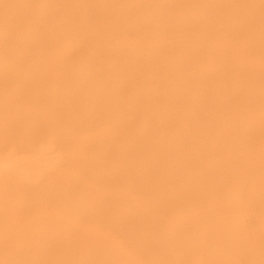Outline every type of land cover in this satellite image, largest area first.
Returning <instances> with one entry per match:
<instances>
[{"label":"rangeland","instance_id":"374dc122","mask_svg":"<svg viewBox=\"0 0 264 264\" xmlns=\"http://www.w3.org/2000/svg\"><path fill=\"white\" fill-rule=\"evenodd\" d=\"M6 3H5V2ZM7 1H9V0H0V3H1V7H0V18L2 19V18H4V17H2L3 15H5V13L3 12V11H5L6 13H7V9L9 8V6H10V9H8V13H10L11 14V12L12 11H15V12H12V14H14V15H12L10 18L12 19H10V18H7L8 20H10L9 22L10 23H6V22H8V20L5 18V20L4 21H6V22H4L3 21V19L1 20V22L2 23H0V38H2L3 37V35H6V34H8L9 33V31L10 30H12L13 28L15 29V26H16V29H18V31L15 29H13L14 31H11V35H13L14 33L13 32H16L15 33V35H17V37H18V39H17V41H20V42H17L16 41V39H15V41L14 40H12V39H14V38H17L16 36H12V37H7V36H10V34L9 35H7V36H4V38H2V40L0 39V41H1V44L3 45V46H1V44H0V58L1 57H4L5 59H4V61H1V60H3V58L2 59H0V76H1V73H2V77H5L6 75L5 74H7V76H6V78H10V79H5V78H0V90L1 91H4V92H2L1 93V91H0V97L1 98H3V99H1L0 98V105H2L0 108L2 109V111H0V121H1V118H2V122L4 123V126H2L3 125V123L2 122H0L1 124V126L2 127H0V145L1 144H3L4 143V145H2V147L0 146V207L2 208L3 207V209L1 210V208H0V210L1 211H4L6 214L5 215H0L2 218H4V219H1V217H0V220L2 221L3 220V224L5 223V221L7 220V218H8V221H7V223H5L3 226L5 227V228H3V226H1L0 227V231L2 230V228L4 229L3 231L4 232H6L7 230V228H8V234H9V239H8V237H7V239L8 240H10L9 242L11 243V242H14V243H11V244H7L8 243V240H6V236H4V232L2 231V232H0L1 234H0V254H2V255H0L1 257L2 256H4V255H6V256H4V257H2V258H4L3 260L2 259H0L1 261H0V264H12V262H14L15 260H14V257H18V259H19V261H18V259L14 262V264H30V263H32V261H33V263L34 264H38L39 262H42V264H65L68 260L71 262L70 264H74V263H76V264H104L105 262L103 261V259L105 258V255H106V253L109 251V250H111V249H109V248H112L114 251H112L111 250V254H109V253H107V254H109V255H111V257H108L107 255H106V258L105 259H107V261H106V263L105 264H115V263H121V264H123L124 262H126V263H124V264H173V262H174V264H176V262L175 261H177L178 260V258H180L181 257V260L182 261H180V260H178L177 262V264H179V262H180V264H204V263H206V264H239L240 262H242V264H254L255 262V264H263L264 262H262L261 260H263L264 261V259H263V256H264V252H262L263 250H262V248H264V247H262V246H264V189H263V187H264V181H262L263 179H264V166H263V164H262V162L264 163V156H263V154H264V149H261L262 147L261 146H264V128H263V124L262 123H264V122H259L260 121V119L262 120L264 117L262 116V115H264L263 114V112H264V102H263V100H264V95H262V94H264V85L262 86L260 83H262V84H264V82H261V80L262 81H264V60H260L262 57H264V54L262 53V52H264V45H262V44H259V45H257V47L252 43V38H253V35H257V36H259V35H263L262 34V32L264 33V29H262V28H264L263 26H264V0H248V2H246L247 0H245V1H242V3L239 5V7L240 6H242L243 5V8L242 7H238L237 9H234L233 7H232V1L231 0H191V4H190V0H173L175 3H176V5L179 3V1H181V4H182V2L183 1H185L184 3H183V5L186 3V4H189V6H187L186 4H185V6H187L186 8L189 10L191 7H195L194 9H198V8H200L199 7V5L200 6H202L203 7V4H205V3H208V4H210V3H213L214 5H216L218 8H220V10L219 11H221V8L222 7H230V8H227V9H222L223 10V12H221V14L223 15H219L220 13H218V11H217V13H216V16L214 15L213 16V18L214 19H217V18H221L222 20H223V22H224V24H223V22H222V20H219L216 24H215V27H213V30H209V31H204V28H202V26H203V24L201 25V24H198L196 27H195V29H190V28H187L188 26L187 25H185L186 24V22H187V20H188V22H190L191 23V21H194L192 18H194L193 16H194V14L196 13V12H194L195 10H193V12H194V14L192 13L191 15H189L190 16V19H188L189 17H187L185 14H184V16H183V14H178V15H176V17L178 18V26L180 25V27H176V28H174V30H180V32H178V31H175L174 33H172V34H170V35H161V37H160V39L158 40V43H156V42H153V41H151V40H147V39H149L148 37H150L149 35L146 37V38H143V39H141L142 41H140V38H138L137 36L135 37V35H134V37H135V39H134V37H131V36H128L127 34H122V35H117L116 37H114L112 40L114 41H112L113 43H111V41H109V40H104V41H101V42H99L100 40H98V38H96L95 39V37H93V36H83L82 37V35H79L78 36V32L77 33H75L76 31V29H78V27H72V25H73V22H71V25L69 26V27H62L61 25H63V24H67V21L65 22V23H63V19H62V17L64 16L63 14H66L65 16L66 17H68L69 16V8L68 7H66V8H68V9H64L63 7H65L64 5H66V1H67V5H69V3H70V0H20L21 2H19V0H10V4H9V2H8V4H7ZM32 1H34V2H32ZM36 1H40L38 4H40L41 5V3H43L41 6H43L44 5V3H46V9L45 10H47L46 12L48 13L47 15H46V12H45V10H44V6L42 7V9L44 10V11H42L40 8H41V6L40 5H36L37 3H35ZM45 1V2H44ZM118 1H121V2H117V4L119 5V6H121V7H119L118 5H117V7L120 9V10H123V11H128V10H130L131 11V9L132 10H134V11H136L137 9H139V6H140V4H138L139 2H138V0H134V2H135V4H134V2H133V0H118ZM150 3H152V1L153 0H148ZM177 1V2H176ZM204 1V2H203ZM215 1H217V2H219V3H216ZM230 3H229V2ZM249 1L251 2H254L255 3V5H254V3H252L251 5H253V7L252 6H250V5H248V3H249ZM257 1V2H256ZM260 2V4H259V2ZM2 2H4V3H2ZM11 2H14L13 4H11ZM16 2H19V3H16ZM47 2H48V4H47ZM50 2V3H49ZM57 2H59V4H57ZM69 2V3H68ZM123 2V3H122ZM129 2V3H128ZM194 2V3H193ZM200 2V3H199ZM226 2H228L231 6H229V4L228 3H226ZM262 2V3H261ZM22 3V5H20ZM26 3V4H25ZM32 3H35V5H36V7H34V5L32 4ZM192 3H193V5H195V3H196V5L195 6H193L192 5ZM25 4V5H24ZM27 4H29V5H27ZM49 4H50V6H49ZM51 4H54V7L51 5ZM63 6H62V5ZM133 4V5H132ZM180 4V3H179ZM178 4V5H179ZM181 4H180V7H179V9L181 10H183L184 9V6H183V8H182V6H181ZM250 4V3H249ZM260 5V6H257V8H256V5ZM4 5H6L5 7H4ZM9 5V6H8ZM17 5V6H16ZM26 6V7H24V6ZM32 5H33V7H32ZM57 5V6H56ZM59 5L61 6V9L63 10L61 13H60V7H59ZM66 5V6H67ZM123 5V6H122ZM139 5V6H138ZM190 5H192L191 7H190ZM27 6H29L28 8H27ZM125 6V7H124ZM127 6V7H126ZM131 6V7H130ZM17 8L16 10H13V9H11V8ZM24 8V9H26L25 11H24V9L22 10V9H20L19 10V8ZM37 7H39V10H37V12L39 13H42L43 15H41L40 14V16H42L41 17V19L39 18L40 16H39V14L35 11L36 9H37ZM49 7H51V10L50 9H48ZM53 7V8H52ZM178 7V6H177ZM245 7L246 8H249V9H245ZM14 8V9H15ZM33 8H36L35 10L33 9ZM59 8V9H58ZM185 8V9H186ZM1 9H4L3 11H1ZM27 9H29V11L27 10ZM192 9L193 8H191V10L190 11H192ZM232 9V10H231ZM234 9V10H233ZM254 10V11H256V12H259L260 10H261V12L257 15L258 16V18H256L257 20H259V21H262L263 20V22H259V21H257L256 20V22H258V23H261V24H258V23H256V24H254L253 22H252V20L251 19H253V18H250L251 17V13H250V10ZM257 9V10H256ZM17 10H19V11H21V12H23V13H25L26 15H28V16H26L25 14L22 16V14L23 13H20V12H17L18 13V16L16 15V11ZM42 12H41V11ZM57 10V11H56ZM67 12H66V11ZM232 12H235V11H237V12H235V13H237V15L236 14H231V11ZM241 10V11H240ZM11 11V12H10ZM26 11L28 12V14L26 13ZM36 13H35V12ZM53 13H52V12ZM59 12V14H56V12ZM65 11V12H64ZM197 11V10H196ZM226 11V12H225ZM227 11H229V13L227 12ZM240 11V12H239ZM3 13V15H2V13ZM34 12V13H33ZM55 12V13H54ZM198 12V11H197ZM247 12H248V14L250 13V15H248L247 14ZM34 14V16H36V14H37V16H38V20H37V18H34V16H32L31 14ZM63 13V14H62ZM179 13V12H178ZM227 13H228V18H227V20L225 19V17L224 16H226L227 15ZM239 13V14H238ZM242 13L244 14V16L242 15ZM254 13V12H253ZM20 14V15H19ZM62 14V15H61ZM226 14V15H225ZM241 14V15H240ZM247 14V15H246ZM2 15V16H1ZM16 15V16H15ZM44 15H46L47 17H48V19H47V17L46 16H44ZM51 15V16H50ZM185 18H182V16ZM193 15V16H192ZM197 15V14H196ZM196 15H195V17H196ZM219 15V16H218ZM229 15H230V17H229ZM234 15V18L235 17H237L238 15V17L236 18V19H233L232 18V16ZM20 16H22L21 18H23L22 20H21V18H20ZM25 16L27 17L26 19H25ZM32 16V17H31ZM36 16V17H37ZM44 16V17H43ZM53 16V17H52ZM60 16H61V18H60ZM64 16V17H65ZM200 17V14L199 15H197V18H195V19H199V17ZM243 16V17H242ZM249 16V17H248ZM50 17H52V18H55L57 21L58 20H60V22H62V24H59L58 22H55L56 20H54V19H51ZM57 17V18H56ZM58 17H59V19H58ZM65 17V18H66ZM181 17V18H180ZM186 17H187V20H186ZM210 13H209V16L207 17V19H208V21H209V19H210ZM216 17V18H215ZM240 17H242V18H240ZM14 18H18L17 20H15ZM44 18V19H43ZM46 18V19H45ZM180 18V19H179ZM247 18V19H246ZM250 18V19H249ZM14 19V20H13ZM32 19H34V20H32ZM42 19L44 20L43 22L45 23V21H48L49 23L51 22V20H53V22H55V24L57 23V25H54V24H49L48 22H47V25L49 26V28L51 29V27H50V25L52 26V28L53 29H51V30H48L49 32L47 33L46 32V30L47 29H49L48 27H47V25H46V23L44 24V25H42L43 23H41L42 22ZM182 19V20H181ZM183 19H184V22H183ZM229 19H232L231 21L229 20ZM239 19V20H238ZM245 19V20H244ZM40 21L41 20V22H38L39 24H41V25H39L38 23H37V21ZM181 20V21H180ZM190 20V21H189ZM236 20H238V21H236ZM243 20V22L244 23H242L241 21ZM246 20H248V22L246 21ZM11 21H14V23H15V25H14V23H11ZM20 21V22H19ZM24 21H26V23L24 22ZM34 21H36L35 23H34V25H33V22ZM195 21H197V20H195ZM195 21H194V23H195ZM201 21V20H200ZM250 21V22H249ZM3 22L4 23H6L5 25H3ZM17 22H19V24L20 23H22L20 26H19V24L17 23ZM30 22H32V23H30ZM52 22V23H53ZM188 22H187V24H188ZM27 23H28V25H27ZM180 23V24H179ZM189 23V24H190ZM228 23V24H227ZM234 23H235V25H234ZM2 24V25H1ZM10 24H13V25H10ZM17 24H18V26H17ZM58 24H59V26H58ZM181 24H184L183 26L184 27H186L187 29L186 30H184V27L183 26H181ZM226 24V25H225ZM244 24V25H243ZM249 25V27H251V29L253 30V32L251 33V32H249V33H247L248 32V29H249V31H250V28H248V26H246V25ZM258 24V25H257ZM10 25V27L12 26V28L10 29V27H9V29H8V26ZM27 25V26H26ZM32 25V26H31ZM38 26V27H36V26ZM75 25H77V24H75ZM228 25V27H226ZM2 26L3 27H7V28H5L6 29V32H5V29L3 30L2 29ZM26 26V27H25ZM33 26H35L37 29H38V31H34L36 28H33ZM77 26H79V24L77 25ZM222 26H223V28H222ZM236 26H238V27H236ZM240 26V27H239ZM242 26V27H241ZM262 26V27H261ZM21 27V28H20ZM29 27V28H28ZM31 27V28H30ZM40 27V28H39ZM44 27H45V30H44ZM63 28V30H62V28ZM70 27H71V29H70ZM198 27V28H197ZM200 27V28H199ZM226 27V28H225ZM232 27V28H231ZM255 27V28H254ZM24 29V32H23V29ZM59 28V29H58ZM65 28H66V30H65ZM235 28V29H234ZM20 29V30H19ZM34 29V30H33ZM36 29V30H37ZM39 29H40V32H39ZM58 29V30H57ZM61 29V30H60ZM196 29L197 30H200V32L199 31H196ZM203 29V30H202ZM226 30V32H225V30ZM229 29H230V31H229ZM261 31H260V30ZM8 30V31H7ZM22 30V31H21ZM31 30V31H30ZM44 31L43 33H47V34H42V32L41 31ZM53 30V32H51ZM70 30H71V32H70ZM189 30V31H188ZM195 30V31H194ZM235 30V31H234ZM239 30H241L240 31V33H238V34H236L237 32H239ZM255 30V31H254ZM33 31V32H32ZM194 31V32H193ZM228 31V32H227ZM244 31L247 33H244ZM3 32V33H2ZM19 32L21 33H24V35L21 33V34H19ZM36 32V33H35ZM64 32V33H63ZM71 34H70V33ZM183 32H184V34H185V36H184V34H183ZM187 32V33H186ZM198 32H199V34H198ZM223 32H225L224 33V35H223ZM242 32V33H241ZM255 32H257V33H255ZM1 33H2V35H1ZM4 33H6V34H4ZM18 33V34H17ZM27 33H30L29 35H30V37H29V35H27ZM52 33H53V35H55V33H56V35H57V38H56V35L55 36H52ZM65 33H67L68 35H66ZM226 33L228 34V35H226ZM230 33V34H229ZM251 33V34H250ZM255 33V34H254ZM34 34V35H33ZM135 34V33H134ZM241 34H244V36H245V38L243 39V42H242V40L241 39H239V38H243V37H240V35ZM246 34V35H245ZM248 34H249V36H248ZM253 34V35H252ZM20 35H22V36H24V37H21ZM43 35V36H42ZM47 35V36H46ZM65 37H64V36ZM71 35V36H70ZM73 35H75V36H73ZM178 35V36H177ZM229 35H230V38H229ZM237 36L236 38H235V36ZM2 36V37H1ZM35 38H34V37ZM36 36H38V38L39 39H41V38H43L44 39V37H46L47 38V42H45L46 44H45V47L43 46V45H41V44H44V43H42V42H40L39 41V45L41 46H39L38 44H37V42H38V38H36ZM68 36V37H67ZM177 36V37H176ZM180 36V37H179ZM183 36V37H182ZM242 36V35H241ZM5 37H7V38H5ZM48 37H52L51 38V42L49 43V40H50V38H48ZM63 37V38H62ZM85 37V38H84ZM164 37H166V38H164ZM182 37V38H181ZM185 37V38H184ZM187 37H189V38H187ZM204 37V38H203ZM225 38V40H224V38ZM239 37V38H238ZM252 37V38H251ZM22 39V40H20V39ZM26 38V39H25ZM32 38H34V39H32ZM60 38V39H59ZM70 38V39H69ZM76 38V39H75ZM88 38V39H87ZM121 38V39H120ZM136 38H138V40L136 39ZM164 38V39H163ZM209 40H208V39ZM214 38V39H213ZM223 38V39H222ZM229 38V39H228ZM233 38H235V39H233ZM250 38V39H249ZM5 39H7V41H9L8 42V46L10 47V48H14V49H10L9 47L7 48V51H6V48H4V47H6V45L5 44H7V42H6V40ZM30 39V40H29ZM38 39V40H37ZM42 39V40H43ZM49 39V40H48ZM61 39H62V41H61ZM90 39H92L91 41H89ZM144 39H146V42H144L145 40ZM176 39H177V41H176ZM179 39V40H178ZM184 39V40H183ZM191 40L192 42H191V44L192 45H196L197 44V46H195V48H197V49H200V52L198 53V51L194 48V47H192V45L190 46L189 44V42H186V40ZM193 39H194V41H193ZM202 41L203 42V44H206V40H207V42L209 41V43H211V45L212 46H214V47H212L211 46V49L209 48V43L208 44H206V45H208V46H206L205 47V45H203L204 46V48L206 49H208V50H203V47H202V44H199V43H201V42H199V43H197L198 41ZM200 39V40H199ZM204 39H206L205 41H204ZM254 39V38H253ZM5 40V44H3V42L2 41H4ZM34 42V43H31L32 41ZM36 40H37V42H36ZM54 40V41H53ZM74 41V43H73V41ZM75 40H76V42H75ZM162 40V41H161ZM173 40V41H172ZM216 42H215V41ZM231 40H233V44H232V41ZM237 40H240L241 41V43H243V46L242 47H240L239 48V44H241L240 43V41H237ZM12 41H14L15 42V45H16V47L17 46H19V47H17L18 48V50L16 49V47H15V45L13 44L14 42H12ZM21 41H22V43H21ZM30 41V42H29ZM56 41H58V45H57V42ZM66 41V42H65ZM71 41V42H70ZM94 41H98V43L97 42H95L96 43V45H93V43H94ZM172 41V42H171ZM179 41H185L186 42V44H185V42H182L183 43V45L185 44V47L184 48H190L191 49V52L193 53V55H194V59H193V57H191L190 55H189V53L188 52H186L185 54H182V56L180 55V56H178L176 59L177 60H180V61H178V63H184L183 65H185V66H195V67H202V69L203 70H209V69H226V70H223V72L225 71V72H229V73H227V75H225V78H226V81H225V78H223L218 84H216L215 85V87L217 88V89H214V90H212L213 88H209L210 90H208V91H210V94L209 93H207V94H205V93H203V92H194V94H192L191 93V97L192 98H194L195 97V99H196V103H200L201 105L200 106H202L204 109H205V106H206V108L208 109L209 108V110L211 109V104H213V102L215 103L216 101L218 102V104H216L217 105V107H218V105L220 106V104L221 103H223V102H221L222 100L221 99H219V97L220 98H222V99H224V97H226V99L228 98V96H227V94H229V96L232 98V96L234 97V99H232L231 101H229V103H230V106L232 105V102L235 104V102L237 101V99H241V98H244V99H242V100H238L237 102H236V105H237V108H239V109H236V106H232L231 108H229V109H231L232 110V108H233V110H236L235 112L232 110V112L233 113H230L231 112V110H228L227 108H226V106H224L225 105V102L223 103L224 105H223V107L225 108V110H223V109H221L222 108V106H220V108H217L216 110H214V109H211L210 111L212 112V113H210V111L209 112H207V109L206 110H204L203 108H201V110H203V111H206L207 113H209L210 114V116L209 115H205L206 113H203V111H202V114H201V112H199L200 114H198V116L201 118V120H202V117H203V119H204V117H205V119L204 120H202V121H204V123H202V121L200 120V118H199V120H198V116L196 115V113H195V115L196 116H193V113H192V110H189L190 111V115H189V112H187L188 111V109H186V108H183L182 110H185L186 109V111H184L183 113H185V114H183L182 115V117H180L179 119H177V121L175 122V123H177V124H179V125H181L182 127H183V124L185 125V123L184 122H186L187 124H188V126H187V128L189 127V126H191V127H189V128H191V130L192 129H194L195 127V129L193 130L194 132H192V134L191 133H188L189 131H191L189 128H188V132L186 131L187 129L185 128V130L181 127V126H179V125H173L172 126V128L173 129H175L176 128V126H178L177 128H178V130L176 131V132H179L180 131V133H178V134H180V135H174V134H172L173 132L172 131H174V130H172V131H170V133H166V131L167 130H170V129H166L165 130V133H166V135H165V133L164 132H162L163 133V135H162V133H160L159 135H158V138H159V140H161V141H158L157 139H156V137H155V139H156V141H158V142H156L155 140H154V142L155 143H157V144H159V146H161V148L157 145V144H155L154 142H152V141H150L151 140V138L150 137H148V139H147V137H146V139L144 140H142V141H138V140H136L137 142H135V144L134 143H132V153H131V151H128V152H130V153H127V148L126 147H129V145L130 144H128V141H129V137L131 136V137H133L134 135V133H135V136H136V132H140V131H138V130H140L139 128L140 127H142V125L144 124V123H142V122H145V121H147V120H145V118H143V117H147V115H148V119L149 120H151L153 117H155V116H157V117H155V118H157V119H152V120H154V121H151V123H152V125L153 126H156L157 125V123H154V122H156V120H158V118H159V116H162L164 113L167 115H169V111L170 110H166V108L168 109V105H167V103L166 102H164V100H162L161 102L162 103H160V105H162L163 107H161V108H159V110L157 109V107H152L153 105H150L153 101V99L151 98V97H153L151 94H152V92H154V90H155V88H157L158 86H159V81H157L155 78H152L153 76H154V73L152 74V72H153V70L151 69V68H149L148 67V65H150L151 66V63H152V61H151V59L150 58H148V57H150V55L152 56V54H150V52L154 49V48H158L159 50L160 49H162V50H164L163 48L165 47V48H167V47H171V45L172 46H174L175 44H173L174 42L176 43V45H178L180 42ZM197 41V42H196ZM210 41H212V42H214V44L212 43V42H210ZM230 41V42H229ZM254 41V40H253ZM25 42V43H24ZM53 42H54V44H53ZM62 42V43H61ZM88 42V43H87ZM92 44H90V43ZM102 42H104V44L102 43ZM141 43L140 45H139V43ZM142 42H144V43H142ZM163 42H166V43H163ZM194 42V43H193ZM195 42H196V44H195ZM218 42H220V43H218ZM237 42H239V43H237ZM250 42V43H249ZM9 43H10V45H9ZM33 44V45H31V44ZM63 43H65V44H63ZM76 43V44H75ZM94 43V44H95ZM104 46V47H101L102 45ZM109 43V44H108ZM115 43V44H114ZM145 43H146V45H145ZM150 43V44H149ZM181 43V44H182ZM215 43H217V44H215ZM227 43V45H225ZM231 43V44H230ZM236 43V44H235ZM11 44L12 45H14V46H11ZM18 44H22L21 46L20 45H18ZM28 44H30V45H28ZM37 45V47H39L40 48V50L42 51V47H44L46 50H44V51H40L37 47H36V45ZM69 44V45H68ZM72 44V45H71ZM106 44V45H105ZM142 44H144V45H142ZM171 44V45H170ZM198 44H199V46H200V48H199V46H198ZM221 46V49H223V48H225L226 50H221L219 47V45ZM230 44V45H229ZM249 44H250V47H249ZM263 44H264V42H263ZM52 47H51V46ZM55 45H57L59 48H57V47H55ZM60 45V46H59ZM61 45H63V47L62 48H60L61 47ZM76 45V46H75ZM100 45V46H99ZM139 45V46H138ZM147 45H150V46H147ZM152 45H154V46H152ZM170 45V46H169ZM188 47H187V46ZM223 45V46H222ZM231 45H233L232 47H231ZM235 45H238V46H236L235 47ZM242 45V44H241ZM240 45V46H241ZM23 46V47H22ZM30 46H31V48L33 47V49H34V51H33V49H31L30 48ZM86 46H87V48H86ZM89 46H91V47H89ZM126 46V47H125ZM231 47V48H229V47ZM247 46V47H246ZM3 47V48H2ZM37 49H36V48ZM51 47V48H50ZM75 47V48H74ZM95 47H97V48H95ZM132 47V48H131ZM202 47V48H201ZM235 47V48H234ZM257 49H256V48ZM261 47H263V48H261ZM22 48V49H21ZM54 48V49H53ZM71 49V51H70V49ZM81 48H82V50H81ZM98 48H102V50H100V49H98ZM146 48H150V49H146L147 51H150V52H148L149 54H147V52L145 51V49ZM153 48V49H152ZM212 48H214V49H212ZM248 48L250 49H252V51H251V49L248 51V53L246 54V52H247V50H248ZM253 48H255V49H253ZM260 48V50H262V51H259L258 49ZM3 49V50H2ZM10 49V52H8V50ZM21 49V51H23L24 52V54L25 53H32V54H30V55H32V56H30L28 53H27V57L26 56H24V54H22V56H21V54L19 53L18 54V52H19V50ZM26 49V50H25ZM29 49L31 50V51H29ZM36 49V50H35ZM92 51H91V50ZM94 49L96 50V49H98V50H100V52L102 53V54H104L105 52L107 53H105L106 54V56L104 57V61L102 60V61H100L101 62V67H100V62L99 63H97L98 64V66H99V68L104 72L103 74L101 73V71H99L100 69L99 68H97L98 69V71H96V72H94L95 74L93 75V72H91V71H89L88 69H89V66L87 67V63L89 64V62H88V60H86V59H89V57H91V56H93V55H96V52H97V54L99 53L98 52V50H96V52L94 51ZM106 49H108L107 51H106ZM137 49V50H136ZM143 49V50H142ZM195 49V50H194ZM217 49V50H216ZM227 49H229V52H228V50ZM231 49H233V51H231ZM236 49V50H235ZM239 49V50H238ZM7 52V53H5V51ZM14 50V51H13ZM25 50V51H24ZM39 52H38V51ZM55 50H57V51H55ZM89 50V51H88ZM104 50V51H103ZM121 50H125V51H122L121 52ZM127 50V51H126ZM193 50V51H192ZM210 50V51H209ZM4 51V52H3ZM11 51L12 52H14L15 53V51H18L16 54H18V55H20L19 57H20V59L22 60V61H20V60H18L19 58L17 57V55L15 56V54L14 53H11ZM37 51V52H36ZM91 51V52H90ZM109 51H111V52H109ZM135 51H137V52H135ZM194 51L196 52V56H195V53H194ZM201 51H203L202 53H201ZM205 51H208L207 53H205ZM211 51H213L215 54H214V56L216 55V54H218V53H220V55L218 54V55H216L215 57H212L213 56V54H212V52ZM227 51V52H226ZM237 52L238 53V55H241V56H239L238 57V55H237V53H234L233 54V52ZM254 51H257V53L259 54V56H258V54L256 53V52H254ZM23 52H21V53H23ZM46 52H48V53H46ZM49 52H50V54H49ZM56 52V53H55ZM88 52V53H87ZM89 52L91 53V54H89ZM115 52V53H114ZM130 54H129V53ZM140 52V53H139ZM224 54H223V53ZM231 52V53H230ZM241 52V53H240ZM250 52V53H249ZM251 52H252V54H251ZM261 52V53H260ZM2 53H3V55L4 56H2ZM9 53H11V55L9 54ZM33 53H34V55H33ZM38 53V54H37ZM43 53V54H42ZM46 53V54H45ZM54 53H55V55H56V57H55V55H54ZM95 53V54H94ZM101 53H99L98 55H100ZM122 53V55H120L121 57H119V54H121ZM135 53V54H134ZM139 53V54H138ZM142 53H144V54H146V55H148V56H145L144 54V56H143V58H142ZM152 53V52H151ZM187 53H188V55L189 56H187ZM200 53L202 54V55H200ZM204 53V54H203ZM243 53V54H242ZM14 54V55H13ZM35 54H37V55H35ZM110 54H111V57L109 58V57H107L108 55L110 56ZM113 54V55H112ZM118 54V56L116 57V55ZM130 56L129 58L128 57H126V59H125V57H123V56H128V55ZM199 54V55H198ZM206 54V55H205ZM208 54H209V56H208ZM223 54V58L221 59V55ZM236 54V55H235ZM263 54V55H262ZM5 55H8L7 57H5ZM40 55V56H39ZM45 55V56H44ZM47 55V56H46ZM53 55V56H52ZM57 55H58V57H57ZM90 55V56H89ZM132 55V56H131ZM136 57H135V56ZM137 55H138V57H140L141 59H142V61H141V59H139L138 57H137ZM186 55V56H185ZM212 55V56H211ZM234 55H235V57H234ZM251 57H250V56ZM14 56V57H13ZM34 56H38V57H34ZM42 56H44V57H42ZM49 56H52V57H49ZM77 56V57H76ZM83 56H84V58H83ZM212 57V59H211V57ZM225 56V57H224ZM257 57V60H256V57ZM15 58L14 60L13 59H8V58ZM31 57V58H30ZM39 57H41L40 59H38ZM48 57H49V59H48ZM54 57V58H53ZM82 58V60L83 59H85V57H86V59L85 60H83V62H80V64L78 63L79 61H81V58ZM88 57V58H87ZM102 57V56H101ZM123 57V59H125V60H123L122 59V61H121V59H119V58H122ZM136 59H135V58ZM145 57V58H144ZM190 57V58H189ZM258 57H260V58H258ZM9 60V63H8V60ZM23 58V59H22ZM35 58V59H34ZM53 58V59H52ZM56 58H58V59H56ZM79 58H80V60H79ZM119 59V61L117 60V62H116V59ZM137 58H138V60H137ZM152 58V57H151ZM198 58V59H197ZM214 58H215V60H214ZM218 58V59H217ZM226 58V59H225ZM242 58V59H241ZM37 59V60H36ZM43 59H45V60H43ZM144 59H145V61H147L146 63H145V61H144ZM176 59H174V61L176 60ZM209 59H211L212 60V62H210V61H208ZM244 59V60H243ZM247 59H248V61H247ZM263 59V58H262ZM10 60L11 61H13V62H10ZM33 60V61H32ZM44 61L43 63H41L42 61ZM53 60V61H52ZM78 60V61H77ZM105 60H107V61H105ZM114 60H115V62H114ZM127 60V61H126ZM134 60H136V62L137 61H139L140 62V65H139V62L138 63H136ZM151 61V63L149 62V61ZM177 60L174 62V63H177ZM190 60V61H189ZM222 60H225V61H221ZM227 60H229L228 61V63L226 62ZM255 61V63L254 62H252V61ZM259 60V62L257 63V61ZM20 61V62H19ZM24 61H26L25 63H24ZM28 61H31L32 62V64H31V62H28ZM34 61L36 62H38L39 64H35L34 63ZM69 61V62H68ZM144 61V62H143ZM162 61H164V59L163 58H161L160 59V63L162 64ZM186 61H188V63L186 62ZM244 61V63H242V62ZM246 61V62H245ZM249 61L251 62V63H253V65L251 64V63H249ZM17 62H18V64L19 63H21V65L19 66L18 64H17ZM36 62V63H37ZM48 62V63H47ZM73 62V63H76L77 64V66H76V64H73L74 65V67H72L70 64ZM87 62V63H86ZM102 62H103V64L105 63V65H102ZM119 62V63H118ZM145 63V65L143 64V63ZM210 62V63H209ZM233 63L234 65L236 64V65H238V68H237V70L239 69H241L243 66L245 67H243L242 68V70H243V74L245 73V71H246V73L244 74V75H248V73L250 72V73H254V75L256 74L255 72H257V74L255 75V78L256 79H254L253 80V78L250 80V81H254V83H251L249 80H248V78H246L247 79V81L245 80V76H244V80H241V79H243V78H241V77H239V75H241L242 77H243V74H242V70H240V72H239V70H238V72L237 73H235V69H236V65L234 66L233 64H230V63ZM260 62H262L261 64H260ZM13 63H14V66H12L13 65ZM109 63V64H108ZM114 63V64H113ZM117 63H118V65H117ZM124 63H125V65H124ZM136 63V64H135ZM144 65V66H142V64ZM166 63V62H165ZM212 63H213V65H212ZM215 63V64H214ZM226 65H225V64ZM239 63H241V64H239ZM250 65H249V64ZM1 64H3V65H1ZM12 64V65H11ZM17 64V65H16ZM26 64H28L27 66H25ZM44 64V65H43ZM46 64V65H45ZM69 64V65H68ZM160 64V65H161ZM164 64V63H163ZM258 64V65H257ZM260 64V65H259ZM23 65H24V67H23ZM32 65V66H31ZM82 65H84V66H82ZM108 65H111V66H108ZM114 65H115V67H114ZM119 65H121V66H119ZM122 65H124L126 68H125V70H123V69H121V67L122 68H124V66H122ZM127 65V66H126ZM134 66V68L136 69H131V71H130V67L129 66ZM138 65V67L139 66H142V67H139V68H141V69H138V67H136ZM214 66V67H210V66ZM216 65H218L219 66V68H218V66H216ZM229 65H230V67H231V69L230 68H228L229 67ZM231 65H233V66H231ZM3 66H5V68L7 69V70H5L4 68H3ZM10 66V67H9ZM70 66V67H69ZM83 68V72H82V69H80L81 67ZM104 66V68H102ZM106 66V67H105ZM247 66H248V69H249V71H247ZM250 66H252L251 67V69L249 68ZM258 66V67H257ZM13 68V70H12V68ZM17 69V70H15V68ZM66 67H67V69H66ZM78 67H80L79 69H78ZM86 67H87V69H86ZM114 67V68H113ZM129 67V68H128ZM144 67V69L147 71H145V70H143L142 68ZM257 67V68H256ZM25 68V69H24ZM37 68V69H36ZM39 68V69H38ZM47 68V69H46ZM148 70H147V69ZM256 68V69H255ZM2 69H4L3 71H1ZM53 69V70H52ZM64 69H66L65 71L66 72H64ZM105 69H107V71L105 70ZM108 69L109 70H111V71H108ZM253 69V70H252ZM12 71V73H11V71ZM25 70H27V72L25 71ZM30 70H32V71H30ZM39 70V71H38ZM45 70V71H44ZM70 72H69V71ZM74 70H80V71H75L74 73H76V74H74V73H71L72 71H74ZM93 70H96V68L95 69H93ZM114 70V71H113ZM119 70H120V73L122 74L123 72L122 71H124V73H125V75L127 76L128 74L130 75L131 73V77L133 78V80L135 81V83L133 82V84H132V82L131 81H133L132 80V78H124V73L122 74V76H121V74L119 75L118 74V72H119ZM127 70V71H126ZM139 70H143L144 71V73H142V72H140ZM150 70H152V72L150 71ZM228 70V71H227ZM234 70V71H233ZM236 70V71H237ZM255 70V71H254ZM259 70H261L260 72L263 74V78L261 79L260 78V76L262 77V75H259ZM263 70V71H262ZM6 71V72H5ZM42 71H44V72H42ZM48 71V72H47ZM87 71V72H86ZM105 71H106V74H105ZM115 71H116V75H115V77H113L114 76V74H115ZM131 72V73H129V72ZM136 72V71H139L137 74H141V75H137L136 73H134V72ZM148 71H150L149 73H148ZM232 73H231V72ZM16 72V73H15ZM28 72H32V73H28ZM35 72H37V73H35ZM42 72V73H41ZM99 72V73H98ZM233 72H234V74H233ZM17 74L16 76H15V74ZM26 74V77H25V74L24 75H22V78H21V74ZM27 73L28 74H30V75H28V77L29 78H27ZM46 73H51L50 75L49 74H46ZM53 73H55V75L53 74ZM87 73V75H85ZM88 73H91V74H88ZM97 73L99 74L98 76H97ZM239 73H241V74H239ZM260 73V74H261ZM40 74V75H39ZM44 74V75H43ZM46 74V75H45ZM100 74H101V76L103 77V80L101 79L102 77H100ZM232 76H231V75ZM237 74V76L240 78V80H239V78L238 77H236L235 75ZM9 75H10V77H9ZM32 75V76H31ZM37 75H38V77H37ZM49 75V76H48ZM52 75V76H51ZM64 75V76H63ZM66 75V76H65ZM69 75H70V77H69ZM74 75V76H73ZM77 75V76H76ZM79 75H81L82 76V78H83V76L86 78H90V77H94V78H97V79H94V78H92L91 80L90 79H87L86 78V82L85 83H87L86 84V86H85V83H84V81H85V78H83L84 80L83 81H81L80 80V78H81V76H79ZM91 75H93V76H91ZM119 75V76H118ZM128 75V76H129ZM143 75H145V78L143 77ZM151 75H153V76H151ZM224 75H223V77H224ZM235 76V78H238V79H235L236 80V83L234 84V82H235V80H234V76ZM20 77L21 79L18 81V77ZM23 76L25 77V78H23ZM46 76H48V77H46V79H49V81L48 80H46L45 79V77ZM90 76V77H89ZM112 76V77H111ZM121 76V77H120ZM125 76V77H126ZM134 76V77H133ZM136 76V77H135ZM140 76H142V77H140ZM258 76V77H257ZM12 77V78H11ZM76 77V78H75ZM99 77H100V79H99ZM109 77V79H107ZM118 77V78H117ZM138 77V78H137ZM231 77H233V78H231ZM247 77H249V79H250V77H251V74L249 75V76H247ZM252 77H254L253 76V74H252ZM26 78H27V80H26ZM51 78V79H50ZM59 78V79H58ZM65 80H63V79ZM73 78H75V79H73ZM114 78V79H113ZM124 79L123 81H122V79ZM135 78V79H134ZM137 78V79H136ZM140 78V79H139ZM163 78V77H162ZM257 78H259L260 79V81H259V79H257ZM28 79H29V81L31 82H29L28 81ZM34 79V80H33ZM60 79L62 80V82H64V86L63 85H61L60 83H58V85H57V83H56V81L57 82H61L60 81ZM111 79H113V80H111ZM117 79V80H116ZM119 79V80H118ZM125 79H126V81L127 82H129V80H130V82H129V84H131L130 86L129 85H127V84H125L124 85V83H127V82H125ZM129 79V80H128ZM152 79H154V81L152 80ZM228 79V80H227ZM23 80V81H22ZM70 80V81H69ZM99 80L102 82L101 84H100V82H99ZM105 80V81H104ZM108 80H111V81H108ZM114 80H116L117 81V84L119 85L120 84V81H122V83L123 84H121V85H119V86H122L123 85V87L124 88H122V87H119L117 84V86H118V88H120L119 90H117L118 88H117V86L115 85V87H113L114 85H113V83H116V81L114 82ZM145 80H146V82H145ZM229 80H232L231 82H229ZM237 80L238 81H241L242 83H243V81H245V82H247L248 83V81H249V83L252 85H255L257 82H259V85L261 86H259L258 85V83L256 84V86H257V89L258 90H256V87H254V86H250V85H248L247 83H237ZM28 81V82H27ZM33 81H35V82H33ZM41 81V82H40ZM46 81H47V84H46V86H45V83H46ZM66 81H67V83H66ZM74 81V82H73ZM92 81V82H91ZM96 81V82H95ZM113 81V82H112ZM151 81V82H150ZM19 82H21L23 85H20L21 83H19ZM54 82V83H53ZM98 82V83H97ZM111 83V84H109V83ZM119 82V83H118ZM147 82H149V83H147ZM153 82V84L152 85H150V83H152ZM154 82H156V83H154ZM221 82H224V83H221ZM226 82L228 83V84H226ZM233 82V83H232ZM256 82V83H255ZM25 83V84H24ZM35 83V84H34ZM68 83H73V84H68ZM77 83V84H76ZM88 83L90 84V85H92L91 87H89L90 85H88ZM108 83V88H109V86H111V88L112 89H108L107 87H106V84ZM137 83H139V84H141V85H143V84H147V85H143L142 87L139 85V84H137ZM231 83V85H229ZM29 84V85H28ZM60 84V85H59ZM75 84V88H78L79 87V89H76V91H75V88H72L73 87V85ZM79 84H81L80 86H83V87H85V88H90V89H92V90H90V89H85V88H83V87H81L80 88V86H78ZM95 86H94V85ZM149 84V85H148ZM179 86L178 87H180V88H184L185 87V84H184V82H182V81H180L179 83H177ZM233 84V85H232ZM248 85V87H247V89H246V87H242V86H238V85ZM43 87H42V86ZM68 85H70V87L68 86ZM104 85H105V87L107 88L106 90H105V87H104ZM154 85V86H153ZM220 85H223L224 87L225 86H227V87H222V86H220ZM4 87L3 89H2V87ZM17 86H18V88L20 87H22V91L23 90H25V89H28V90H26L25 92H30V93H32L33 95H30V93H25L24 91H23V94H21L22 93V91L21 90H19L18 88H17ZM26 88H25V87ZM30 86H32V88L30 87ZM38 88H37V87ZM41 86V87H40ZM54 86H57L60 90H57L58 88L57 87H54ZM63 86V87H62ZM72 86V87H71ZM76 86H78V87H76ZM88 86V87H87ZM104 87V88H101V89H104V90H101L100 89V87ZM126 86H129V87H126ZM140 86V87H139ZM147 86L149 87V88H147ZM151 86V87H150ZM154 88H153V87ZM157 86V87H156ZM231 86V87H230ZM237 86V87H236ZM251 88H250V87ZM36 87V88H35ZM61 87H62V92H60L61 91ZM68 87V88H67ZM99 87V88H98ZM138 87V88H137ZM213 87H214V85H213ZM222 87V88H221ZM229 87V88H228ZM232 87L235 89H232ZM239 87V88H238ZM242 87V88H241ZM252 87H254V89L252 88ZM15 88V89H14ZM17 88V89H16ZM23 88H25V89H23ZM42 88V89H41ZM57 88V89H56ZM67 89V92H66V90H64V89ZM71 88V89H70ZM82 88L84 89V91H85V93H87L86 95H85V93H84V91L82 90ZM93 88H95V89H93ZM114 88V89H113ZM122 88V89H121ZM132 88V89H131ZM141 88H144V89H142V90H140ZM146 88V89H145ZM228 88V90H226ZM242 89V90H238V89ZM37 89V90H36ZM41 89V90H40ZM70 89V90H69ZM72 89H74V90H72ZM98 89V90H97ZM126 89V90H125ZM245 89V90H244ZM249 89L251 90V91H249ZM14 90H16V92H17V94H13V93H15V91ZM47 90V91H46ZM56 90V91H55ZM98 92L99 94H103L105 91V93L107 94H103V96H104V98H107V101H106V103L104 102L106 99H104L102 96V99H99V95H98V93H96L97 95L95 96V92ZM97 90V91H96ZM100 90V91H99ZM123 92H122V91ZM133 92H132V91ZM140 90V91H139ZM216 90H217V92H216ZM224 90H226V91H224ZM236 90H238V92H236ZM262 90V91H261ZM12 91H14V92H12ZM18 91L20 92V93H18ZM36 91V92H35ZM37 91H39V92H37ZM45 91V92H44ZM48 91H50V92H48ZM55 91V92H54ZM70 91V92H69ZM74 92L75 94H70L71 92ZM81 91H82V93H84L83 95H82V93H81ZM90 91H91V93H90ZM94 92V97L93 96H91L92 95V93ZM103 91V93H101ZM108 91H111V93L113 92V93H115V98L113 97V95H109V92ZM116 91H119V92H116ZM126 91V93H124ZM207 91V92H208ZM213 91H215L216 93H215V95L218 93V95H216V96H218L217 98H218V100H217V98H216V96L215 97H213ZM221 91V93H219ZM229 91V92H228ZM240 91H241V95H245V96H247L246 98L244 97V96H240ZM243 91V92H242ZM247 91H248V93H247ZM11 92V93H10ZM46 92H47V94H46ZM59 92V95L57 94V95H55L56 93H58ZM66 94V95H64V93ZM72 92V93H73ZM120 92H122V94L120 93ZM140 92V93H139ZM142 92V93H141ZM150 92H151V94H150ZM226 92H227V94H226ZM257 92V93H256ZM262 94H261V93ZM5 93L7 94V96L5 95ZM36 93H38V94H36ZM88 93H89V95H88ZM118 93H119V95H118ZM130 93V94H129ZM146 93V94H145ZM225 95H223V94ZM235 93L238 95V96H240L241 98H237L236 99V97H237V95H235ZM243 93V94H242ZM261 95H260V94ZM9 94V95H8ZM11 94V95H10ZM77 94H79V95H77ZM81 94V95H80ZM117 94V95H116ZM211 94H213L212 95V97H210L211 96ZM232 94H234V95H232ZM248 94V95H247ZM259 94V95H258ZM5 97H3V96ZM24 97H23V96ZM40 95V96H39ZM50 95V98L48 97ZM61 95V96H60ZM68 95H70V96H68ZM75 95H77V96H75ZM85 95V96H84ZM120 95H122V96H120ZM131 95V96H130ZM144 95V96H143ZM206 95V96H205ZM221 95H223V96H221ZM232 95V96H231ZM10 96H13V98L15 97V96H18V97H15L14 99H12V97H10ZM20 96H21V98H20ZM34 96V97H33ZM36 96V97H35ZM47 96V97H46ZM63 96H65V97H63ZM67 96L68 97H71L72 96V98H68L67 99ZM85 97L86 99L89 97V101L88 102H86V100L84 101L83 100V98H81V97ZM86 96H88V97H86ZM113 97V99H112V97ZM116 96H120V97H116ZM124 96H125V98H124ZM143 96V97H142ZM145 96H147L146 98H145ZM208 96V97H207ZM236 96V97H235ZM252 98V96H255V97H253L252 99L255 101V103H254V101L252 100V101H250V97ZM257 96H260V99H262V100H259V97H258V99H257ZM261 96H263V97H261ZM29 97H32V99H34L35 100V102H36V104H35V102H34V100H29L30 98ZM53 97V98H52ZM62 97V99H60V100H58L59 98H61ZM78 97V98H77ZM109 97H111V98H109ZM130 97V98H129ZM142 97V98H141ZM148 97H149V99L151 100H149L148 99ZM190 97V100H192V98ZM207 97V98H206ZM248 97L250 98V99H248ZM8 98L10 99L11 98V100L14 102H12L11 100V102L10 101H8ZM19 100H18V99ZM25 98H27V99H25ZM39 100V98H40V100H42V101H37V99ZM66 98V99H65ZM76 98V99H75ZM82 99V101L81 100H79V99ZM91 98H97V99H99V100H97V99H92V101H91ZM116 98L118 99V98H120V99H118V100H116ZM123 98V99H122ZM198 98V99H197ZM210 100H212L211 101V104H209V99ZM5 99H6V101H5ZM22 99V100H21ZM56 99V101H54V100ZM67 100L66 102H70V100H71V102L70 103H66L65 102V100ZM114 99H115V101H118V102H116L115 103V101H114ZM131 99V100H130ZM138 99V100H137ZM140 99V100H139ZM147 99H148V103H150V104H147ZM195 99H193L192 101H194ZM216 99V100H215ZM245 99H248V103L247 102H245ZM258 100V102H257V100ZM28 100V101H27ZM51 100H53L52 102H51ZM60 102L61 100V102H60V104L64 101V104L62 103L61 105L60 104H56L58 101ZM79 102H78V101ZM93 100H95V101H93ZM101 100H102V102H101ZM104 100V101H103ZM109 100H111V101H109ZM144 101V103H146L147 105H145L144 103H143V101ZM203 100V101H202ZM208 101V103H207V101ZM215 100V101H214ZM228 100H230L229 98H228ZM3 101V102H2ZM5 101V102H4ZM7 101H8V103H7ZM18 103H17V102ZM30 101H32V102H30ZM49 101H50V105L48 104L49 103ZM109 101V102H108ZM126 103H124V102ZM138 101V102H137ZM206 101V102H205ZM224 101V100H223ZM240 101H242V102H240ZM244 101V102H243ZM262 101V102H261ZM34 102V103H33ZM58 102V103H59ZM73 102L75 103V104H73ZM80 102H83L82 103V105L83 106H80L81 105V103ZM84 102L86 103V104H84ZM99 104H98V103ZM105 103V104H101V103ZM133 102V103H132ZM195 102V101H194ZM202 102V103H201ZM220 102V103H219ZM239 102V103H238ZM259 102H261L262 103V105L261 104H259ZM3 103H5V104H3ZM6 103L9 105H6ZM15 103H17L18 105L16 106V108L14 107L16 104ZM41 103V104H40ZM54 104V105H57L58 107H53V105L52 104ZM87 103L89 104V105H91V104H93L92 106H93V109H92V106H89V105H87ZM100 106V108H98L99 106H97V107H95L94 108V106H96L97 104ZM111 104V106H108L109 104ZM113 103H114V105H113ZM207 103V105H208V107H207V105H205ZM241 103H242V105L244 106V108H242L243 106L241 105ZM249 103H250V105L252 106L253 104H254V108L252 109L251 108V106L249 105ZM257 103L259 104V105H261V107L260 106H258L257 105ZM12 104H15L14 106L12 105ZM24 104H28V105H30V110H29V106H25ZM69 104H70V108H69ZM80 104V105H79ZM119 105L118 107H114L115 105ZM143 104V105H142ZM153 104V103H152ZM164 104V105H163ZM238 104L240 105V106H238ZM245 104H246V107H245ZM256 104V105H255ZM6 107H8V109H10V107L11 106H13L14 107V109L11 107V109L10 110H12L11 111V114H10V110L9 111H7V112H5L6 111V109L7 108H5V106ZM11 105V106H10ZM36 107H35V106ZM48 105V106H47ZM76 106V105H79V106H76V107H72V106ZM106 105V107L108 106L109 108H115L114 110H115V112L112 110V109H109V108H107V109H109L108 111L105 109V107H104V109L102 110V106H105ZM124 105V106H123ZM129 105H130V108H129ZM150 107H149V106ZM159 105V106H160ZM167 105V106H166ZM215 105V106H216ZM222 105V104H221ZM21 106H23L22 108L24 109H27V110H23V109H20L21 108ZM62 106H64V108L61 107ZM67 108H69L68 109V111L69 112H67V109H66V111H65V108L66 107ZM85 106V107H84ZM87 106H89L90 108H88ZM212 106H214V104L212 105ZM242 106V107H241ZM247 106H248V108L250 109V110H248L249 112L251 111V110H256V108L255 107H259V109H257V113L256 114H258V115H255V112L253 113V111H251L250 112V114H251V116H247L248 114H247ZM27 107V108H26ZM37 107H38V109H37ZM44 107V108H43ZM77 107H78V110H79V108H80V110L79 111H76L77 110ZM84 107V108H83ZM143 107H146V109L145 108H143ZM148 107H149V109H148ZM4 108V109H3ZM33 108H35V110H36V112L35 113H38V115L36 114H34V112H32V110H33ZM42 108V109H41ZM46 108H48V109H46ZM57 108V111L55 110ZM61 108V109H60ZM82 108V109H81ZM117 108H119V110L117 109ZM123 108H124V110H123ZM150 108H152V111H151V109ZM165 108V109H164ZM240 108H241V110H240ZM261 108H262V110H261ZM0 109V110H1ZM7 109V110H8ZM17 109H18V111H17ZM19 109H20V111L21 112H24V113H22V116H19L20 115V111H19ZM50 109H52V110H50ZM60 109V110H59ZM75 109V110H74ZM89 110L88 112H85L86 110ZM96 109V110H95ZM97 109H100V111L98 110L97 111ZM127 109V110H126ZM137 109V110H136ZM143 109V110H142ZM154 109H156V110H154ZM219 109V110H218ZM221 109V110H220ZM246 111H245V110ZM3 110H5L4 112H3ZM16 112H18L19 113V115H18V113L17 114H15V115H13L14 113H16ZM35 110H33V111H35ZM40 110V111H39ZM53 110L54 111H56L57 113H59V115L61 114V116L59 117L58 116V114H56V112H55V114H54V112H53ZM73 110V111H72ZM85 110V111H84ZM95 110V111H94ZM105 110L107 111V112H105ZM112 110V111H111ZM118 110V111H117ZM122 110H123V112H122ZM144 110H148V111H145L146 113H150V114H146L145 112H144ZM150 110V111H149ZM167 112H166V111ZM212 110H214V111H219V112H217V113H215L214 111H212ZM222 110L223 111H225V116H222L221 117V115L224 113H222ZM239 110V112L240 113H238L237 111ZM258 110H261V111H263V112H261L260 111V117H263V118H260L259 117V111ZM29 111V112H28ZM42 111V112H41ZM52 111V112H51ZM62 111H64L63 113H62ZM76 111V112H75ZM83 113H82V112ZM90 111L91 112H96V113H98L99 112V116L98 115H96L94 112V114H92V113H90ZM120 111H121V113H120ZM125 111V112H124ZM143 111V112H142ZM242 111V112H241ZM243 111H245L246 113H244ZM2 112H3V114H2ZM27 112V113H26ZM70 112H72V114H70ZM75 112V113H74ZM79 112H80V114H79ZM84 112H85V114H84ZM106 113V115L104 114V113ZM119 112V113H118ZM137 114H136V113ZM164 112V113H163ZM4 113H5V115H4ZM8 114V116H6L7 114ZM13 113V114H12ZM26 113V114H25ZM64 113H68L67 115H65ZM100 113H102V115L103 116H101V114ZM113 113V114H112ZM116 113H118V114H116ZM125 113V114H124ZM127 113V114H126ZM134 113V114H133ZM144 115H142V114ZM145 113V114H144ZM152 113V114H151ZM161 113H162V115H161ZM213 113H215V114H219V117H217V115H215V114H213ZM221 113V114H220ZM235 113V114H234ZM27 114H29V115H27ZM62 114H64V115H62ZM69 114H70V116H69ZM74 114V115H73ZM78 114V115H77ZM86 114L88 115V116H86ZM109 114H111V115H109ZM114 114H116V115H118L117 117H116V115L114 116ZM136 114V115H135ZM160 114V115H159ZM204 114V115H203ZM211 114H212V116H215L214 118H212V116H211ZM234 114V115H233ZM240 115V114H246V115H244V116H238L237 117V115ZM254 114V115H253ZM11 115V116H10ZM17 115H18V118H20V117H22V118H20V120L18 119V118H16L17 117ZM25 115H27V116H25ZM34 116L35 118H32V116ZM39 115H40V117H39ZM50 115V116H49ZM90 115H94V116H96L95 118L93 117H90ZM108 115V116H107ZM121 115H125V116H121ZM127 115H128V117H127ZM140 115H141V117H140ZM165 115V116H166ZM184 115L185 116H187L186 118H188L189 120H185L184 119ZM190 117H189V116ZM232 115H233V117H232ZM252 115H253V117H252ZM15 116V117H14ZM31 116V117H30ZM66 116V117H65ZM72 116V117H71ZM79 116H81L80 118H79ZM104 116H106V118L104 119ZM120 116V117H119ZM132 116V117H131ZM134 116H139V117H134ZM143 116V117H142ZM210 117V118H208V120H211V118L212 119H214L213 120V126L211 125L210 126V124L209 123H211L210 121H208L207 120V118L206 117ZM230 116V117H229ZM254 116H258L259 117V120H258V118H256L255 119V117ZM28 117H30V118H28ZM36 117H38V119L36 118ZM65 117V118H64ZM69 117V118H68ZM99 117L101 118V119H99ZM123 117L125 118V119H123ZM195 117V118H194ZM223 118L222 120H221V118ZM235 117V118H234ZM237 117V118H236ZM248 117V118H247ZM5 118V119H4ZM24 118H25V120H24ZM40 118V119H39ZM66 119V118H68V122L66 121V120H64L65 122V124L62 122V120L60 121V119ZM85 118V119H84ZM92 118V119H91ZM97 118H98V122L96 121L97 120ZM115 120H114V119ZM116 118H117V120H116ZM119 118V119H118ZM144 119V120H142V119ZM191 118H194V119H191ZM231 118L233 119V120H231ZM7 119V120H6ZM15 119V120H14ZM28 119L30 120H32L31 121V123H32V125H31V123H29V125H28ZM76 119V120H75ZM80 119V120H79ZM89 119V120H88ZM96 119V120H95ZM120 119H121V121H120ZM140 119V120H139ZM182 119H184V120H182ZM198 120L197 122H195V120ZM218 120V122L220 123V124H218L217 123V120ZM224 119H226L225 120V122L227 121V123L229 124L230 122H229V120L230 121H232V125L234 126V122L233 121H235V125H236V123H237V125H238V129H239V131H241V129H242V131L241 132H239L238 130H237V128H235L234 129V127H236V126H232L231 125V123L228 125L227 124V126H226V124L224 125ZM243 119H244V121H243ZM248 119H250V120H247ZM254 119L256 120V121H254ZM7 121V123H6V121ZM23 122H22V121ZM38 122H37V121ZM71 121V123H70V125H68L69 124V122ZM87 122H86V121ZM100 120V121H99ZM105 120H107V122H105ZM109 120H111V121H109ZM118 120H119V122H118ZM122 120L124 121V122H122ZM191 120V121H190ZM192 120H194V121H192ZM207 121V123H205L206 121ZM216 120V121H215ZM236 120H238L237 122H236ZM239 120H241V122H243L242 123V128L240 127V125H241V123H240V121ZM247 122H246V121ZM264 120V119H263ZM262 120V121H263ZM16 121H17V123H16ZM24 121H25V123H27V125H28V127L25 125V123H24ZM36 121V126H37V128H35L33 125H35V123L33 124V122H35ZM77 121V122H76ZM81 121V122H80ZM82 121H84L83 123H82ZM92 121H94L95 123H96V125H97V123H98V125H97V127L95 128L94 126H93V128L92 127H90V126H92V123H94V122H92ZM109 121V122H108ZM112 121H114V123H117L116 125H114V123L112 122ZM132 121H133V123H132ZM184 121V122H183ZM189 121H190V123H189ZM251 121V122H250ZM11 122H12V128H14V130L10 127V126H7L8 124L9 125H11ZM15 122V123H14ZM22 122V123H21ZM30 122V121H29ZM41 123V125H42V129H38V123ZM78 122H80V123H78ZM99 122H100V124H99ZM105 122V123H104ZM139 122H141L140 123V125H139ZM183 122V123H182ZM192 122H195V126L192 128ZM202 123V126L203 127H205V128H208L209 126L212 128V130H211V128L209 127L208 129H210V130H208V129H206V130H208V131H206V130H204V129H202V131L204 132V131H206L207 133H208V135H207V133H204L203 135H201L202 134V132L200 131V130H198L199 129V125L198 124H201ZM248 122L250 123V125H248ZM252 122H255V123H253V124H255V125H258V123L260 124V125H258V126H254L253 125V129H254V132H253V129H252V131L250 132V130H251V123ZM50 123V124H49ZM74 124V128L76 129L78 126V129H79V131H78V129H76L78 132H76V134H75V129L73 128V124ZM94 123V124H95ZM120 123H122L120 126L121 127H119V124ZM125 123V124H124ZM134 123H135V125H134ZM192 123V124H191ZM223 123V124H222ZM14 124V125H13ZM17 124V125H16ZM21 124V125H20ZM23 124V125H22ZM55 124V125H54ZM57 124V125H56ZM101 124L103 125V127L101 126ZM132 126H131V125ZM137 124L139 125V126H137ZM190 124V125H189ZM204 124V125H203ZM208 126H207V125ZM240 124V125H239ZM68 126V128H67V126ZM81 125V126H80ZM107 125V126H106ZM109 125H111V126H113L114 125V128L112 127L111 128V126H109ZM207 127H206V126ZM216 125H221L220 127H221V129L222 130H220V127H218L219 128V130H218V128L216 129ZM232 126V127H230V130H232L233 129V133H228L229 131H228V129H229V126ZM246 125V126H245ZM15 126H17L18 128H21V129H18L17 127V129H15ZM28 128H26V127ZM33 127L34 129H32V131H31V127ZM83 126V127H82ZM104 126H106V128H104ZM108 126H109V128H108ZM129 126V127H128ZM151 126V125H150ZM153 126H151L150 128H151V130L153 129V128H155V127H153ZM261 126V127H260ZM4 127V128H3ZM6 127V128H5ZM30 127V128H29ZM53 127V128H52ZM82 127V128H81ZM88 127V128H87ZM90 127V128H89ZM100 127H102V128H100ZM116 127H118V128H116ZM125 127V128H124ZM131 127L134 129V130H132L131 129ZM137 127V128H136ZM139 127V128H138ZM153 127V128H152ZM171 127V126H170ZM224 127H226V130L227 131H225V129H224ZM247 128V127H249L248 129H245V128ZM4 130V131H2V129ZM59 128V129H58ZM66 128V129H65ZM71 128V129H70ZM95 128V129H94ZM97 128H99V129H97ZM104 128V129H103ZM128 128V129H127ZM176 128V129H177ZM198 128V129H197ZM256 128H258V129H256ZM259 128H262V129H259ZM9 129V131H10V129H11V131L10 132H8L7 130ZM27 130V132H29V129H30V131L32 132H30V133H25V131ZM50 129V130H49ZM81 129V130H80ZM82 129H84V130H82ZM89 129V130H88ZM103 129V131H105V129H112V130H107V131H105V132H103L102 131V133H101V131H99V130H102ZM126 129V130H125ZM138 129V130H137ZM175 129V130H176ZM223 129H224V131H223ZM245 129V130H244ZM250 129V130H249ZM16 130H17V133H16ZM19 130V131H18ZM20 130H23V132L24 133H22V131H20ZM49 130V131H48ZM58 130H61V131H64V132H68V131H71V130H74V131H72L73 133H74V137H73V140H66V139H64V138H62L61 139V141H59L58 140V138L55 136V133H54V131L55 132H57ZM87 130V131H86ZM97 130V131H96ZM117 130V131H116ZM120 130H122V131H120ZM131 130V131H130ZM150 130V129H149ZM154 130V129H153ZM152 130V131H153ZM243 130L245 131V133H247L246 135V137L244 136V134H243ZM249 130V131H248ZM256 130V131H255ZM262 130V131H261ZM13 131H15V133L13 132ZM38 131L40 132L39 134H38ZM50 131H51V133H50ZM81 131H82V133H84V134H82L81 133ZM99 132V133H96V132ZM115 131V132H114ZM120 131V132H119ZM134 131V132H133ZM155 131V130H154ZM185 133H184V132ZM218 131L219 132H221L220 134H223V137H222V140L220 139L221 138V136L222 135H217L218 134ZM223 131V132H222ZM259 133H261V134H259ZM8 132V133H7ZM20 132V133H19ZM88 132H89V134H88ZM94 132V135L92 136V135H90V134H92ZM113 132V133H112ZM127 132H129V134H131V135H129L128 134V136H126L127 135ZM149 132H151V131H149ZM167 132H169V131H167ZM181 132H183V133H181ZM197 134H196V133ZM199 132V133H198ZM211 132V133H210ZM217 132V133H216ZM226 132V133H225ZM234 132H238L237 134H240L241 136H242V139L243 140H240L241 138V136L239 137L236 133H235V135H236V137H235V135H234ZM254 134H253V133ZM263 132V133H262ZM2 133H4L3 135L4 136H6V133L8 134V135H11V137L9 136V137H4L3 135H1ZM9 133H11V134H9ZM78 133V134H77ZM81 133V134H80ZM86 133V134H85ZM123 133V134H122ZM124 133L126 134L125 136H124ZM152 133H154V132H152ZM175 133V132H174ZM212 133H214V134H212ZM242 133V134H241ZM251 133V134H250ZM18 137V135H19V137H18V139H16L15 138V135ZM23 134V135H22ZM33 134V135H32ZM36 134V135H35ZM38 134V135H37ZM47 134H48V136H47ZM109 134H111V135H109ZM114 134V135H113ZM151 134V133H150ZM170 134L173 136V138H171V137H169L170 136ZM185 135V136H182V135ZM195 136H194V135ZM212 134V135H211ZM228 136H227V135ZM232 134H233V136H232ZM258 134H259V136H258ZM263 134V135H262ZM26 135H28V136H30V137H28L29 139H31L32 138V136H33V140L31 141V140H28L25 136ZM39 135H40V137H42V139L39 137ZM54 135V137H52V136ZM92 136L91 137V139H89L90 138V136ZM123 135V136H122ZM148 135H149V133H148ZM189 135V136H188ZM199 135V137H201L200 138V141L202 140V141H207V143L205 142V143H203V142H200V141H198L199 140V137L197 138L198 140L196 141L195 139H196V136H198ZM201 135V136H200ZM207 136V138L208 139H210V137H211V139L210 140H212L213 138L215 139H213V141H210L209 140V142L211 143V142H213V145H211V146H213L212 148H211V146H210V143L208 142V140H204L205 139V137ZM210 135V136H209ZM217 135V136H216ZM224 135H226L227 136V138H229V136H230V140L232 141V142H234L235 143V141H236V143L233 145L230 141H229V139H228V142H227V138H225L224 137ZM252 136L251 137V139L248 137V136ZM1 136H3V137H1ZM21 136V137H20ZM37 138H39V141H41L40 143H39V141L36 139V137ZM46 136V138L44 139L45 140V143H44V140H43V138ZM49 136H51L52 137V140H51V138H49ZM86 136H88V137H86ZM113 136H115L114 138H113ZM138 136V135H137ZM150 136V135H149ZM153 136H155V135H153ZM159 136H165L164 138L166 139V144H164L165 143V139H163V137H162V139H161V137H159ZM175 136L177 137V136H179L180 138L182 137V141H183V137H184V140H185V137L187 136V141L185 140V141H183V142H185L184 144H186V142L189 144V142L191 141V144L194 142V140H195V142H194V145H188V146H190V147H187L186 146V148H185V145H183L182 143V141H181V139L180 138H175ZM190 136H194V137H190ZM205 136V137H204ZM244 136V137H243ZM256 136V137H255ZM257 136L259 137V138H257ZM260 136H262V137H260ZM35 137V138H34ZM75 137H76V139H77V141H75L76 139H75ZM100 137H101V140H99L100 139ZM122 137L124 138V139H122ZM190 137V138H189ZM216 137V138H215ZM217 137H220V138H218L217 139ZM239 137V138H238ZM255 137V138H254ZM3 138V139H2ZM4 138L5 139H7L6 141L4 140ZM9 138V139H8ZM23 138H24V140H25V138H26V140H28L27 142L29 143H25V141L23 140ZM56 138H57V140H56ZM106 138V139H105ZM116 138V139H115ZM128 138V140H125V139H127ZM133 138H136V137H133ZM133 138H131V139H133ZM194 140H193V139ZM204 138V139H203ZM206 138V139H207ZM262 140H261V139ZM36 141H38V142H35V140ZM41 139V140H40ZM104 139V140H103ZM113 139V140H112ZM115 139V140H114ZM150 139V140H149ZM171 139H172V142L174 143V144H172L173 146H171ZM174 139V140H173ZM224 139H226L225 141H223ZM250 141V140H253V142H248V140ZM259 139H260V141H263V143L262 142H260L259 141ZM3 140V141H2ZM9 140V141H8ZM48 140V141H47ZM49 140H51V141H49ZM55 140V141H54ZM88 142H87V141ZM118 140V141H117ZM147 140H149V141H147ZM169 140V141H168ZM176 140H178V141H176ZM180 140V141H179ZM192 140H193V142H192ZM222 142V143H219L220 141ZM246 140V141H245ZM254 140H257L256 142H258V143H260V144H262L261 146H260V144L258 145V147H257V145H256V143L254 142ZM7 143V144H9L8 146H5V142ZM8 141V142H7ZM56 141H58V142H56ZM80 141H81V143L82 144H80ZM83 141H85V142H83ZM119 141L121 142V144L120 145H125V144H127V146H116V147H114L115 149H118V152H119V149L121 148H124L125 147V149H122V151L120 150V153L121 152H123L124 150H126L125 152H123L122 153V155L121 154H118V152L113 148V146H115L116 144H119ZM133 141H134V139H133ZM144 141H145V143L146 142H148V144L146 143L145 145H143L144 144ZM162 141H163V146H165L166 145V147H163L162 146ZM189 141V142H188ZM214 141H216L215 143H214ZM217 141H219L218 142V144H220V145H218L217 144ZM242 141H244V143L242 142ZM3 142V143H2ZM17 142V143H16ZM47 142H49V144L47 143ZM54 142H55V144H54ZM94 142H95V144H94ZM99 142H100V144H99ZM116 142H118V143H116ZM127 142V143H126ZM138 142H140V143H138ZM160 142H161V144H160ZM169 142V145H167V143ZM178 142V143H177ZM179 142H182L181 143V146H183V147H181L180 146V144H179ZM199 142V143H198ZM225 142V143H224ZM242 142V143H241ZM14 145H13V144ZM42 143H44V144H42ZM83 143H84V145H83ZM112 143H116L115 145L114 144H112ZM123 143H125V144H123ZM130 143V142H129ZM143 143V144H142ZM175 143L177 144L176 146H175ZM202 145H201V144ZM226 143L228 144V143H231V145L230 144H228V145H226ZM245 143H250V147H251V145H253V150H254V153H255V156H254V158H256L257 159V156L259 157V160L258 161H260V164H259V162L256 160V159H254L253 158V155H254V153L252 152V150H246V149H243V148H241V147H244V146H242L243 144L246 146V147H248V149H251L247 144H245ZM11 144V145H10ZM23 144H25V145H29L28 147L27 146H24ZM32 144V145H31ZM35 144V145H34ZM39 144V145H38ZM53 144H54V146H53ZM58 144H59V148H57V146H58ZM61 144V145H60ZM94 144V145H93ZM98 144V145H97ZM139 145L140 147L142 146H145L144 148H146L147 150H148V146H151L152 147V145L153 146H155V145H157V149H159L160 148V151L159 150H155V147H153V148H151L150 149V147H149V150L147 151L146 149H144V148H137V145ZM142 144V145H141ZM205 144H206V146H205ZM212 144V143H211ZM215 144H217V147H216V145ZM221 144H222V146H221ZM224 144V145H223ZM239 145L238 147L241 149H239L238 147H237V145ZM34 145V146H33ZM44 145V146H43ZM51 145V146H50ZM56 145V146H55ZM62 145H64V147L62 146ZM81 145V146H80ZM93 145V146H92ZM148 145V146H147ZM200 146V147H198V146ZM203 145H204V147H203ZM208 145V146H207ZM227 147H229V145L230 146H232V147H229V148H227ZM236 145V146H235ZM13 146V148H11ZM17 146H19L18 148H17ZM40 146V147H39ZM48 146V147H47ZM53 146V147H52ZM62 146V147H61ZM98 146V147H97ZM135 148H137V149H135ZM138 146V147H139ZM175 146V147H174ZM225 146V147H224ZM5 147H7L9 150H7ZM10 147V148H9ZM26 147V148H25ZM38 147V148H37ZM46 147V148H45ZM51 147V148H50ZM89 147H91V149H89ZM92 147H93V149H94V151H93V149H92ZM95 147H96V149H95ZM159 147V148H158ZM177 147H179V148H177ZM214 147H216L217 148V150H216V153H214L215 152V149H214ZM223 148L224 147V149L225 148H227V149H219V148ZM246 147H244V148H246ZM258 148V150H260V151H258L257 150V148ZM17 148V149H16ZM22 148H25V149H23L22 150ZM29 148V149H28ZM35 148V149H34ZM46 150H45V149ZM82 148V149H81ZM129 148H131V147H129ZM163 148H166L167 149V152L165 151V153H164V150H162ZM171 150H170V149ZM174 148H175V150H174ZM185 148V149H184ZM189 148H190V150H189ZM200 148H202V149H200ZM206 148H210V149H206ZM233 148H236V151H235V149H233ZM239 149V151H238V149ZM260 148V149H259ZM2 149L3 150H5V151H2ZM12 149V150H11ZM16 149V151H14V150ZM53 149V150H52ZM56 149H59L60 151H58V150H56ZM62 149V150H61ZM64 149H65V151H64ZM76 149H78V150H76ZM101 149V150H100ZM144 149V150H143ZM180 149L183 151V152H181L180 151ZM186 149H187V151H188V153H185L186 152ZM192 149H194V150H192ZM198 149H200V150H198ZM211 149H213V150H211ZM229 149V150H228ZM231 149H233L234 150V152H236L235 154H233V155H235V158L237 159V161L238 160H240L241 158H242V156H243V160L242 161H244V162H246V163H243L244 165H245V167L247 168V170L245 169V167H244V165L243 164H241V166H243V168H240L241 166L239 165L240 164V162H241V160L240 161H238V165L240 166H238L237 165V161H236V159H234V157L233 158H230V157H232L231 156V153L230 152H233V150L231 151ZM242 149H243V151H242ZM27 150V151H26ZM31 150V151H30ZM34 150H36V151H34ZM67 150V151H66ZM72 150H74V151H76L77 153H75V152H72ZM81 150V154H79V151ZM86 150V151H85ZM97 150V151H96ZM113 150V151H112ZM114 150H115V152H117V153H115L114 152ZM131 150V149H130ZM139 151V152H141V151H144V153H145V151L146 152H148V154L146 153L145 154V156L147 157L148 156V159H147V161L149 160L150 162V164H151V167H152V169H150V170H152V174L150 173L151 171L149 170V171H147V170H145V167H146V169H147V167L149 168V166L150 165H148L149 163L147 162V161H145L146 159H144V157H143V159H144V162H146L145 164H144V162L143 161H141L140 162V160L138 159V158H142V154H144V153H138V152H136V151ZM150 150H151V152L153 153H151L152 155H150ZM155 151V152H153V151ZM162 150V151H161ZM168 150H169V152H170V154H172V155H174L173 157H172V155H170V154H168L169 152H168ZM174 150V151H173ZM204 150V151H203ZM219 150V152L220 153H218L217 151ZM222 150H224V151H222ZM244 150H246L247 151V153H245V151ZM9 151V152H8ZM44 151H45V153H44ZM48 151V152H47ZM51 151H53V152H51ZM57 151V152H56ZM62 151V152H61ZM63 151H64V153H63ZM69 151V152H68ZM71 151V152H70ZM82 151H83V153H82ZM97 152V153H94V152ZM98 151H100L102 154H99L100 152H98ZM157 151V152H156ZM176 151H177V153H176ZM180 153H179V152ZM192 151H193V153H192ZM211 151H213V152H211ZM226 151L228 152V153H230V157L228 156V153H226ZM230 151V152H229ZM241 151V152H240ZM249 151V152H248ZM250 151H251V153L253 154L252 156L250 155L251 153H250ZM256 151V152H255ZM258 151V152H257ZM5 152H7V153H5ZM13 152V153H12ZM58 152H61V153H58ZM68 152V153H67ZM133 152L136 154H133ZM159 152H161V153H164V155L163 154H161L160 155V153ZM225 152V154H227L226 156H228V158L226 157V156H224V157H222ZM233 152V153H234ZM240 152V153H239ZM259 152H260V156H261V159H260V156H259ZM9 153V154H8ZM11 153H12V155H11ZM26 153V154H25ZM31 155H30V154ZM35 153V154H34ZM40 153V154H39ZM44 153V154H43ZM53 153H55V154H53ZM72 153H74L75 155H80L78 158H76V157H73V155H72ZM103 153H105L104 155L105 156H103ZM156 153V155H154ZM180 155H179V154ZM195 153H197V154H199L200 153V155H198V156H196L197 154H195ZM210 153H213L212 155H215V156H213L214 158H210V157H212V155L211 156H206V158L207 159H209L208 161H210V163L207 161V159L205 160V157H204V155H210ZM221 153L223 154V155H221ZM249 153V154H248ZM262 153V154H261ZM39 154V155H38ZM59 154H61V155H59ZM71 154V155H70ZM128 155V156H125L126 158H125V160H127V159H133V161H134V163H133V161L132 160H127V162H124V155ZM139 154V156H138V158H137V160H134V158H133V156L136 158L137 157V155ZM162 157V155H163V157L161 158V157H159V158H161V159H159V160H161V161H157L158 160V156L159 155ZM165 154H166V156H165ZM178 154V155H177ZM182 154L184 155L183 157H182ZM217 154V155H216ZM220 154V155H219ZM237 154H239L240 155V157H239V155H237ZM256 154H258V155H256ZM15 155V157H13ZM29 155V156H28ZM49 155V156H48ZM62 155H63V157H65V159L62 157ZM99 155H100V157H99ZM121 155V157L119 158V156ZM132 155V157H130ZM154 155V156H153ZM158 155V156H157ZM169 157H168V156ZM6 156V157H5ZM9 156V157H8ZM12 156V157H11ZM68 156V157H67ZM94 156V157H93ZM153 156V157H152ZM155 156H157V157H155ZM176 156H178L177 157V160L178 159H186L185 158V156L188 158V159H186L187 161V164H186V162H185V164L187 165V167H186V165L185 166H183V164L182 163H184L181 159V166H183V167H186V169H185V171L183 170V168L181 167V166H179L180 164H178V163H180L179 161H177L176 162ZM179 156H181V157H179ZM202 156H203V158H202ZM219 156H221V157H219ZM247 156V157H246ZM32 157V159H30ZM37 157H38V159H37ZM42 158V160H41V158ZM62 157V158H61ZM69 157H73L72 158V160H71V158H69ZM128 157V158H127ZM151 157V158H150ZM166 157V158H165ZM197 158L195 161H193V158ZM209 157V158H208ZM226 157V158H225ZM238 157V158H237ZM244 157H245V159H244ZM250 157V159L249 160H247L248 158ZM252 157V158H251ZM34 158H36L37 160H35ZM44 158V159H43ZM58 158H60V159H58ZM75 158H76V160L78 161L77 163H76V160H75ZM83 158V159H82ZM93 160V158H95L93 161L96 163V166H95V164L93 163H91L92 162V160ZM105 164L104 166L108 169V167L109 166H112L113 164H115V163H117V165L118 166H116V164L115 165H113L111 168H109V169H111V170H106V168L105 167H103V165H100L99 164V162L100 163H102L99 159ZM140 158V159H141ZM152 158H154V159H156L155 161H157L156 162V165L154 164L155 163V161L152 159ZM168 158V159H167ZM190 158V159H189ZM191 158H192V160H191ZM194 158V159H195ZM200 158L202 159V161L200 160ZM217 158V159H216ZM230 158V159H229ZM240 158V159H239ZM6 159V160H5ZM27 159V160H26ZM30 159V160H29ZM61 159L64 161V160H66L67 161V163H66V161H65V164H64V162H62L61 161ZM73 159H74V161H73ZM89 160V162H88V160ZM124 162V166H123V162H121V160ZM143 159H141V160H143ZM152 159V160H151ZM164 159H167V160H164ZM170 159H172V160H170ZM174 159V160H173ZM226 159V160H225ZM232 159V160H231ZM29 160V162H27ZM59 160V161H58ZM82 160H84V161H82ZM98 162H97V161ZM114 160H115V162H114ZM117 160V161H116ZM170 160V161H169ZM204 160H205V162H204ZM229 160V161H228ZM262 160V161H261ZM58 161V162H57ZM61 161V162H60ZM129 161V162H128ZM132 161V162H131ZM135 161H136V163H135ZM139 161V162H138ZM151 161H152V163H151ZM153 161H154V163H153ZM173 161H175L176 163H175V165L176 164H178V166L180 167V168H182V170L180 169V168H178V166L176 165H174V163H172ZM188 161H190V162H188ZM201 161V162H200ZM215 163V164H213V162ZM216 161H221V162H216ZM249 161V162H248ZM256 162V163H253V162ZM10 162V163H9ZM35 162V163H34ZM38 162V163H37ZM112 162H113V164H112ZM170 162V163H169ZM207 162V163H206ZM223 162V163H222ZM247 162H248V164H247ZM252 162V163H251ZM28 163L30 164V165H28ZM32 163V164H31ZM48 163V164H47ZM63 163V164H62ZM75 163H76V165L77 166H75ZM79 163V164H78ZM102 163V164H103ZM106 163H108V165L106 164ZM130 164L129 166H127L126 167V165L127 164ZM140 163V164H139ZM161 163H163V164H161ZM189 163V164H188ZM218 163H219V165L221 166H219L218 165ZM224 164V165H226V167L224 166V165H222V164ZM232 163L237 167V169H239V170H241L240 172H241V174H242V176H240L241 177V179L239 178V175H241V174H239L240 172H239V170H238V173H236V171H235V169H236V167H234V165H232ZM242 163V162H241ZM37 166H35V165ZM47 166H46V165ZM51 164V165H50ZM53 164V165H52ZM55 164H58V165H56V167H55ZM85 164H86V167L87 168H84L85 167ZM98 164V165H97ZM131 164H133V165H131ZM136 164V165H135ZM190 164H191V167L193 168V169H195V168H197V167H199L198 169H195L194 171H193V169L190 167ZM213 164V165H212ZM246 164L247 165H249V168H248V166H246ZM251 164H255V165H252L251 166ZM2 165V166H1ZM50 167H49V166ZM63 165H65L64 167H63ZM93 165V166H92ZM197 165V166H196ZM200 165H201V167H200ZM215 165V166H214ZM216 165L218 166V167H216ZM5 166V167H4ZM70 166V167H69ZM80 166V167H79ZM102 166V167H101ZM132 166H134V168H138V169H134ZM139 166V167H138ZM144 167V169L143 168H141V170H139L140 169V167ZM153 166H154V168L155 169H153ZM163 167V169H162V171H160V167ZM174 166H175V168H174ZM188 166H189V168H188ZM194 166H195V168H194ZM212 166H214V167H212ZM228 166V167H227ZM251 166V167H250ZM258 167V169H256L257 167ZM3 167V168H2ZM61 169H60V168ZM62 167H63V169H62ZM73 167H75V169L73 168ZM82 167V168H81ZM88 167H91V168H93V169H91L90 168V170L91 171H93V173L95 172L97 175H95V173L93 174L91 171V173L90 172H88L87 173V171L89 170V168ZM96 167V168H95ZM116 167L117 168H120V170H114L115 172H113V169L115 168L116 169ZM128 167L130 168V167H132V168H130V169H128ZM169 167H171L172 169H174L176 172H179L180 170L181 171H184V172H181L182 174L183 173H185V175H187V173L190 175L189 177H188V175L186 176V177H184L181 173H178V176H176V179L175 178H173V177H175V173H174V171H172L171 172V170H170V168ZM223 167V168H222ZM256 167V168H255ZM259 167H261L260 169H259ZM52 170H51V169ZM53 168H55L54 170H56L55 172L56 173H54V171H53ZM57 168H59L60 170H58ZM102 168H103V170H102ZM104 168H105V170H104ZM122 168H124V170L122 169ZM177 168V169H176ZM189 169V171H188V169ZM227 168V169H226ZM228 168H230L231 170V172H233L234 173V175H232L231 174V172L230 173H228ZM252 168H254V171H250V170H253ZM263 168V169H262ZM72 169H74L73 171H72ZM80 169V170H79ZM121 169H122V173L124 172L125 173V180H126V184L123 182V180H124V174H122V175H120L121 173ZM145 170L147 173H144V175L145 174H147V176H149V177H147V178H149V179H147L148 181L151 179V181H153V179H154V175H156L155 176V178L156 179H158V180H156V179H154L155 181H158V183L160 182V185H158V183L157 182H155V181H153L154 182V184H156L157 183V185H155L156 187H155V189H154V185L153 184H151L152 182L150 181V182H148V184L149 185H144L142 182H146V177L145 176H143V177H145V178H141L140 179V181L142 180V179H144L145 181H141V183L139 182V179H137L136 178V176L135 175H133V173L134 172H132V170L134 171V170H139L138 171V173L139 172H141L142 173V171L143 170ZM157 169V170H156ZM159 169V170H158ZM169 169V170H168ZM178 169H179V171H178ZM248 169H249V171H248ZM256 169V170H255ZM42 170H44V171H42ZM50 170H51V172H50ZM57 170H58V172H57ZM66 170V171H65ZM86 170V171H85ZM98 170L99 171H101V172H98ZM129 170V171H128ZM186 170H187V172H186ZM191 170V171H190ZM200 172H199V171ZM225 170H227V171H225ZM244 170H246V171H244ZM105 171V172H104ZM107 171H109V172H111V173H109L108 172V174H111V176H113L112 178H113V180H115L114 182H116L115 184L112 182V179L111 178H109V175H107L106 174V172ZM145 171H143V172H145ZM159 171V175L161 176V177H163V176H165L166 175V177H167V174H164V172H166V173H168V175H170L171 174V176H168L167 177V180L169 181V182H167L166 181V179H161V177L159 176L158 177V174H157V172ZM195 172V173H193V172ZM245 173H244V172ZM247 171H248V173H247ZM260 171V172H259ZM45 172V173H44ZM47 172H49V173H47ZM130 172H132L131 174H130ZM135 172H137V171H135ZM154 172V173H153ZM163 172V173H162ZM196 172H198V174H196ZM204 172V173H203ZM207 172V173H206ZM226 172V173H225ZM252 172H254L255 174H253ZM257 172V173H256ZM9 173V174H8ZM24 173V174H23ZM51 173L53 174L52 176H51ZM79 173V174H78ZM85 173V174H84ZM87 173V174H86ZM98 173H101V174H99L98 175ZM115 175H114V174ZM118 173H120L119 175H120V177H118L119 175H118ZM126 173H127V176H126ZM148 173H150L152 176H153V178H150L151 176H150V174H148ZM161 173V174H160ZM172 173H173V175H172ZM207 175H206V174ZM209 173V174H208ZM210 173H211V175L212 174H214V175H212V176H210ZM247 173V174H246ZM252 173V174H251ZM20 176H19V175ZM46 174H48V176L46 175ZM50 174V175H49ZM57 174V175H56ZM60 176H63L64 175V178L63 177H61L62 178V180L64 179V181H65V184H64V182H63V184L61 185V183H60V177H59V175ZM67 176H66V175ZM117 174V175H116ZM154 174V175H153ZM179 174L180 175H182L183 177H182V179L180 178L181 176H179ZM202 174V175H201ZM203 174H204V176H203ZM226 174V175H225ZM259 174H261V176H263V178H261V177H259L260 175ZM12 175V176H11ZM58 176V179H57V177L56 176ZM100 175H101V177H100ZM106 175V176H105ZM130 175V176H129ZM163 175V176H162ZM209 175V176H208ZM226 177H225V176ZM231 175V176H230ZM246 175L249 177H247L246 178ZM8 176H9V178H8ZM15 176V177H14ZM18 176H19V178H18ZM54 176V177H53ZM102 176H103V178L104 177H106L107 178V180H109V181H111V182H109V181H107V180H103L102 179ZM115 176V177H114ZM121 176H123V177H121ZM237 176V177H236ZM244 176V177H243ZM253 178H255V179H253ZM17 177V178H16ZM23 177V179L21 180V178ZM56 177V178H55ZM67 177V178H66ZM97 179H96V178ZM117 177V178H116ZM133 179L132 181H131V178ZM134 177L137 179V182H139L138 184H137V182L135 181L136 179H134ZM171 177V179L172 180H170L169 178ZM199 177H202L203 179H205V180H207L208 178H210V177H212V178H210L208 181H203L202 180V178H199ZM206 177V178H205ZM213 177H214V179H213ZM215 177H217L216 178V180H215ZM231 177H233V178H231ZM14 178V179H13ZM50 178V179H49ZM53 178H55V179H53ZM84 178L86 179V180H84ZM93 178V179H92ZM98 178H100L99 179V181L100 182H96L95 180H97L98 181ZM109 178V179H108ZM115 178V179H114ZM165 178V177H164ZM179 178L181 179V180H179ZM184 178H186V180H189V178L191 179V180H189V181H186V180H184ZM236 178H239V180H236ZM245 179L246 180V182H252L253 180H255V181H253L252 182V184L250 183H248V185L244 182L245 180H243V179ZM10 179H13V180H11V181H9L8 182V180H10ZM21 180L22 181V183L24 182H26L25 184H26V186H25V184L23 183V185L21 184V185H19V180L18 181H16V183H13V182H15L14 180ZM38 179V180H37ZM71 180V182L73 181V183H71L70 182V180ZM95 179V180H94ZM102 179V180H101ZM122 179V180H121ZM202 181H201V180ZM212 179L213 180H215V181H212ZM247 179H249V180H247ZM55 182H54V181ZM57 180V181H56ZM58 180H59V183H60V185L61 186H59V183H58ZM61 180V181H62ZM69 180V181H68ZM88 180V181H87ZM93 182H95L96 183V185H98V186H94L95 184L93 183V185H92V183H91V181ZM118 180V181H117ZM124 180V181H125ZM160 180V181H159ZM163 182H162V181ZM174 180V182L177 184H175L174 182L172 183V181ZM175 180H177V181H175ZM201 182H200V181ZM219 180H221L219 183L220 184H222V185H220L219 183H218V181ZM236 180V181H235ZM242 182H241V181ZM258 180V181H257ZM2 181V182H1ZM31 181H33L31 184H30V182ZM45 181H47V182H45ZM127 181H128V184H127ZM191 181V182H190ZM209 181H211V183L209 182ZM237 181H240V182H237ZM106 182H108L109 184H113V185H109L108 183H106ZM131 182V183H130ZM132 182H136V184L135 183H132ZM184 182V183H183ZM198 182V183H197ZM200 182V183H199ZM202 182H205V183H202ZM223 182V183H222ZM2 183H3V185H2ZM21 183V182H20ZM29 183V184H28ZM54 183H58V184H54ZM123 183V184H122ZM167 186H165L164 184ZM166 183H168V184H166ZM180 183H182V184H180ZM215 183H218V185L217 186H219V187H217L216 185L214 186V184ZM253 183L255 184L254 186H256V188L253 186ZM258 183H262V184H260V185H258ZM4 184H5V186H4ZM7 184L8 185H11L10 187H9V189H8V191H7ZM73 184H74V187H73ZM86 184V185H85ZM107 184H108V187H107ZM121 184V185H120ZM135 185V187L137 186V190L135 191V189H133V187H131V186H134ZM141 184V185H140ZM162 184V185H161ZM171 186H170V185ZM198 184V185H197ZM204 184H207V185H204ZM211 184V185H210ZM244 184H246V186L244 185ZM257 184V185H256ZM35 187H34V186ZM70 185H72V187L70 186ZM85 185V186H84ZM92 185V186H91ZM123 185H125L124 187H123ZM143 186V188L144 189H140V186ZM168 185H169V187H172L173 185H175L176 186V189H175V186H173V188H168ZM263 185V186H262ZM5 188H4V187ZM16 186V187H15ZM18 186V187H17ZM29 186V187H28ZM43 186V187H42ZM70 186V193H69V191H68V187ZM82 186H84V187H82ZM112 186V187H111ZM119 186V187H118ZM148 186H151L149 189H148ZM184 186H185V189L187 190L188 189V191L186 192V190L184 189ZM198 186V187H197ZM199 186H200V188H199ZM214 186V187H213ZM221 186H223V187H221ZM250 188H249V187ZM259 186H261L260 188H258ZM3 187V188H2ZM28 188H30V189H32V192L30 193L29 191H30V189H28L29 191H27V189ZM33 187H34V189H33ZM39 187V188H38ZM51 189H50V188ZM64 188V191H63V193H64V195L62 194V193H60V194H62V196H59V192H62V190L61 189H63ZM66 187H67V190H65L66 189ZM77 187V188H76ZM93 187V188H92ZM95 187V188H94ZM104 187V188H103ZM134 187V188H135ZM138 187H139V190H138ZM158 187V188H157ZM165 187V188H164ZM221 187V188H220ZM15 189V190H13V189ZM24 188V189H23ZM38 188V189H37ZM41 188V190H39ZM44 188V189H43ZM57 188H60V191H59V189H57ZM72 188V189H71ZM80 188V189H79ZM82 188H84L85 190L83 191V189ZM88 188H89V192H92L91 194L89 193V192H86L85 193V191H86V189H87V191H88ZM108 189V190H105V189ZM109 188H111V189H109ZM124 188V189H123ZM142 188V187H141ZM147 188V189H146ZM157 188V189H156ZM166 190H164V189ZM182 188V189H181ZM192 188V189H191ZM201 188H203V190L204 189H206L207 191H209L208 193H210V194H208V193H204V191L205 192H207L206 190H204L203 191V193H202V189ZM208 188H210V189H208ZM3 189V190H2ZM6 189V190H5ZM18 189V190H17ZM35 189H37V190H35ZM99 189V190H98ZM120 191H119V190ZM123 189V191L121 192V190ZM164 191H163V190ZM168 189V190H167ZM172 189V190H171ZM182 191H181V190ZM201 189V190H200ZM258 189V190H257ZM261 191H260V190ZM25 190V191H24ZM39 190V191H38ZM42 190H43V192H42ZM46 190V191H45ZM58 190V191H57ZM133 190L136 192H133ZM156 190H159V192L158 191H156ZM191 190H193V191H191ZM214 192H213V191ZM218 190V191H217ZM262 190H263V192H262ZM3 191V192H2ZM7 191V192H6ZM14 191V192H13ZM17 191V192H16ZM21 191H24V192H22L24 195H21ZM49 191H51L50 192V194H49ZM67 193H66V192ZM73 191V192H72ZM105 191V192H104ZM112 191V192H111ZM114 191H116V192H114ZM137 191H139V192H137ZM178 191L180 192V194L178 193ZM190 191V192H189ZM197 191H199V192H197ZM214 194H212L211 192ZM217 191V192H216ZM11 192H12V194H11ZM36 194H35V193ZM42 192V193H41ZM45 192V193H44ZM46 192H47V194H46ZM57 192V193H56ZM80 192H83V193H80ZM117 192H118V194H117ZM119 192H121V193H119ZM142 192H144V193H146V196L145 195H143V194H141ZM165 192V193H164ZM167 192H169V193H167ZM172 192H175V193H172ZM178 194H177V193ZM189 196V200L187 199V195H185V193ZM192 192V194H190L189 195V193H191ZM216 192V193H215ZM243 192V193H242ZM14 193V194H13ZM17 193H19L20 194V199H21V196H24V197H22V199L20 200V199H16V198H13V196L12 195H14V197H18V195H17ZM29 195H28V194ZM39 193H41V195L39 194ZM74 193H75V195H74ZM88 193V194H87ZM97 193V195H98V197H97V195H95ZM103 193V194H102ZM106 193V196H104V194ZM162 193H164V194H162ZM172 193V194H171ZM184 194V195H181V194ZM199 193H201V194H199ZM246 193V194H245ZM249 193V194H248ZM252 193V194H251ZM254 193V194H253ZM7 195V196H4V195ZM26 194V195H25ZM40 196H38V195ZM45 194V196L43 197V195ZM52 194V195H51ZM67 194H68V196H67ZM79 194H80V196H79ZM101 194V195H100ZM153 196H152V195ZM157 194V195H156ZM175 194V195H174ZM177 194V195H176ZM243 194V195H242ZM17 195V196H16ZM37 195V196H36ZM46 195H50L49 197H51V196H53V198H51V201H50V199H49V197L48 196H46ZM73 197V198H71V196ZM77 195V196H76ZM83 195V196H82ZM85 195V196H84ZM86 195H87V197H86ZM91 195H94V196H91V197H93V198H90V196ZM144 196V197H141V196ZM148 195L150 196L151 195V199H150V197H148ZM161 195V197H158V196H160ZM163 195V196H162ZM178 195H180V196H182L183 198H185V200L187 199V201H189L188 202V204L185 202V200H184V202H183V204L184 205H186V206H184L183 204H181L180 205V203H181V200H183V198H181L180 196H178ZM203 195H204V197H205V195H206V197L208 196V198H204L203 197ZM211 195V196H210ZM241 195H242V197H241ZM251 195H254L255 197H253V196H251ZM30 196V197H29ZM79 196V197H78ZM100 196V197H99ZM104 196V197H103ZM139 196V197H138ZM167 196V197H166ZM190 196L193 198H190ZM195 196H196V198H195ZM197 196H198V198L200 197V199H198L197 198ZM231 196V197H230ZM239 196H240V198H239ZM256 196H257V198H256ZM260 196V197H259ZM5 197H6V199H5ZM27 197H29L28 199H27ZM41 197H43V198H41ZM47 198V200H46V198ZM57 197H59V198H61L60 199V201L62 202H57L58 201V199L59 198H57ZM85 197V198H84ZM102 197H103V199H104V201H103V199H102ZM105 197L108 199V198H111V199H109V200H107V199H105ZM114 197H115V199L118 201H115V199H114ZM154 197V198H153ZM175 198L174 200L172 199V198ZM177 197V198H176ZM218 197H219V199H218ZM227 197V198H226ZM237 199H236V198ZM246 197V198H245ZM248 197V198H247ZM252 198V200H251V198ZM12 198V199H11ZM43 199L45 202V204L43 203V205H42V201H41V203H37V202H39L38 200L39 199ZM45 198V199H44ZM64 198H69V199H65L64 200ZM71 198V199H70ZM76 198V199H75ZM79 198H81L82 199V201H85V203H86V205L84 204V202H81L80 200H79ZM100 198V199H99ZM139 198V201L138 200H136V199H138ZM142 198V199H141ZM147 199V202H146V200H144V199ZM153 198V199H152ZM159 198H160V200H161V202H159L160 200H159ZM162 198H164V199H162ZM166 198V199H165ZM171 198V199H170ZM195 198V199H194ZM203 198H204V200H203ZM216 198H217V200H216ZM228 198H229V202H226V200L228 201ZM232 200H231V199ZM5 199V200H4ZM23 199H26V200H23ZM34 201H33V200ZM49 199V200H48ZM54 199V200H53ZM56 199V200H55ZM63 199V200H62ZM86 199L89 201V199L91 200V199H94V200H91V204H90V206L89 205H87V203H88V201H86ZM97 199L99 200L98 201V203H100V204H98L99 205V207H101V208H98V205H97ZM132 199H135V201L134 200H132ZM140 199H141V201L142 202H140ZM157 199H158V201H157ZM207 199H209L208 201H205V200H207ZM211 199H213V200H211ZM226 199V200H225ZM235 201H234V200ZM241 199V200H240ZM11 200V201H10ZM15 200H17L18 202H17V206L19 207H17L15 204H16V202H15ZM66 200L68 201V203H70V204H68L67 202H66ZM73 200V201H72ZM78 202H77V201ZM111 200H113V201H111ZM155 200H156V202H157V205H155L156 204V202H155ZM162 200H163V202H164V200L165 201H167V203L166 202H164V206H165V204H166V206L164 207V206H161V204L163 203L162 202ZM169 200V201H168ZM180 200V202H177V201H179ZM195 200V203L196 204H194V202L193 201ZM203 200V201H202ZM215 200V201H214ZM219 200H221V201H219ZM222 200H223V202H222ZM240 200V201H239ZM242 200H243V203H245V205L242 203ZM244 200H246V201H244ZM252 202V204L249 202ZM257 200H259V201H257ZM10 201V202H9ZM15 203H13V202ZM28 201V202H27ZM31 201V202H30ZM49 201H50V203H49ZM95 201V202H94ZM107 201H111V204H109L108 202L106 203ZM133 201V202H132ZM152 201H154V203L151 202ZM176 201V202H175ZM209 201H214V203H213V205H212V202H211V204H210V202ZM220 203H218V202ZM233 201V202H232ZM257 201V202H256ZM12 202V203H11ZM30 202V203H29ZM34 202V203H33ZM52 202H54L53 204H51ZM58 204H57V203ZM77 202V203H76ZM79 202H81V203H83L84 204V206H87V207H90V209L92 208V206L94 205V203H95V206H93V208L94 207H97V208H95V209H93L94 211H97L96 213L95 212H93V210L91 209V211H88L90 214L91 213H95V216L92 214V216L91 217H94V218H96V219H92V220H94V221H92L91 219H89L88 217H90V215H89V213L87 212V210L85 209L86 207H84L83 206V204H79L80 206H81V208H80V206H78V203ZM137 202H139V203H137ZM144 202H146V203H144ZM151 204H150V203ZM173 202V203H172ZM190 202H193L192 203V205H191V203ZM206 202V204H208L207 205V207H208V209H207V207H206V205H203L204 203ZM208 202V203H207ZM216 202H217V204H216ZM222 202V203H221ZM230 202H232V203H230ZM234 202H236L238 205H235L236 207L234 208V207H231L232 205H230V204H236V203H234ZM259 202V203H258ZM3 205H2V204ZM6 203V204H5ZM18 203H19V205H18ZM25 205H23V204ZM37 203V204H36ZM48 203V204H47ZM65 203H67L70 207H67V204H65ZM71 203H75L76 205H77V207H76V205L74 204V205H72ZM89 203H90V201H89ZM104 204V206H102L103 204ZM112 203H114V205L112 204ZM122 203V204H121ZM128 203V204H127ZM136 203V204H135ZM161 203V204H160ZM175 203V204H174ZM186 203V204H185ZM201 203H203V204H201ZM228 203V205L226 206V205H224V204H227ZM241 203V204H240ZM7 204H9L8 206H7ZM12 204V205H11ZM28 204H31V205H28ZM39 204V207L37 206ZM40 204L43 206H40ZM62 204V205H61ZM102 204V205H101ZM130 204H135V205H132L133 206V208H132V206H128V205H130ZM149 204V206H147ZM171 204H173V205H171ZM194 204V205H193ZM215 204V205H214ZM222 204V205H221ZM240 204V205H239ZM246 204H247V206H246ZM6 205V206H5ZM16 206V208H15V206ZM22 205V206H21ZM33 205V206H32ZM34 205L36 206L35 208H34ZM44 205H46V206H44ZM49 205H51V206H49ZM53 205H58L57 206V208L55 209V208H53V209H47V208H51V207H54ZM116 205V206H115ZM138 205L140 206V207H138ZM143 207H142V206ZM146 205V206H145ZM150 205H152V207L153 208H151V206ZM159 205H160V208H159ZM169 205H171L170 207H168ZM177 205H180V206H178V209H176V207H177ZM200 205H203V206H201L200 208H199V206ZM209 205H210V208H209ZM221 205V206H220ZM230 205V206H229ZM250 205V206H249ZM11 206H13L14 208H12ZM27 206H29L28 208H27ZM72 206H74L73 208H72ZM118 206V207H117ZM120 206V207H119ZM183 206V207H182ZM205 206V207H204ZM222 206H226V208H221ZM229 206V207H228ZM242 206V207H241ZM245 208H247V209H244V207ZM12 208L11 210L9 209V208ZM21 207H23V209L21 208ZM33 207V208H32ZM42 207V208H41ZM68 208V210L67 209H65V208ZM79 207V208H78ZM135 207V208H134ZM180 207V208H179ZM186 207H189V210H188V208H187V210H186ZM191 207H193L192 209H190ZM203 207V208H202ZM240 207V208H239ZM30 208H32L33 210H35L34 212H33V210H29ZM60 208V209H59ZM75 208H78L79 209V211H78V209H76L75 210ZM84 208V209H83ZM102 208H104V213H103V209ZM117 210H116V209ZM124 208L125 209H129V208H132L131 209V212L129 211V210H124ZM137 208H139V210H137ZM149 208V209H148ZM151 208V209H150ZM183 210H182V209ZM195 208V209H194ZM205 208V209H204ZM221 208V209H220ZM230 210H229V209ZM231 208H234V209H236L235 210V212H237L236 214H235V212L234 213H232V211H231ZM257 208L259 209V210H257ZM6 209V210H5ZM9 209V210H8ZM20 211H19V210ZM64 209V210H63ZM71 209V210H70ZM75 210V216L74 215H72L74 212H72V210ZM89 208H88V210H90ZM98 209V210H97ZM100 209H102V211L100 210ZM124 210V213H126V211L128 212V215H127V213L126 214H122L123 213V210ZM141 209V210H140ZM152 210L151 212L152 213H150L149 211H145V210ZM154 209H156V210H158V211H156V210H154ZM180 209V210H179ZM215 209H217V210H215ZM223 209V210H222ZM228 209V210H227ZM240 209H241V211H240ZM16 210V211H15ZM18 210V211H17ZM24 210H25V212H24ZM67 212H66V211ZM86 211V214L87 215H89V216H87V215H84L85 214V212H84V214H81V213H83V211ZM107 210V211H106ZM109 210V211H108ZM120 210V211H119ZM132 210H133V212H132ZM169 210V211H168ZM174 210V211H173ZM181 210H182V212H181ZM186 210V211H185ZM203 210V211H202ZM205 210H207V212L209 211V210H211V214H210V211L207 213V212H204ZM215 210V211H214ZM218 210H220V212L218 211ZM1 211H0V214H3V213H1ZM8 211V212H7ZM9 211H11V212H13L12 214L9 212ZM55 211V212H54ZM63 211H65L64 212V214L63 213H61V212H63ZM82 211V212H81ZM100 211V212H99ZM112 211V212H111ZM136 211V212H135ZM145 213H147V214H145ZM177 211H178V213H177ZM183 211H184V213H183ZM192 211V212H191ZM196 211H197V214H196ZM199 211V212H198ZM225 211V212H224ZM230 212V214L228 215V212ZM244 211H246V212H244ZM38 212V213H37ZM68 212H69V214H68ZM77 212H80V213H78V214H76ZM102 212V213H101ZM114 212V213H113ZM118 212H121L120 214L118 213ZM163 212H166V214L165 213H163ZM218 212V213H217ZM9 213V214H8ZM16 213H17V215H16ZM20 213V214H19ZM40 213V214H39ZM66 213V214H65ZM106 213V214H105ZM116 213H118V215H120V216H122L123 215V218L122 217H120V216H118ZM140 213V215L139 216H137V214H139ZM154 213V214H153ZM161 213V214H160ZM182 213V214H181ZM204 213V214H203ZM220 213V214H219ZM223 213H225V214H223ZM242 215H241V214ZM246 213V214H245ZM45 214V215H44ZM61 214V215H60ZM80 214V215H79ZM97 214V215H96ZM98 214H100V215H98ZM103 216H102V215ZM106 215V217H105V215ZM109 214H114L113 215V217H115V218H111V216L112 215H109ZM134 215L135 214V216H133V217H135V219L136 220H140L141 221V224H140V222H138V221H136V222H138V223H136L134 220V218L131 216L130 217V215ZM149 214V215H148ZM189 214H190V217H189ZM192 214L193 215H195L196 217H198V219L194 216H192ZM209 214V215H208ZM232 214V215H231ZM238 214V215H237ZM6 215H8L7 216V218H5L6 217ZM33 215V216H32ZM36 215V216H35ZM44 215V216H43ZM66 215V216H65ZM68 215L70 216V217H68ZM76 215H77V217H79L80 216V218H76ZM79 215V216H78ZM81 215H83V218L81 217ZM124 215L128 218V219H130V220H128L127 219V223L125 222V228H124V226H122V229L124 230V232L126 233V230L128 229V231H130L131 233H133V230L135 231L136 229V232L138 233V230L139 229H141V227H142V225H143V231H141V230H139V233L138 234H140V236H138L137 234H136V232L135 233H133V234H122V236H121V233H120V235L118 234V235H116L117 234V232L116 231H118V233L119 232H123L122 230H121V227H120V224L121 225H123L122 223H121V221L122 222H124L126 219H124V218H126V217H124ZM151 215H153V216H151ZM158 215V216H157ZM164 216V217H162V216ZM198 215H200L201 217H199ZM208 215V216H207ZM220 215H222V217L224 218V220H223V222L221 221V219H217V218H220V217H218V216H220ZM229 217H228V216ZM234 215V216H233ZM236 215V216H235ZM9 216H10V218H9ZM51 216V219L50 220H48L49 219V217ZM71 216H73V217H71ZM87 218H86V217ZM101 216V217H100ZM161 216V217H160ZM205 216V217H204ZM212 218H211V217ZM244 216V217H243ZM247 216V217H246ZM30 217L32 218V219H30ZM33 217H35L36 218V220H35V218H33ZM48 218V219H46L45 220V222L48 224V225H46V224H44V226H46V228H49V231L50 230H52L53 228L52 227H58L59 226V228L57 229V230H55V229H53L52 230V232H49L48 230H46L45 228H44V231L46 232H43V230L42 229H40L41 231H39V227H38V223H36V222H40L41 223V221L43 222L44 221V219L45 218ZM58 217V218H57ZM107 217H109V218H107ZM116 217H117V219H116ZM150 217V218H149ZM155 217V218H154ZM159 218L160 220H158V221H161V223L160 222H158V221H156V223H154L153 225H151L153 222H155V220L154 219H156V218ZM213 217H215V218H213ZM221 217V218H222ZM227 217V218H226ZM233 217V218H235V217H237L238 219H231V218ZM55 218H56V222H55ZM85 218V219H84ZM101 218V219H100ZM105 218H107V220L105 219ZM118 218H120V219H118ZM132 218L134 219V220H132ZM152 218H154V219H152ZM171 218V219H170ZM183 218V219H182ZM186 218V219H185ZM201 218H204V219H201ZM230 218V219H229ZM243 218V219H242ZM28 219L30 220V221H32V223H30V221H28ZM60 219V220H59ZM80 219H82V220H80ZM84 219V220H83ZM88 219V220H87ZM124 219V220H123ZM145 219V221H143ZM179 219H181V220H179ZM193 219V220H192ZM200 219H201V223H200ZM208 219H211V220H208ZM227 219H229V220H236V221H234V222H232V224L233 225H235L236 223V225L234 226L235 228H236V226L238 227V228H233L232 226V224H231V222H229ZM10 220H12V222L11 223H9V221ZM36 222H35V221ZM52 220H54L53 222H52ZM62 220V221H61ZM66 220V221H65ZM90 220V221H89ZM97 220V221H96ZM112 220V221H111ZM116 220V221H115ZM149 220V221H148ZM170 220V221H169ZM175 220H178V221H175ZM220 220V221H219ZM244 220V221H243ZM14 221H15V223H14ZM84 221V222H83ZM100 221V222H99ZM117 221L119 222V223H117ZM128 221H130L131 223L129 224V222ZM151 222L150 223V225H148V222ZM153 221V222H152ZM163 221V222H162ZM174 221L178 224H175L174 223ZM185 221V222H184ZM190 221H195L194 222V224L195 225H193V222H190ZM198 221V222H197ZM225 221H227V222H225ZM34 222H35V224H34ZM58 225V223H59V225L58 226H56L55 225V223ZM61 222H65V224H66V226H65V224L64 223H61ZM115 224V223H117V224H113V223ZM134 222V223H133ZM147 222V223H146ZM158 222V223H157ZM184 222V223H183ZM192 223V225L190 224L189 226H188V223ZM196 222L198 223L197 225H196ZM219 222H222V223H220V225L218 224ZM225 222V223H224ZM236 222V223H235ZM243 222H245V224L243 223ZM1 223V222H0ZM8 223H9V226H8ZM28 223V224H27ZM39 223V224H40ZM53 223V224H52ZM74 225H73V224ZM81 223V224H80ZM83 223H84V225H83ZM102 223V224H101ZM103 223H105V224H103ZM112 223V225L113 226H115V227H113V226H111V225H108V224H111ZM136 223V224H135ZM167 223V224H166ZM173 223V224H172ZM180 223H183L182 225H183V227H181L182 225L180 224ZM226 223L228 224L227 226H229V227H227L226 226V228H225V226H223V225H226ZM32 224H34L36 227H34ZM43 224H42V226H43ZM50 224V225H49ZM63 224V225H62ZM107 224V225H106ZM129 224V225H128ZM133 224H134V226H135V229H134V227H132L133 226ZM139 224H140V226H139ZM144 224H147V225H145L144 226ZM161 224V225H160ZM177 226V227H175V225ZM180 224V225H179ZM215 224H217V225H219V226H216V228H215ZM231 225V227H232V230H231V227H230V225ZM238 224H240V225H238ZM1 225V224H0ZM7 225V226H6ZM13 227H12V226ZM32 225V226H31ZM54 225V226H53ZM86 225V226H85ZM97 225V226H96ZM99 225V226H98ZM119 225V226H118ZM127 225V226H126ZM185 225L187 226V227H185ZM198 225H200V226H198ZM212 225V226H211ZM244 225L246 226V228L244 227ZM40 227H42L41 226V224L39 225ZM43 226V227H44ZM48 226V227H47ZM52 226V227H51ZM64 226V227H63ZM90 226V227H89ZM108 226H111V228H109ZM138 228H137V227ZM165 226V227H164ZM180 226V227H179ZM208 226V227H207ZM68 228V229H66V228ZM71 227H73L72 228V230L70 229ZM120 228V230H119V228ZM127 227V228H126ZM129 227V228H128ZM151 227V228H153V229H155V230H153V231H155V233L153 232L152 233V230H149V228ZM189 227V228H188ZM198 227V228H197ZM201 228V230H202V232H204L203 231V229L202 228H204V227H206L205 228V233H200L199 234V229ZM210 227V228H209ZM211 227L212 228H215V229H211ZM221 227H223V229H225V230H221L222 228ZM241 228V230L239 231V229ZM12 228H14V229H12ZM35 229V231L37 232V233H39V234H37L36 232H34V230L33 229ZM94 228V229H93ZM114 228H117L118 230H116L115 229V231L114 230H112V229H114ZM133 228V230L131 231V229ZM148 229V230H145V229ZM159 228H161V229H159ZM173 228V229H172ZM183 228H187L186 229V231H184L185 229H183ZM191 228V229H190ZM196 228V229H195ZM217 228H219V229H217ZM221 228V229H220ZM229 228V230H231V231H229V230H227ZM244 228V229H243ZM11 229H12V231H11ZM27 229H29V230H27ZM37 229H38V231H37ZM64 231H63V230ZM73 229L75 230V231H73ZM159 229V230H158ZM177 229H179V231H177ZM181 229H183V231H184V233L182 232L181 233ZM207 229V230H206ZM209 229V230H208ZM217 229V230H216ZM233 229H235L236 230V232H235V230H233ZM10 230V231H9ZM32 230H33V232H32ZM60 230V231H59ZM71 232H70V231ZM169 230V231H168ZM170 230H171V232H170ZM175 230V231H174ZM188 230H190V232L188 231ZM194 230V231H193ZM198 232H196V231ZM213 230H215V231H213ZM248 230V231H247ZM24 231V232H23ZM55 231H56V233H55ZM63 231V232H62ZM66 231H68L67 233H66ZM127 231V233H129ZM145 231V232H144ZM148 231H151V232H148ZM163 231L165 232L164 234H163ZM194 232V233H192V232ZM209 231L212 233H209ZM217 231V232H216ZM225 232V233H227L228 231V233L227 234H229V236H228V238H227V236L225 237V233H223V232ZM232 231H234L235 232V234H236V236H238L239 235V237L237 238V237H235V235L233 236L232 235V233H234V232H232ZM29 232V233H28ZM49 232V233H48ZM62 232V233H61ZM123 232V233H124ZM141 232V233H140ZM142 232L143 233H149V235H145L144 234V236H143V234H142ZM195 232H196V234H195ZM215 232V233H214ZM224 234H222V233ZM230 232H231V234H230ZM237 232H239V233H237ZM244 232V233H243ZM4 233V234H3ZM32 233V234H31ZM35 235H34V234ZM61 233V234H60ZM70 233V234H69ZM71 233H73V235L71 234ZM157 233V235H155ZM159 233H161L160 235H159ZM185 233H187L189 236L191 235V237H187V234H186V238H185ZM207 233V235H209V236H207L206 235V237H205V234ZM209 233V234H208ZM240 233H242L241 234V236H240ZM7 234V233H6ZM7 234V235H8ZM42 234H46V236H45V239H43V240H41L42 238H44L43 236H42ZM50 234V235H49ZM55 234H56V237H54L55 236ZM61 236H60V235ZM90 234V235H89ZM151 234H153V235H155L157 238H158V236L159 237H161V238H164L165 239V237L164 236H167V238H166V241L164 242V240H162L161 238H158V239H160L159 241H163V246H161L160 244H159V242H155L156 240L158 241V239L157 238H155L154 236V238H151L152 237V235ZM162 234L164 235V236H162ZM166 234V235H165ZM172 234V235H171ZM175 234V236H173ZM176 234H178L177 235V237H176ZM194 235V237H195V240L194 241H198V240H201V242L200 241H198V243L196 242H193V235ZM199 234V235H198ZM245 234H247L249 237H252V238H248V236L247 235H245ZM3 235V236H2ZM29 237V239L27 238V236ZM31 235H33V236H35V238L33 239V237L31 236ZM51 235H53V238H52V236ZM104 235V236H103ZM127 235V237L128 238H132V239H136L137 238V236L139 237V238H141V236H143V238L142 239H136V240H139V242L137 241L136 242V240H134V242H133V240L131 239H125V238H127V237H125ZM131 235H134V237L133 236H131ZM137 235V236H136ZM151 235V236H150ZM182 235V236H181ZM197 235H198V237H203V239L202 238H198L197 237ZM260 235V236H259ZM262 235V236H261ZM49 236V237H48ZM51 236V237H50ZM100 236H102V238H101V240H99L100 239ZM106 236V237H105ZM117 236V237H116ZM121 236V237H120ZM136 236V237H135ZM146 236H148V237H146ZM211 236H213L214 238H213V240H212V237ZM222 236V237H221ZM224 236V237H223ZM230 236H232V238L230 237ZM2 237H3V239H2ZM10 237H14V239H12V238H10ZM39 237V238H38ZM57 237H59L58 238V240H60L59 242H58V240H57ZM77 237V238H76ZM122 237H124V239H122ZM146 237V238H145ZM204 237L206 238V240H204ZM208 237V238H207ZM233 237H235V238H233ZM262 237V238H261ZM5 238V239H4ZM16 238V239H15ZM18 238H20V239H18ZM48 238V239H47ZM56 238V240H54L53 241V239H55ZM92 238L95 240V241H97L96 243H95V241L94 240H92ZM99 238V239H98ZM104 238V239H103ZM108 238H109V240H108ZM147 238H149V240H151V241H149V242H147ZM211 238V239H210ZM221 238H223L222 239V241L223 240H230V241H228V242H226V241H223L225 244H227L228 245V247H227V245H226V247H225V245H224V243H221ZM229 238H231V239H229ZM254 238V239H253ZM38 239V240H37ZM49 239H50V243H49ZM52 239V240H51ZM108 240L107 241V243L109 244V245H113V247H111V246H109L108 244V249H107V245H106V247H104L105 246V244L102 242V241H104V240ZM123 240V242H119V240ZM144 239L146 240L145 242H144ZM152 239H153V241H154V243H153V241H152ZM155 239V240H154ZM170 239V240H169ZM190 239V240H189ZM197 239V240H196ZM209 239V240H208ZM218 239H219V241H218ZM233 239H235V240H233ZM237 239H238V241H237ZM245 240V241H242V240ZM252 239V240H251ZM22 240V241H21ZM23 240H24V244H22L21 242H23ZM30 240L32 241V243L30 242ZM44 240H45V244H44ZM90 240L92 241L91 243H90ZM106 240H105V243H106ZM125 240H127L128 241V243L130 244V242L131 243H134L133 245L132 244H130L131 245V247H133L134 246V248L135 249H137L138 250V253H136L137 251L135 250V249H132L131 247H125L124 246V241ZM130 240V241H129ZM142 240V241H141ZM176 241L177 243L176 244H174L173 245V243H175V242H172V241ZM178 240H179V242H180V244L178 243ZM218 241V245H216L214 242L215 241ZM248 242H247V241ZM3 241H5V242H3ZM25 241H27L26 243H27V245H26V243H25ZM34 241V242H33ZM41 241H43V242H41ZM46 241H48V242H46ZM99 241V242H98ZM103 243H101V242ZM109 241H112L111 243H109ZM118 241V242H117ZM127 241H125L126 242V244H127ZM161 241V242H162ZM169 241V242H168ZM170 241H171V244H170V246H171V248H168V247H166V246H169V244L168 243H170ZM189 241H191V242H189ZM205 241V242H204ZM209 243H208V242ZM233 241V242H232ZM235 241L237 242V243H239L238 245H239V247H238V245L236 244V245H233L232 243H235ZM250 241V242H249ZM254 243H253V242ZM259 241V242H258ZM7 242V243H6ZM21 244H20V243ZM37 242H39V243H37ZM52 242V243H51ZM53 242L55 243V246L53 245ZM113 242H115V243H113ZM117 242V243H116ZM136 242V243H135ZM141 242L143 243L142 245H143V247H142V245H141ZM160 242V243H161ZM185 242V243H184ZM230 242V243H229ZM246 242V243H245ZM257 242V243H256ZM262 242V243H261ZM7 245H6V244ZM29 243V244H28ZM36 243L37 244H39V245H37L36 246ZM58 243V244H57ZM101 243V244H100ZM121 244V245H119V244ZM122 243H123V245H122ZM144 243H150L152 246H153V249H151V245L150 244H144ZM182 243V244H181ZM200 243V244H199ZM206 243L209 245H206ZM223 245V249H224V247H225V249L227 248V250H221L222 248H221V244ZM240 243H241V245H240ZM251 243V245H248V244H250ZM16 244H18L17 245V247H16ZM41 244L43 245H45V247L44 248H46V250H44L43 249V246H41ZM48 244L50 245V244H52L54 247H52V245L50 246L51 248H52V250L50 249V251H47V250H49L48 249ZM64 246H63V245ZM68 244V245H67ZM98 244V245H97ZM125 244V245H126ZM136 244L138 245V247H139V249H138V247H136ZM157 245L158 246V244L160 245V246H158V247H160L159 248V250H160V252L158 253V251L159 250H157V246H155V245ZM184 244V245H183ZM213 244H215L214 246H216V247H218L219 246V248H217L216 249V247H214L213 246ZM229 244H230V246H229ZM262 246H261V245ZM19 245L20 246H22L21 248L19 247ZM24 245H25V247L27 246V247H29L28 248V254H27V252H26V249L24 248ZM29 245V246H28ZM32 247H31V246ZM47 245V246H46ZM93 245V246H92ZM95 245H97V247L94 249V246ZM102 246V247H100V246ZM118 245V246H117ZM129 245V246H130ZM140 245H141V247H140ZM232 245L234 246V247H238V249H235V248H233L232 247ZM257 245V246H256ZM259 245V246H258ZM15 246V248H16V250L13 248ZM33 246H34V248L36 249H34L33 248ZM90 246H92V247H90ZM115 246V247H114ZM119 246H122L123 248H125V249H123L122 247H119ZM150 248H149V247ZM169 246V247H170ZM193 248H192V247ZM207 246V247H206ZM211 246V247H210ZM214 248H213V247ZM249 246V247H248ZM250 246H252L253 248H252V250H251V247ZM255 246V247H254ZM3 247H5V248H3ZM7 247V248H6ZM11 247V248H10ZM42 249H41V248ZM90 247V248H89ZM99 247V249L102 251V250H104L103 252H101V251H99V249H97ZM118 247V248H117ZM155 247H156V249H155ZM164 248V250H163V248ZM167 249H166V248ZM205 248V250H204V248ZM208 247H210L209 249H208ZM236 247V248H237ZM242 248V250H240L241 248ZM261 247V248H260ZM10 248V249H9ZM22 248H24L23 250H25V254H24V251L23 250H21L20 251V253H19V250L20 249H22ZM30 248H32L31 250H30ZM39 248V249H38ZM54 248V249H53ZM102 248V249H101ZM115 248H116V250H115ZM143 248V249H142ZM144 248H146V250L144 249ZM149 248V249H148ZM174 248V249H173ZM200 248V249H199ZM202 248H203V250H202ZM212 248V249H211ZM248 248H250L249 250H248V252H247V249ZM260 250H259V249ZM3 249V250H2ZM4 249H6V250H10L9 252L8 251H6V250H4ZM91 249H94V252L95 251H98L97 253L100 255V256H96L97 255V253H96V255H95V253H93V257H92V259H91V255H89V254H92V252H93V250H91ZM97 249V250H96ZM120 250L119 252H118V250ZM142 249V250H141ZM176 249V250H175ZM177 249L178 250H182V251H178L177 252ZM185 249V250H184ZM231 250L232 249V252L230 251H228V250ZM258 249V250H257ZM57 250H59V251H57ZM61 250V251H60ZM106 250V251H105ZM123 250H124V252H123ZM131 250H133L132 252H131ZM145 252H144V251ZM150 250V251H149ZM155 250V251H154ZM208 250L210 251V253L208 252ZM212 250H213V252H212ZM237 250V251H236ZM243 250H245V254H248V255H250L252 258H253V260H254V262H253V260H252V258L250 257H247L248 255H246V258L245 259H243L245 256V254L243 255ZM256 250V251H255ZM262 250V251H261ZM4 251V252H3ZM13 251V252H12ZM33 253V254H31V252ZM39 254V256H38V254H36V252ZM43 251H44V253H48V254H46L47 256L45 257V259H44V257H43V255L41 254V253H43ZM46 251V252H45ZM55 251V252H54ZM116 251V254L114 253ZM125 251H127V252H125ZM169 251H172V253L171 252H169ZM176 253H175V252ZM185 251V252H184ZM198 251V252H197ZM204 251V252H203ZM223 253L224 251H226V253L224 252L223 254H226V256L227 257H225V255H223L221 252ZM228 251V252H227ZM233 251H235V252H233ZM241 253H240V252ZM243 251V252H242ZM251 251H254V253H256V254H259L260 253V256L262 255V258L259 256V255H257L258 257H259V260H256V255H255V258L253 257L254 256V254H253V252H252V254H251ZM7 252V253H6ZM15 252V253H14ZM18 254H17V253ZM40 252V253H39ZM54 252V253H53ZM59 252V253H58ZM91 252V253H90ZM100 252V253H99ZM129 252H131V253H129ZM143 252V253H142ZM149 252V253H148ZM153 253L152 255H151V253ZM163 252V253H162ZM174 252V253H173ZM183 252V253H182ZM186 252H188V253H186ZM202 252V253H201ZM208 254H207V253ZM214 252H215V254L217 253V255L216 256H214ZM220 252V253H219ZM236 252H237V254H236ZM259 252V253H258ZM262 252V253H261ZM5 253V254H4ZM12 253V254H11ZM13 253H14V255H13ZM58 253V254H57ZM103 253V254H102ZM140 253V254H139ZM146 254V256H145V254ZM169 253H171L172 255H170ZM178 253H180V254H182V255H180V257H179V255H178ZM193 253H195L194 255H192ZM206 253V254H205ZM212 253V254H211ZM236 254V255H234V254ZM4 254V255H3ZM8 254H11V257H13V259L8 255ZM16 254V255H15ZM23 254V255H22ZM27 254V255H26ZM30 254V257H31V255H33L32 257L34 258L35 256H37V259H33L32 257L30 258V257H28L27 258V256ZM35 254V255H34ZM74 254V255H73ZM115 254V255H114ZM118 254V255H117ZM124 254H125V256H124ZM130 254V255H129ZM134 254H136V255H138V257L140 258H142V259H140L139 260V258L136 256V255H134ZM141 254H143L142 256H140ZM184 254V255H183ZM185 254H186V256H185ZM190 254V255H189ZM207 255V256H205V255ZM228 254V255H227ZM231 254L232 255H234V257L233 256H231ZM241 254V255H240ZM19 255H21V259L19 258ZM26 255V256H25ZM42 255V256H41ZM79 255V256H78ZM86 255V256H85ZM113 255L114 256H117L118 258H117V261L115 262V258L116 257H113ZM121 255V256H120ZM154 255V256H153ZM155 255H157V256H155ZM187 255H188V257H187ZM192 255V256H191ZM224 257H223V256ZM253 255V256H252ZM57 258H56V257ZM74 257V258H72V257ZM85 256V257H84ZM89 256H90V258H89ZM96 256V257H95ZM102 256H104V257H102ZM131 256V257H130ZM144 256V257H143ZM162 257V259H160L161 257ZM175 256V257H174ZM183 256H185V257H183ZM189 256H190V258H189ZM194 256V257H193ZM202 256V257H201ZM203 256H204V258H203ZM210 256V257H209ZM236 256H238V258H240L241 256L243 257L242 259H235V257ZM240 256V257H239ZM0 257V258H1ZM41 258V261H39L40 259L39 258ZM100 257V258H99ZM113 257V258H112ZM167 257L170 259H168L167 260ZM172 257H174V258H172ZM183 257V258H182ZM187 257V258H186ZM192 257V258H191ZM205 257H207L208 258V260H207V258H205ZM213 257L214 258H216L218 261H217V263H216V259H213ZM258 257H257V259H258ZM36 258V257H35ZM42 258L44 259L43 261H42ZM67 258H69V259H67ZM84 258V259H83ZM86 258H87V260H86ZM94 258H95V261L93 262V260H94ZM103 258V259H102ZM109 258H111V259H113V260H109V261H112V262H108V259ZM119 258H122V261H124V262H119L118 260H119ZM128 258H130V261H134V263L133 262H130L129 261V259ZM132 258V259H131ZM150 259V260H148V259ZM159 258V259H158ZM166 258V259H165ZM209 258H211V259H209ZM225 258V259H224ZM232 258V259H231ZM261 258V259H260ZM16 259V258H15ZM39 259V260H38ZM55 259V261L57 260H59L57 263L56 262H54L53 260ZM67 259V260H66ZM70 259H72V261L73 260H75L74 262H72ZM79 259V260H78ZM88 259H90V260H92V261H89ZM99 260L98 262H96V260ZM104 259V260H105ZM115 259V260H114ZM125 259H127L128 261H126ZM138 259V260H137ZM144 259H146V260H144ZM153 260V263H152V260ZM174 259H175V261H174ZM189 259H191V260H189ZM201 259L203 260V262H201ZM220 259V260H219ZM14 260V261H13ZM28 260H30V262H27ZM66 260V261H65ZM84 260V261H83ZM88 262V263H86V261ZM156 260V261H155ZM173 260V261H172ZM189 260V261H188ZM210 260V261H209ZM212 260H215L214 262H212ZM225 260V261H224ZM232 260V261H231ZM238 260V261H237ZM250 260H252V262H250ZM256 260V261H255ZM17 261L19 262V263H17ZM21 261H22V263H21ZM26 261V262H25ZM68 261V262H69ZM76 261H80V262H76ZM121 261V260H120ZM150 261V262H149ZM161 263H160V262ZM171 261V262H170ZM258 261V262H257ZM259 261H260V263H259ZM37 262V263H36ZM115 262V263H114ZM129 262V263H128ZM137 262V263H136ZM140 262H142V263H140ZM165 262V263H164ZM182 262V263H181ZM190 262V263H189ZM193 262V263H192ZM199 262V263H198ZM212 262V263H211ZM248 262V263H247ZM32 263V264H33ZM39 264H41V263H39ZM67 264H69V263H67ZM241 264V263H240Z\"/></svg>","mask_w":264,"mask_h":264},{"label":"bare ground","instance_id":"6f19581e","mask_svg":"<svg viewBox=\"0 0 264 264\" xmlns=\"http://www.w3.org/2000/svg\"><path fill=\"white\" fill-rule=\"evenodd\" d=\"M2 1H3V0H2ZM13 1H14V0H13ZM26 1H27V0H26ZM45 1H46V0H45ZM45 1H44V2H45ZM64 1H65V0H64ZM135 1H136V0H135ZM198 1H199V0H198ZM208 1H209V0H208ZM211 1H212V0H211ZM217 1H218V0H217ZM217 1H215V2H216V3H219V2H217ZM231 1H232V7H233L234 9H237V8L239 7V5L242 3V1H245V0H231ZM4 2H5V1H4ZM4 2H2V3H4ZM8 2H9V4H10V0L7 1V4H8ZM19 2H21V1L19 0ZM19 2H16V3H19ZM32 2H34V1H32ZM37 2H38V1H36L35 3H37ZM39 2H40V1H39ZM39 2H38V3H39ZM117 2H121V1H118V0H70V3L68 2L69 5H67V1H66L65 3H66L67 6L64 5L65 7H63V8L65 9L66 7L69 6L70 8H69V7H68V8H69V12H70V13H69V16H68V17L65 16L66 14H63V13H62V14L66 17V18H65L64 16L62 17V19H63V23H65L67 20H68V21H67V24H66V25L63 24V25H61V26H62V27H69V26L71 25V22H73L72 27H73V28H74L75 26L78 27V29L75 30V31H76L75 33L78 32V33H77L78 36H79V35H82V37H83V36H86V35H87V36H93V37H95V39L98 38V40H100L99 42L104 41V40L107 39V40L111 41V43H113L114 41H113L112 39H113L114 37H116L117 35L127 34L128 36H131V37H134V35H135V37L137 36L138 38H140V41H142L141 39L146 38V37L149 35L150 37H148V38H149V39H147L148 41L151 40V41H153V42L158 43V40L160 39L161 35H165V36H166V35H170V34L174 33L175 31H178V30H179V29H178V30H174V28H176V27H180V25L178 26V18H177L178 16L176 17V15H178V14H183V16H184V14H185V15L187 14L188 16H187V15H186V16L189 17L188 19H190V16H189V15H191L192 13L194 14V12H196V13L194 14V16L192 15V16L194 17V18H192V19H193L194 21L197 20V21H195V23H194V21H191V23L188 22L187 17H186V20H187L188 24H187V22H186L185 25L188 26L187 28H190V29L193 30V29H195V27H196L198 24H201V25L203 24L202 28H204V31H205V30H206V31H209V30H213V27H215V24H216L219 20H222V19H221L222 17H221V18L219 17V18H217V19H214V18H213L214 15L216 16L217 11H218V13H220L219 15H222V14L224 13L222 9L230 8V7H228V6L225 7V8L222 7V8H221V11H219L220 8H218V7H217L216 5H214L213 3L208 4V3L210 2V1H209L208 3L203 4V7L199 5L200 8H198V9H194V8L196 7V6H195L196 3H195V5H193V3H194V2H193L192 5L195 6V7H191L192 5H190V7L193 8L192 11H190L191 8H190L189 10L186 8L187 6H189V4H186L187 2L185 3L187 6H185V4L183 5V3H184L185 1H183L182 4H181V1H179V3L181 4V6H182V5L184 6V9H183V10H182V9L180 10V9H179L180 4L178 3L179 5H178V4L176 5V3H175L173 0H153L152 3H150L148 0H138V2H139L138 4H140V6L138 5V6H139V9H137L136 11H134V10H132V9H133V8H132L131 11H130V10H128V11H123V10H120V9L117 7V5H118ZM133 2H134V0H133ZM136 2H137V1H136ZM176 2H177V1H176ZM189 2H190V4H191V0H190ZM203 2H204V1H203ZM212 2H213V1H212ZM228 2H229V1H228ZM228 2H226V3H228ZM246 2H248V0H247ZM251 2H252V1H251ZM251 2L249 1L250 4L248 3V5H250V6L253 7V5H251V4L254 3V2H252V3H251ZM256 2H257V1H256ZM258 2H259V1H258ZM5 3H6V2H5ZM13 3H14V2H11V4H13ZM35 3H32V4L34 5V7H36V5H40V4H38V3L35 5ZM49 3H50V2H49ZM122 3H123V2H122ZM128 3H129V2H128ZM199 3H200V2H199ZM229 3H230V2H229ZM229 3H228V4H229ZM243 3H244V2H243ZM243 3H242V4H243ZM261 3H262V2H261ZM14 4H15V3H14ZM25 4H26V3H25ZM25 4H24V5H25ZM42 4H43V3H41V5H42ZM47 4H48V2H47ZM57 4H59V2H57ZM134 4H135V2H134ZM259 4H260V2H259ZM2 5H3V4H2ZM2 5H1V3H0V7H1ZM20 5H22V3H21ZM24 5H23V6H24ZM27 5H29V4H27ZM33 5H32V7H33ZM41 5H40V6H41ZM45 5H46V3H44V5H43V6H44V10L46 9V6H45ZM51 5L54 7V4H51ZM61 5H62V4H61ZM132 5H133V4H132ZM254 5H255V3H254ZM263 5H264V4H263ZM5 6H6V5H4V7H5ZM8 6H9V5H8ZM16 6H17V5H16ZM43 6H41V8H40L42 11H44V10L42 9ZM49 6H50V4H49ZM56 6H57V5H56ZM62 6H63V5H62ZM118 6H119V5H118ZM122 6H123V5H122ZM177 6H178V7H177ZM183 6H182V8H183ZM229 6H231V5L229 4ZM257 6H260V5L257 4V5H256V8H257ZM24 7H26V6H24ZM28 7H29V6H27V8H28ZM53 7H52V8H53ZM59 7H60V9H59V8H58V9L60 10V13H61L63 10L61 9V6H60V5H59ZM119 7H121V6H119ZM124 7H125V6H124ZM126 7H127V6H126ZM130 7H131V6H130ZM240 7L243 8V5L240 6ZM240 7H239V8H240ZM1 8H2V7H1ZM14 8H15V7H14ZM14 8H11V9H13V10H16V9H17V8H15V9H14ZM18 8H19V7H18ZM47 8H48V7H47ZM68 8H66V9H68ZM185 8H186V9H185ZM253 8H254V7H253ZM263 8H264V7H263ZM8 9H10V6H9ZM8 9H7V13L5 12L6 10L3 11L4 9H1V11H3V12L5 13V15H3V13L1 12L2 15H3V16H2V15H1V16L4 17V18H2L3 21L5 20V18L7 19V18H10L12 15H14V14H12V12H15V11H12V12L10 11L11 14H12V15H11L10 13H8ZM20 9H22V8H19V10H20ZM23 9H24V8H23ZM23 9H22V10H23ZM33 9L35 10L36 8H33ZM48 9L51 10V7H49ZM234 9H233V10H234ZM245 9L247 10V9H249V8H246V7H245ZM19 10L16 11V15H17V16H18V13H17V12L23 13V12H21V11H19ZM25 10H26V9H24V11H25ZM27 10L29 11V9H27ZM37 10H39V7H37V9H36L35 11L37 12ZM41 10H40V11H41ZM193 10H195V11L193 12ZM196 10H197L198 12H197ZM231 10H232V9H231ZM231 10H230V11H231ZM256 10H257V9H256ZM35 11H34V12H35ZM42 11H41V12H42ZM46 11H47V10H45V12H46ZM56 11H57V10H56ZM56 11H55V12H56ZM65 11H66V10H65ZM65 11H64V12H65ZM240 11H241V10H240ZM240 11H239V12H240ZM34 12H33V13H34ZM36 12H35V13H36ZM47 12H48V11H47ZM47 12H46V15L48 14ZM51 12H52V11H51ZM55 12H54V13H55ZM66 12H67V11H66ZM178 12H179V13H178ZM221 12H223V13L221 14ZM225 12H226V11H225ZM227 12L229 13V11H227ZM235 12H237V11H235ZM235 12H232V11H231V14L233 13V14H236V15H237V13H235ZM253 12H254V13H253ZM260 12H261V10H260L259 12H256V11H254V10H252V9L250 10V13H251V17H250V18H253V19H251V20H252V22H253L254 24L258 23V22H256V20H257L256 18H258L257 15H258ZM26 13L28 14L27 11H26ZM33 13L31 14L32 16H34ZM37 13H38V12H37ZM52 13H53V12H52ZM209 13H210V16H211V17H210V19H209V21H208L207 17L209 16ZM228 13H227V15L225 14L226 16H224L226 20H227V18H228V17H227V16H228ZM250 13L248 14V12H247L248 15H250ZM24 14H25V13H23L22 16H23ZM38 14H39V16H40V14L43 15V14L40 13V12H39ZM56 14H59V12H56ZM62 14H61V15H62ZM196 14H197V15L200 14V17L198 16L199 19H195V18H197V15H196ZM229 14H230V13H229ZM238 14H239V13H238ZM247 14H246V15H247ZM16 15H15V16H16ZM19 15H20V14H19ZM25 15H26V14H25ZM46 15H44V16H46ZM195 15H196V17H195ZM219 15H218V16H219ZM223 15H224V14H223ZM223 15H222V16H223ZM240 15H241V14H240ZM242 15L244 16L243 13H242ZM22 16H20V18H21ZM26 16H28V15H26ZM26 16H25V19L27 18ZM32 16H31V17H32ZM36 16H37V14H36ZM36 16H34V18H37V20H38L39 18L41 19V17H42V16H40V17L38 18V16H37V17H36ZM44 16H43V17H44ZM50 16H51V15H50ZM181 16H182V15H181ZM183 16H182V18H184ZM231 16H232V15H231ZM238 16H239V15H238ZM238 16H237V17H238ZM243 16H242V17H243ZM46 17H47V16H46ZM52 17H53V16H52ZM52 17H50V18L56 20L55 18H52ZM229 17H230V15H229ZM237 17L234 18V15L232 16L233 19H236ZM242 17H240V18H242ZM248 17H249V16H248ZM23 18H24V17H23ZM23 18H21V20H22ZM56 18H57V17H56ZM60 18H61V16H60ZM180 18H181V17H180ZM180 18H179V19H180ZM215 18H216V17H215ZM250 18H249V19H250ZM0 19H1V18H0ZM2 19H1V20H2ZM10 19H11V18H10ZM14 19L17 20L18 18H17V19L14 18ZM14 19H13V20H14ZM43 19H44V18H43ZM43 19H42V22H41V20H40V21H37V20H36V21H37V23H38V22L43 23L42 25H44L45 23H46V25H47V22H48V21H45V23H44V22H43V21H44ZM45 19H46V18H45ZM47 19H48V17H47ZM58 19H59V17H58ZM184 19H185V18H184ZM184 19H183V22H184ZM242 19H243V18H242ZM246 19H247V18H246ZM258 19H259V18H258ZM1 20H0V23H2ZM7 20H8V19H7ZM11 20H12V19H11ZM18 20H19V19H18ZM32 20H34V19H32ZM181 20H182V19H181ZM181 20H180V21H181ZM200 20H201V21H200ZM229 20L231 21L232 19H229ZM238 20H239V19H238ZM238 20H236V21H238ZM244 20H245V19H244ZM9 21H10V20H8V22H6V21H4V22H6V23L8 24V23H10ZM36 21L33 22V25H34V23H35ZM58 21H59V22H58ZM58 21L56 20L55 22H58L59 24H62V22H60V20H58ZM189 21H190V20H189ZM246 21L248 22V20H246ZM257 21H259V20H257ZM4 22H3V25L6 24V23H4ZM19 22H20V21H19ZM19 22H17V23L19 24ZM24 22L26 23V21H24ZM52 22H53V20H51L50 23H51V24H54V25H57V23L55 24V22H53V23H52ZM222 22H223V20H222ZM224 22H225V21H224ZM224 22H223V24H224ZM241 22L244 23L245 21L243 22V20H242ZM249 22H250V21H249ZM259 22H263V20H262V21H259ZM11 23H14V21H11ZM30 23H32V22H30ZM48 23H49V22H48ZM50 23H49V24H50ZM189 23H190V24H189ZM7 24H6V25H7ZM18 24H17V26H18ZM21 24H22V23H20L19 26H20ZM38 24H39V23H38ZM49 24H48V25H49ZM59 24H58V26H59ZM75 24H77V25L79 24V26H77V25H75ZM179 24H180V23H179ZM227 24H228V23H227ZM258 24H261V23H258ZM258 24H257V25H258ZM1 25H2V24H1ZM10 25H13V24H10ZM10 25L8 26V29H9ZM14 25H15V23H14ZM14 25H13V26H14ZM27 25H28V23H27ZM27 25H26V26H27ZM39 25H41V24H39ZM48 25H47V27L49 28ZM183 25H184V24H181V26H183ZM225 25H226V24H225ZM234 25H235V23H234ZM243 25H244V24H243ZM245 25H246V24H245ZM26 26H25V27H26ZM31 26H32V25H31ZM35 26H36V25H35ZM35 26H33V28L38 27V26H36V27H35ZM246 26H248V28H250V31H249V29H248V32H247V33H249V32L252 33L253 30L251 29V27H249V25H246ZM0 27H1V26H0ZM50 27H51V29H53L51 25H50ZM62 27H61V28H62ZM183 27H184V26H183ZM226 27H228V25H227ZM226 27H225V28H226ZM236 27H238V26H236ZM239 27H240V26H239ZM241 27H242V26H241ZM261 27H262V26H261ZM263 27H264V26H263ZM3 28L5 29V28H7V27H6V26H5V27L2 26V29H3ZM11 28H12V26L10 27V29H11ZM20 28H21V27H20ZM28 28H29V27H28ZM30 28H31V27H30ZM39 28H40V27H39ZM187 28L184 27V30H186ZM197 28H198V27H197ZM199 28H200V27H199ZM222 28H223V26H222ZM231 28H232V27H231ZM254 28H255V27H254ZM4 29H3V30H4ZM10 29H9V30H10ZM13 29H14V28H13ZM13 29L10 30L8 34L4 33V34H6V35H3V37H2V36H1V37L4 38V36L9 35V34L11 33V31H14V30L16 29V26H15V29H14V30H13ZM22 29H23V28H22ZM36 29H37V28H36ZM36 29H35V30L33 29V30H34V31H38V29H37V30H36ZM51 29H50V28L47 29L46 32L48 33V32H49L48 30H51ZM58 29H59V28H58ZM58 29H57V30H58ZM70 29H71V27H70ZM234 29H235V28H234ZM262 29H264V28H262ZM16 30L18 31V29H16ZM19 30H20V29H19ZM44 30H45V27H44ZM60 30H61V29H60ZM62 30H63V28H62ZM65 30H66V28H65ZM67 30H68V29H67ZM67 30H66V31H67ZM200 30H201V29H200ZM200 30H197V29H196V31H199V32H200ZM202 30H203V29H202ZM224 30H225V29H224ZM226 30H227V29H226ZM226 30H225V32H226ZM259 30H260V29H259ZM7 31H8V30H7ZM17 31H16V32H17ZM21 31H22V30H21ZM30 31H31V30H30ZM63 31H64V30H63ZM188 31H189V30H188ZM194 31H195V30H194ZM194 31H193V32H194ZM229 31H230V29H229ZM234 31H235V30H234ZM240 31H241V30H239V32H237L236 34L240 33ZM254 31H255V30H254ZM260 31H261V30H260ZM5 32H6V29H5ZM16 32H13V33H14L13 35L10 34V36H7V37H8V38H9V37H12V36H16V37H17V35H15ZM23 32H24V29H23ZM32 32H33V31H32ZM39 32H40V29H39ZM41 32H42V34H47V33H43V32H44L43 30H42ZM51 32H53V30H52ZM70 32H71V30H70ZM70 32H69V33H70ZM178 32H180V30H179ZM199 32H198V34H199ZM225 32H223V35H224ZM227 32H228V31H227ZM2 33H3V32H2ZM2 33H1V35H2ZM21 33H22V32H21ZM21 33L19 32V34H21ZM35 33H36V32H35ZM63 33H64V32H63ZM134 33H135V34H134ZM186 33H187V32H186ZM241 33H242V32H241ZM244 33H246V32L244 31ZM247 33H246V34H247ZM251 33H250V34H251ZM255 33H257V32H255ZM255 33H254V34H255ZM17 34H18V33H17ZM22 34L24 35V33H22ZM29 34H30V33H27V35H29ZM65 34L68 35L67 33H65ZM70 34H71V33H70ZM183 34H184V32H183ZM229 34H230V33H229ZM246 34H245V35H246ZM262 34H263V35H259V36H257L258 34H257V35H253V34H252V35H253V38H254V39H253V38L251 37V38H252V43H253L256 47H257V45H259V44L264 45V44H263V42H264V33L262 32ZM33 35H34V34H33ZM47 35H48V34H47ZM47 35H46V36H47ZM55 35H56V33H55ZM55 35H53V33H52V36H55ZM172 35H173V34H172ZM226 35H228V34L226 33ZM241 35H242V36H241ZM241 35H240V37H243V36H244V34H241ZM20 36H21V37H24V36H22V35H20ZM42 36H43V35H42ZM63 36H64V35H63ZM70 36H71V35H70ZM73 36H75V35H73ZM177 36H178V35H177ZM177 36H176V37H177ZM184 36H185V34H184ZM234 36H235V35H234ZM248 36H249V34H248ZM7 37H5V38H7ZM18 37H19V36H18ZM18 37H17V38H14V39H12V40L15 41V39H16V41H17ZM29 37H30V35H29ZM31 37H32V36H31ZM31 37H30V38H31ZM33 37H34V36H33ZM64 37H65V36H64ZM67 37H68V36H67ZM135 37H134V39H135ZM142 37H143V38H142ZM179 37H180V36H179ZM182 37H183V36H182ZM182 37H181V38H182ZM236 37H237V36H235V38H236ZM2 38H0V39L2 40ZM34 38H35V37H34ZM34 38H32V39H34ZM36 38H38V36H36ZM39 38H40V37H39ZM39 38H38V39H39ZM48 38H50V40L48 39V40H49V43H50L52 37H48ZM56 38H57V35H56ZM62 38H63V37H62ZM84 38H85V37H84ZM138 38H136V39L138 40ZM164 38H166V37H164ZM164 38H163V39H164ZM184 38H185V37H184ZM187 38H189V37H187ZM203 38H204V37H203ZM223 38H224V37H223ZM223 38H222V39H223ZM229 38H230V35H229ZM229 38H228V39H229ZM235 38H233V39H235ZM238 38H239V37H238ZM244 38H245V36H244L243 38H239V39H241L242 42H243V39H244ZM19 39H20V38H19ZM25 39H26V38H25ZM38 39H37V40H38ZM42 39H43V38L39 39L38 42H37V40H36V42H37V44H38L39 41H40V42L43 41L42 43H44V44H41V45H43V46L45 47V44H46L45 42H47V38L44 37V39H43V40H42ZM57 39H58V38H57ZM59 39H60V38H59ZM69 39H70V38H69ZM75 39H76V38H75ZM87 39H88V38H87ZM120 39H121V38H120ZM207 39H208V38H207ZM213 39H214V38H213ZM249 39H250V38H249ZM5 40H6L7 44H5ZM5 40L2 41V42H3V44L6 45V47H4V48H6V51H7V48L9 47V46H8V42H9V41H7V39H5ZM20 40H22V39H20ZM29 40H30V39H29ZM91 40H92V39H90L89 41H91ZM96 40H97V39H96ZM144 40H145L144 42H146V39H144ZM178 40H179V39H178ZM183 40H184V39H183ZM185 40H186V39H185ZM196 40H197V39H196ZM199 40H200V39H199ZM205 40H206V39H204V41H205ZM208 40H209V39H208ZM224 40H225V38H224ZM253 40H254V41H253ZM14 41H12V42H14ZM31 41H32V40H31ZM33 41H34V40H33ZM33 41H32L31 43H34ZM53 41H54V40H53ZM61 41H62V39H61ZM72 41H73V40H72ZM112 41H113V42H112ZM138 41H139V40H138ZM161 41H162V40H161ZM172 41H173V40H172ZM172 41H171V42H172ZM176 41H177V39H176ZM189 41H190V42H189ZM193 41H194V39H193ZM197 41H198V40H197ZM197 41H196V42H197ZM214 41H215V40H214ZM231 41H232V44H233V40H231ZM237 41H240V40H237ZM17 42H20V41H17ZM29 42H30V41H29ZM56 42H57V45L60 43V42L58 43V41H56ZM65 42H66V41H65ZM70 42H71V41H70ZM75 42H76V40H75ZM95 42L98 43V41H94V43H95ZM144 42H142V43H144ZM149 42H150V41H149ZM179 42H180V43H179L178 45H176V43L174 42V43H173V44H175L174 46H172V45L170 44L171 47H167V48L164 47V48H163L164 50H162V49L159 50L158 48H154V49L152 48V49H153V50L151 51L152 53H151L150 51H147V50H146V49H150V48H146V49L144 48L145 51L147 52V54H149L148 52H150V54H152V56L150 55V57H148V58H150L151 61H152V63H151V61L148 60V61L151 63V66L148 65V67L151 68V69L153 70V72H152V70H150V71L152 72V74L154 73V76H153V75H151V76H153L152 78H155L157 81H159V86H158V87L156 86L157 88H155V90H154V92H152V94H151V92H150V94L153 96V97H151V98L153 99V100H152V101H153V102H152L153 104H152V103H151V104L148 103V99H149V97H148V99H147V104L153 105L152 107H154V108L157 107V109L159 110V108L163 107L162 105H160V103H162L161 101L164 100V102H166L167 105H168V109L166 108V110H170V111H169L170 113H169V115H168V114L166 115L164 112H163V113H164L163 115H162V113H161L162 116H159L158 120H156V122H154V123H157L156 126H153L154 124L152 125L153 122L151 123V121H154V120H152V119H157V118H155V117H157L158 115L155 116V117H153L151 120H149L150 118L148 119V115H147V117H143L144 115L141 113V114L143 115L142 117L145 118V120H147V121L142 122V123H144V124L142 125V127H140V128L138 127L140 130H138V129H137V130L140 131V132H139V133L136 132V136H135V133L133 134V135H134L133 137H136V138H133V137H131V136L129 137V136H128L129 132H127V135L124 133V136L126 135V136H128V137L130 138L129 141H128V144H130L129 147H131V148L126 147V148L128 149V150L126 149V150H127V153H130V152H128V151H131V153H132V143L135 144V142H137L136 140H138V141H142L143 139L145 140L147 136L151 138V140H150V139H149V140L152 141V142H154V140L156 141V139H157L158 141H161V140H159L158 135H159L160 133H162V132L165 133V130H166L167 128L170 129V130H167V131H169V132L166 131V133H170V131L174 130V131H172V132H173L172 134H174V135H176V134H177V135H180V134H178V133H180V131H179V132H176V131L178 130V128H177L178 126H176L177 129L175 128L176 130L173 129L172 126H173L174 124L176 125L177 123H175V122L177 121V119H179L180 117H182L183 114H185V113H183V112L186 111V109H188L187 112H189V115H190L191 113H190L189 110H192L193 116H196V115L198 116V114H200L199 112H201V114H202V111H203V110H201V108H203L202 106H200L201 104H200V103H196V99H195V97L192 98V97L190 96L191 93L194 94V92H199V91H200V92H203V93H205V94H207V93L210 94V91H208V90H210L211 88H213L212 90L217 89V88L215 87V85L218 84L223 78H225V75H227V73H229V72H225V71L223 72V70H226V69H221V68H220L219 70H218V69L203 70L202 67L185 66L186 64L183 65L184 63H182V62H181V63H178V61H180V60H177L176 58H177L178 56H180V55L182 56V54H185L186 52H188L189 55H190L191 57H193V59L195 58L194 55H193V53L191 52V49H192L191 47H190L191 49H190V48H184L186 42H189V43H190L189 45L191 46V45H192V44H191L192 41L189 39V40H186V42H185V41H179ZM182 42H185V44L183 45ZM196 42H195V44H196ZM199 42H201V43H199ZM205 42H206V44L209 43V41L207 42V40H206ZM210 42H212V41H210ZM215 42H216V41H215ZM229 42H230V41H229ZM244 42H245V41H244ZM244 42H243V43H244ZM21 43H22V41H21ZM24 43H25V42H24ZM31 43H30V44H31ZM61 43H62V42H61ZM73 43H74V41H73ZM87 43H88V42H87ZM89 43H90V42H89ZM94 43H93V45H96V43H95V44H94ZM102 43L104 44V42H102ZM138 43H139V42H138ZM150 43H151V42H150ZM150 43H149V44H150ZM163 43H166V42H163ZM181 43H182V44H181ZM193 43H194V42H193ZM197 43L202 44L203 50L205 49L203 45H205V47L208 46V45H206V44H203V42H202L201 40L198 41ZM212 43L214 44V42H212ZM218 43H220V42H218ZM237 43H239V42H237ZM240 43H241V41H240ZM243 43H241L242 45L239 44V48L243 46ZM245 43H246V42H245ZM249 43H250V42H249ZM0 44H1V41H0ZM13 44L15 45V42H14ZM22 44H23V43H22ZM22 44H18V45L21 46ZM30 44H28V45H30ZM39 44H40V43H39ZM39 44H38V45H39ZM53 44H54V42H53ZM63 44H65V43H63ZM75 44H76V43H75ZM90 44H91V43H90ZM98 44H99V43H98ZM100 44H101V43H100ZM108 44H109V43H108ZM114 44H115V43H114ZM140 44H141V43H139V45H140ZM199 44H198V46H199ZM215 44H217V43H215ZM230 44H231V43H230ZM230 44H229V45H230ZM235 44H236V43H235ZM246 44H247V43H246ZM9 45H10V43H9ZM14 45L11 44V46H14ZM31 45H33V44H31ZM35 45H36V44H35ZM57 45H55V47L59 48ZM68 45H69V44H68ZM71 45H72V44H71ZM91 45H92V44H91ZM101 45H102V44H101ZM105 45H106V44H105ZM139 45H138V46H139ZM142 45H144V44H142ZM145 45H146V43H145ZM170 45H169V46H170ZM209 45H210L209 48L211 49V46H212L211 43H209ZM218 45H219V44H218ZM225 45H227V43H226ZM233 45H234V44H233ZM233 45H231V47H232ZM240 45H241V46H240ZM1 46H3V45L1 44ZM1 46H0V47H1ZM39 46H40V45H39ZM50 46H51V45H50ZM59 46H60V45H59ZM75 46H76V45H75ZM99 46H100V45H99ZM147 46H150V45H147ZM152 46H154V45H152ZM186 46H187V45H186ZM195 46H197V44H196V45H192V47H194V48H195ZM200 46H201V45H200ZM200 46H199V48H200ZM219 46H220V45H219ZM222 46H223V45H222ZM236 46H238V45H235V47H236ZM15 47H16V45H15ZM17 47H19V46H17ZM17 47H16V49L18 50ZM22 47H23V46H22ZM36 47H37V45H36ZM36 47H35V48H36ZM40 47H41V46H40ZM44 47H42V48H43L44 50H46L47 48L45 49ZM51 47H52V46H51ZM51 47H50V48H51ZM62 47H63V45H61L60 48H62ZM89 47H91V46H89ZM101 47H104V46L102 45ZM125 47H126V46H125ZM187 47H188V46H187ZM202 47H201V48H202ZM212 47H214V46H212ZM228 47H229V46H228ZM231 47H229V48H231ZM235 47H234V48H235ZM246 47H247V46H246ZM249 47H250V44H249ZM256 47H255V48H256ZM2 48H3V47H2ZM9 48H10V47H9ZM30 48H31V46H30ZM37 48L40 50L39 47H37ZM37 48H36V49H37ZM74 48H75V47H74ZM86 48H87V46H86ZM95 48H97V47H95ZM131 48H132V47H131ZM219 48L221 49V46H220ZM225 48H226V47H225ZM225 48H223V49H221V50H226ZM232 48H233V47H232ZM255 48H253V49H255ZM261 48H263V47H261ZM10 49H14V48H10ZM10 49L8 50V52H10ZM21 49H22V48H21ZM21 49L19 50V52H18V51H15V53L11 51V53H14L15 56L17 55V57L19 58L18 60H20V61H22V60L20 59V57H19L20 55H18V54L20 53L21 56H22V54H24V52L21 51ZM31 49H33V47H32ZM36 49H35V50H36ZM43 49H42V51H44ZM53 49H54V48H53ZM69 49H70V48H69ZM98 49L102 50V48H98ZM98 49H96V50H98ZM195 49L198 51V53L200 52V49H197V48H195ZM195 49H194V50H195ZM212 49H214V48H212ZM240 49H241V48H240ZM250 49H251V48H250ZM250 49L248 48L246 54L248 53V51H249ZM256 49H257V48H256ZM256 49H255V50H256ZM263 49H264V48H263ZM2 50H3V49H2ZM25 50H26V49H25ZM25 50H24V51H25ZM81 50H82V48H81ZM90 50H91V49H90ZM96 50L94 49L95 52H96ZM100 50H98L99 53H101ZM107 50H108V49H106V51H107ZM136 50H137V49H136ZM142 50H143V49H142ZM205 50H208V49L206 48ZM216 50H217V49H216ZM227 50H228V52H229V49H227ZM235 50H236V49H235ZM238 50H239V49H238ZM258 50H259V51H262V50H260V48H259ZM4 51H5V50H4ZM4 51H3V52H4ZM6 51H5V53H7ZM13 51H14V50H13ZM29 51H31V50L29 49ZM33 51H34V49H33ZM37 51H38V50H37ZM37 51H36V52H37ZM40 51H41V50H40ZM42 51H41V52H42ZM55 51H57V50H55ZM70 51H71V49H70ZM88 51H89V50H88ZM91 51H92V50H91ZM91 51H90V52H91ZM103 51H104V50H103ZM122 51H125V50H121V52H122ZM126 51H127V50H126ZM192 51H193V50H192ZM209 51H210V50H209ZM231 51H233V49H231ZM251 51H252V49H251ZM0 52H1V51H0ZM17 52H18V54H16ZM21 52H23V53H21ZM38 52H39V51H38ZM57 52H58V51H57ZM90 52H89V54H91ZM107 52H108V51H107ZM109 52H111V51H109ZM135 52H137V51H135ZM202 52H203V51H201V53H202ZM207 52H208V51H205V53H207ZM211 52H212V54H213V56L211 55L212 57H215V56L218 55V54L220 55V53H218V54H216V55L214 56L215 53H214L213 51H211ZM226 52H227V51H226ZM252 52H253V51H252ZM252 52H251V54H252ZM254 52L257 53V51H254ZM11 53H9V54L11 55ZM27 53H28V52H27ZM27 53H25V54L27 55ZM46 53H48V52H46ZM46 53H45V54H46ZM55 53H56V52H55ZM55 53H54V55H55ZM87 53H88V52H87ZM99 53H98V54H99ZM102 53H103V52H102ZM102 53H101L100 55H98L97 52H96V55H93V56L89 57V59H86V57H85V59L88 60V62H89V64L86 62V63H87V67L89 66V69H88V70L91 71V72H93V75L95 74L94 72L98 71L97 68H99V66H98L97 63H99V62L102 61V60L104 61V57H105L106 54H107L106 52H105L106 54H105V53L102 54ZM111 53H112V52H111ZM114 53H115V52H114ZM122 53H123V52H122ZM122 53L119 54V57H121L120 55H122ZM128 53H129V52H128ZM139 53H140V52H139ZM139 53H138V54H139ZM188 53H187V56H189ZM194 53H195V56H196V52H195V51H194ZM201 53H200V55H202ZM222 53H223V52H222ZM230 53H231V52H230ZM234 53H237V52L235 51V52H233V54H234ZM240 53H241V52H240ZM249 53H250V52H249ZM260 53H261V52H260ZM262 53L264 54V52H262ZM14 54H13V55H14ZM25 54H24V56H26ZM28 54L30 55V54H32V53H28ZM37 54H38V53H37ZM37 54H35V55H37ZM42 54H43V53H42ZM49 54H50V52H49ZM94 54H95V53H94ZM129 54H130V53H129ZM134 54H135V53H134ZM143 54H144V53H142V55H141L142 58H143L144 55H145V56H148V55H146V54H144V55H143ZM203 54H204V53H203ZM223 54H224V53H223ZM223 54L220 56L221 59L223 58ZM242 54H243V53H242ZM257 54H258V53H257ZM263 54H262V55H263ZM33 55H34V53H33ZM50 55H51V54H50ZM104 55H105V56H104ZM112 55H113V54H112ZM127 55H128V54H127ZM198 55H199V54H198ZM205 55H206V54H205ZM235 55H236V54H235ZM235 55H234V57H235ZM237 55H238V53H237ZM252 55H253V54H252ZM0 56H1V55H0ZM2 56H4L3 53H2ZM7 56H8V55H5V57H7ZM30 56H32V55H30ZM39 56H40V55H39ZM44 56H45V55H44ZM44 56H42V57H44ZM46 56H47V55H46ZM52 56H53V55H52ZM52 56H49V57H52ZM89 56H90V55H89ZM101 56H102V57H101ZM117 56H118V54L116 55V57H117ZM131 56H132V55H131ZM134 56H135V55H134ZM141 56H140V57H141ZM183 56H184V55H183ZM183 56H182V57H183ZM185 56H186V55H185ZM208 56H209V54H208ZM211 56H210V57H211ZM239 56H241V55H238V57H239ZM249 56H250V55H249ZM258 56H259V54H258ZM13 57H14V56H13ZM26 57H27V56H26ZM34 57H38V56H34ZM49 57H48V59H49ZM55 57H56V55H55ZM57 57H58V55H57ZM76 57H77V56H76ZM107 57L110 58V57H111V54H110V56L108 55ZM123 57H125V59H126V57L129 58L130 56L128 55V56H123ZM123 57H122V58H119V59H121V61H122ZM135 57H136V56H135ZM135 57H134V58H135ZM137 57H138V55H137ZM140 57H138V58L141 59ZM151 57H152V58H151ZM212 57H211V59H212ZM224 57H225V56H224ZM241 57H242V56H241ZM250 57H251V56H250ZM255 57H256V56H255ZM2 58H3V60H1V61H4L5 58H4V57H1L0 59H2ZM15 58H16V57H15ZM15 58H14V59H15ZM30 58H31V57H30ZM40 58H41V57H39L38 59H40ZM53 58H54V57H53ZM53 58H52V59H53ZM80 58H81V57H80ZM80 58H79V60H80ZM83 58H84V56H83ZM87 58H88V57H87ZM138 58H137V60H138ZM144 58H145V57H144ZM161 58L164 59V61H162V64L160 63V59H161ZM178 58H179V57H178ZM189 58H190V57H189ZM258 58H260V57H258ZM262 58H263V59H262ZM262 58H261L260 60H264V57H262ZM6 59H7V58H6ZM8 59H13V58L10 57V58H8ZM8 59H7V60H8ZM14 59H13V60H14ZM22 59H23V58H22ZM34 59H35V58H34ZM56 59H58V58H56ZM85 59H83V60H85ZM119 59L117 58V59H116V62H117V60L119 61ZM125 59H123V60H125ZM135 59H136V58H135ZM174 59L177 60V63H174V62L176 61V60L174 61ZM197 59H198V58H197ZM211 59H209L208 61H210ZM217 59H218V58H217ZM225 59H226V58H225ZM241 59H242V58H241ZM36 60H37V59H36ZM43 60H45V59H43ZM83 60H82V58H81V61H79L78 63L80 64V62H83ZM212 60H213V59H212ZM212 60H211L210 62H212ZM214 60H215V58H214ZM243 60H244V59H243ZM256 60H257V57H256ZM256 60H255V61H256ZM20 61H19V62H20ZM32 61H33V60H32ZM41 61H42V60H41ZM52 61H53V60H52ZM77 61H78V60H77ZM105 61H107V60H105ZM126 61H127V60H126ZM134 61L136 62V60H134ZM141 61H142V59H141ZM144 61H145V59H144ZM144 61H143V62H144ZM173 61H174V62H173ZM189 61H190V60H189ZM220 61H221V60H220ZM222 61H225V60H222ZM222 61H221V62H222ZM228 61H229V60H227L226 62L228 63ZM247 61H248V59H247ZM255 61L253 60L252 62L255 63ZM4 62H5V61H4ZM10 62H13V61L10 60ZM25 62H26V61H24V63H25ZM28 62H31V61H28ZM36 62H37V61H36ZM36 62L34 61L35 64H39L38 62H37V63H36ZM43 62H44V61H42L41 63H43ZM68 62H69V61H68ZM114 62H115V60H114ZM122 62H123V61H122ZM138 62H139V61H137L136 63H138ZM143 62H142V63H143ZM146 62H147V61H145V63H146ZM165 62H166V63H165ZM186 62L188 63V61H186ZM210 62H209V63H210ZM229 62H230V61H229ZM241 62H242V61H241ZM245 62H246V61H245ZM258 62H259V60L257 61V63H258ZM8 63H9V60H8ZM47 63H48V62H47ZM70 63H71V62H70ZM72 63H73V62H72ZM72 63H71L70 65H71L72 67H74L73 64H76L77 62H76V63H73V64H72ZM118 63H119V62H118ZM118 63H117V65H118ZM136 63H135V64H136ZM142 63H141V64H142ZM145 63H143V64L145 65ZM163 63H164V64H163ZM227 63H226V64H227ZM242 63H244V61H243ZM249 63H251V62L249 61ZM249 63H248V64H249ZM261 63H262V62H260V64H261ZM17 64H18V62H17ZM17 64H16V65H17ZM31 64H32V62H31ZM99 64H100V67H101V62H100ZM108 64H109V63H108ZM113 64H114V63H113ZM143 64H142V66H144ZM160 64H161V65H160ZM214 64H215V63H214ZM224 64H225V63H224ZM226 64H225V65H226ZM230 64H233V63L231 62ZM239 64H241V63H239ZM244 64H245V63H244ZM251 64L253 65V63H251ZM260 64H259V65H260ZM263 64H264V63H263ZM1 65H3V64H1ZM11 65H12V64H11ZM18 65L20 66L21 63H19ZM27 65H28V64H26L25 66H27ZM43 65H44V64H43ZM45 65H46V64H45ZM68 65H69V64H68ZM102 65H105V63L103 64V62H102ZM124 65H125V63H124ZM124 65H122V66H124ZM139 65H140V62H139ZM212 65H213V63H212ZM233 65H234V64H233ZM233 65H231V66H233ZM235 65H236V64H235ZM235 65H234V66H235ZM249 65H250V64H249ZM257 65H258V64H257ZM12 66H14V63H13ZM31 66H32V65H31ZM76 66H77V64H76ZM82 66H84V65H82ZM108 66H111V65H108ZM119 66H121V65H119ZM126 66H127V65H126ZM142 66H139V67H142ZM209 66H210V65H209ZM214 66H215V65H214ZM214 66H210V67H214ZM216 66H218V65H216ZM234 66H233V67H234ZM236 66H237V67H236V69H235V73H237L238 70H239V69L237 70L238 65H236ZM7 67H8V66H7ZM7 67H6V68H7ZM9 67H10V66H9ZM23 67H24V65H23ZM69 67H70V66H69ZM80 67H81V66H80ZM80 67H78V69H79ZM87 67H86V69H87ZM105 67H106V66H105ZM114 67H115V65H114ZM114 67H113V68H114ZM129 67H130V71H131L132 68L135 69L134 66L132 67V66L130 65ZM129 67H128V68H129ZM136 67H138V65H137ZM139 67H138V69H141V68H139ZM243 67H244V66H243ZM243 67H242V68H243ZM245 67H246V66H245ZM245 67H244V68H245ZM251 67H252V66H250L249 68L251 69ZM257 67H258V66H257ZM257 67H256V68H257ZM3 68H4L5 70H7V69L5 68V66H3ZM11 68H12V67H11ZM14 68H15V67H14ZM95 68H96V70H93V69H95ZM102 68H104V66H103ZM125 68H126L125 66H124V68L121 67V69H123V70H125ZM149 68H148V69H149ZM218 68H219V66H218ZM228 68L231 69L230 65H229ZM234 68H235V67H234ZM242 68H241L240 70H242ZM244 68H243V69H244ZM256 68H255V69H256ZM4 69H2L1 71H3ZM24 69H25V68H24ZM36 69H37V68H36ZM38 69H39V68H38ZM46 69H47V68H46ZM66 69H67V67H66ZM66 69H64V72H66V71H65ZM80 69H82V72H83V68L81 67ZM99 69H100V68H99ZM133 69H132V70H133ZM142 69L145 70L144 67H143ZM146 69H147V68H146ZM148 69H147V70H148ZM246 69H247V71H249L248 66H247ZM12 70H13V68H12ZM15 70H17V69L15 68ZM52 70H53V69H52ZM105 70L107 71V69H105ZM111 70H112V69H111ZM111 70L108 69V71H111ZM135 70H136V69H135ZM143 70H139V71L142 72ZM236 70H237V71H236ZM240 70H239V72H240ZM244 70H245V69H244ZM252 70H253V69H252ZM10 71H11V70H10ZM25 71L27 72V70H25ZM30 71H32V70H30ZM38 71H39V70H38ZM44 71H45V70H44ZM44 71H42V72H44ZM68 71H69V70H68ZM75 71H76V70L72 71L71 73H74ZM77 71H80V70H77ZM77 71H76V72H77ZM99 71H101L102 74L104 73L101 69H100ZM106 71H105V74H106ZM113 71H114V70H113ZM126 71H127V70H126ZM139 71H136V72L133 71V72L137 74ZM145 71H146V70H145ZM150 71H148V73H149ZM227 71H228V70H227ZM233 71H234V70H233ZM254 71H255V70H254ZM260 71H261V70H259V75H262V77L260 76V78L262 79V78H263V74H262ZM262 71H263V70H262ZM5 72H6V71H5ZM32 72H33V71H32ZM32 72H28V73H32ZM42 72H41V73H42ZM47 72H48V71H47ZM69 72H70V71H69ZM80 72H81V71H80ZM86 72H87V71H86ZM122 72L124 73V71H122ZM128 72H129V71H128ZM146 72H147V71H146ZM146 72H145V73H146ZM230 72H231V71H230ZM250 72H251V71H250ZM250 72L248 73V75H247V74L244 75V74L246 73V71H245V73L243 74V70H242L243 77H242L241 75H239V77L243 78V79H241V80H244V76H245V80H246V81H247L246 78H248L249 81H250L252 78H253V80L256 79V78H255V75L257 74L258 71L255 72V73H256L255 75H254V73H250ZM2 73H3V72H2ZM2 73H1L0 78L2 77ZM11 73H12V71H11ZM15 73H16V72H15ZM15 73H14V74H15ZM28 73H27V78H29L28 75H30V74H28ZM35 73H37V72H35ZM98 73H99V72H98ZM98 73H97V76L99 75ZM123 73H122V74H123ZM129 73H131V72H129ZM142 73H144V71H143ZM142 73H141V74H142ZM145 73H144V74H145ZM225 73H226V74H225ZM231 73H232V72H231ZM260 73H261V74H260ZM263 73H264V72H263ZM24 74H25V73H24ZM24 74H23V73L21 74V78H22V75H24ZM46 74H49V75H50L51 73H46ZM46 74H45V75H46ZM53 74L55 75V73H53ZM74 74H76V73H74ZM88 74H91V73H88ZM118 74H119V75L121 74V73H120V70H119ZM122 74H121V76H122ZM131 74H132V73H131ZM131 74H130V75H131ZM141 74L139 73V74H137V75L139 76V75H141ZM149 74H150V73H149ZM224 74H225V75H224ZM233 74H234V72H233ZM239 74H241V73H239ZM250 74H251V77H250V79H249V77H247V76H249ZM252 74H253L254 77H252ZM5 75L7 76V74H5ZM16 75H17V74H15V76H16ZM39 75H40V74H39ZM43 75H44V74H43ZM49 75H48V76H49ZM85 75H87V73H86ZM85 75H84V76H85ZM93 75H91V76H93ZM115 75H116V71H115V74H114L113 77H115ZM119 75H118V76H119ZM124 75H125V73H124ZM128 75H129V74H128ZM128 75H127V76L125 75L126 77L124 76V78H126V79L129 78V77L132 78L130 75H129V76H128ZM223 75H224V77H223ZM230 75H231V74H230ZM6 76H5V77H2V78L10 79V78H6ZM31 76H32V75H31ZM48 76H46V77H48ZM51 76H52V75H51ZM63 76H64V75H63ZM65 76H66V75H65ZM73 76H74V75H73ZM76 76H77V75H76ZM79 76H81V75H79ZM84 76H83V78H85ZM102 76H103V75H102ZM102 76H101V74H100V77H102ZM121 76H120V77H121ZM231 76H232V75H231ZM233 76H234V75H233ZM235 76L238 77L237 74H236ZM235 76H234V80L239 78V77H238V78H235ZM9 77H10V75H9ZM17 77H18V76H17ZM25 77H26V74H25ZM25 77L23 76V78H25ZM37 77H38V75H37ZM44 77H45V76H44ZM46 77H45V79H46ZM69 77H70V75H69ZM89 77H90V76H89ZM100 77H99V79H100ZM111 77H112V76H111ZM133 77H134V76H133ZM135 77H136V76H135ZM140 77H142V76H140ZM143 77L145 78V75H143ZM162 77H163V78H162ZM257 77H258V76H257ZM11 78H12V77H11ZM18 78H19V79H18V81H19L21 78H20V77H18ZM27 78H26V80H27ZM75 78H76V77H75ZM75 78H73V79H75ZM83 78H82V76H81L80 80L83 81V80H84ZM86 78H87V77H86ZM86 78H85L84 83L86 82ZM92 78H94V77H90V78H87V79H90V80H91ZM117 78H118V77H117ZM137 78H138V77H137ZM137 78H136V79H137ZM231 78H233V77H231ZM50 79H51V78H50ZM58 79H59V78H58ZM62 79H63V78H62ZM94 79H97V78H94ZM101 79L103 80V77H102ZM107 79H109V77H108ZM113 79H114V78H113ZM113 79H111V80H113ZM121 79H122V78H121ZM126 79H125V82H127ZM134 79H135V78H134ZM139 79H140V78H139ZM257 79H259V78H257ZM33 80H34V79H33ZM46 80L49 81V79H46ZM63 80H64V79H63ZM75 80H76V79H75ZM111 80H108V81H111ZM116 80H117V79H116ZM116 80H114V82H115ZM118 80H119V79H118ZM123 80H124V79H122V81H123ZM128 80H129V79H128ZM130 80H131V79H130ZM130 80H129V82H130ZM132 80H133V78H132ZM152 80L154 81V79H152ZM227 80H228V79H227ZM239 80H240V78H239ZM22 81H23V80H22ZM28 81H29V79H28ZM28 81H27V82H28ZM60 81H61V82H57V81H56L57 85H58V83H60V84L62 83L61 85L64 86V85H65L64 82H62L61 79H60ZM64 81H65V80H64ZM69 81H70V80H69ZM104 81H105V80H104ZM122 81H120V84H119V85L123 84ZM180 81L184 82V84H185V87H184V88H183V87H182V88L178 87L179 85H178L177 83H179ZM225 81H226V78H225ZM231 81H232V80H229V82H231ZM249 81H248V83L245 82V81H243V83H247V84L250 85V86H254V87H256V90H258L256 84L258 83V85H259V82H257V83L255 82V83H256L255 85H253V84L251 85V84L249 83ZM254 81H255V80H254ZM254 81H253V82L250 81V82H251V83H254ZM259 81H260V79H259ZM29 82H30V81H29ZM33 82H35V81H33ZM40 82H41V81H40ZM73 82H74V81H73ZM91 82H92V81H91ZM95 82H96V81H95ZM99 82H100V84L102 83L100 80H99ZM112 82H113V81H112ZM129 82L124 83V85L127 84V85L130 86L131 84H129ZM131 82H132V84H133V82L135 83L134 80L131 81ZM145 82H146V80H145ZM150 82H151V81H150ZM229 82H228V83H229ZM261 82H264V81L261 80ZM19 83H21V82H19ZM30 83H31V82H30ZM53 83H54V82H53ZM66 83H67V81H66ZM97 83H98V82H97ZM108 83H109V82H108ZM108 83L106 84V87H107V88H108ZM118 83H119V82H118ZM147 83H149V82H147ZM154 83H156V82H154ZM221 83H224V82H221ZM228 83L226 82V84H228ZM232 83H233V82H232ZM235 83H236V80H235L234 84H235ZM237 83H242V82L237 80ZM243 83H242V84H243ZM24 84H25V83H24ZM34 84H35V83H34ZM46 84H47V81H46V83H45V86H46ZM60 84H59V85H60ZM68 84H70V83H68ZM71 84H73V83H71ZM71 84H70V85H71ZM76 84H77V83H76ZM86 84H87V83H85V86H86ZM109 84H111V83H109ZM116 84H117V81H116V83H113V85H114L113 87H115ZM137 84H139V83H137ZM152 84H153V82L150 83V85H152ZM156 84H157V83H156ZM247 84H246V85H238V86H242V87H243V86H244V87L247 86V87H248ZM260 84H261L262 86L264 85V84H262V83H260ZM0 85H1V84H0ZM20 85H23V84L21 83ZM28 85H29V84H28ZM70 85H68V86L70 87ZM80 85H81V84H79L78 86H80ZM88 85H90V84L88 83ZM93 85H94V84H93ZM101 85H102V84H101ZM117 85H118V84H117ZM117 85H116V86H117ZM119 85H118V86H119ZM139 85L142 87L143 85H147V84H143V85L139 84ZM148 85H149V84H148ZM213 85H214V87H213ZM229 85H231V83H230ZM232 85H233V84H232ZM41 86H42V85H41ZM41 86H40V87H41ZM63 86H62V87H63ZM78 86H76V87H78ZM91 86H92V85H90L89 87H91ZM94 86H95V85H94ZM118 86H117V88H118ZM129 86H126V87H129ZM140 86H139V87H140ZM153 86H154V85H153ZM153 86H152V87H153ZM220 86L224 87L223 85H220ZM250 86H249V87H250ZM259 86H260V85H259ZM1 87H2V86H1ZM24 87H25V86H24ZM30 87L32 88V86H30ZM36 87H37V86H36ZM36 87H35V88H36ZM42 87H43V86H42ZM54 87H57V86H54ZM62 87H61V91H60V92H62ZM71 87H72V86H71ZM81 87H83V86H80V88H81ZM87 87H88V86H87ZM104 87H105V85H104ZM104 87L102 86V87H100V89H101V88H104ZM106 87H105V90L107 89ZM119 87L124 88L123 85H122V86H119ZM143 87H144V86H143ZM150 87H151V86H150ZM210 87H211V88H210ZM222 87H221V88H222ZM225 87H227V86H225ZM225 87H224V88H225ZM230 87H231V86H230ZM236 87H237V86H236ZM242 87H241V88H242ZM247 87H246V89H247ZM254 87H252V88L254 89ZM260 87H261V86H260ZM3 88H4V87H2V89H3ZM17 88H18V86H17ZM17 88H16V89H17ZM25 88H26V87H25ZM25 88H23V89H25ZM37 88H38V87H37ZM57 88H58V87H57ZM57 88H56V89H57ZM59 88H60V87H59ZM59 88H58L57 90H60ZM67 88H68V87H67ZM72 88H75V84L73 85ZM83 88H85V87H83ZM83 88H82V90L84 91ZM91 88H92V87H91ZM98 88H99V87H98ZM122 88H121V89H122ZM137 88H138V87H137ZM147 88H149V87L147 86ZM153 88H154V87H153ZM209 88H210V89H209ZM228 88H229V87H228ZM228 88H227L226 90H228ZM238 88H239V87H238ZM238 88H237V89H238ZM241 88L238 89V90H242ZM250 88H251V87H250ZM14 89H15V88H14ZM18 89L22 91V87H21V88L19 87ZM41 89H42V88H41ZM41 89H40V90H41ZM63 89H64V88H63ZM70 89H71V88H70ZM70 89H69V90H70ZM76 89H79V87H78V88H75V91H76ZM85 89H90V88H85ZM93 89H95V88H93ZM108 89H112L111 86H109ZM113 89H114V88H113ZM119 89H120V88H118L117 90H119ZM131 89H132V88H131ZM139 89H140V88H139ZM142 89H144V88H141L140 90H142ZM145 89H146V88H145ZM232 89H234V88L232 87ZM235 89H236V88H235ZM235 89H234V90H235ZM263 89H264V88H263ZM26 90H28V89H25V90H23V91L25 92ZM36 90H37V89H36ZM64 90H66V92H67V89H64ZM72 90H74V89H72ZM79 90H80V89H79ZM90 90H92V89H90ZM97 90H98V89H97ZM97 90H96V91H97ZM101 90H104V89H101ZM125 90H126V89H125ZM140 90H139V91H140ZM226 90H224V91H226ZM238 90H236V92H238ZM244 90H245V89H244ZM251 90H252V89H251ZM251 90L249 89V91H251ZM0 91H1V90H0ZM14 91H15V93H13V94H17L16 90H14ZM14 91H12V92H14ZM23 91H22L21 94H23ZM46 91H47V90H46ZM55 91H56V90H55ZM55 91H54V92H55ZM77 91H78V90H77ZM77 91H76V92H77ZM93 91H94V90H93ZM93 91H92V92H93ZM99 91H100V90H99ZM119 91H120V90H119ZM119 91H116V92H119ZM121 91H122V90H121ZM131 91H132V90H131ZM207 91H208V92H207ZM252 91H253V90H252ZM261 91H262V90H261ZM263 91H264V90H263ZM2 92H4V91H1V93H2ZM30 92H31V91H30ZM30 92H25V93L28 94V93H30ZM35 92H36V91H35ZM37 92H39V91H37ZM44 92H45V91H44ZM48 92H50V91H48ZM66 92H65V93H66ZM69 92H70V91H69ZM72 92H73V91H72ZM72 92H71L70 94H75L74 92H73V93H72ZM94 92H95V91H94ZM94 92H93L92 95H91V96H93V97H94ZM105 92H106V91H105ZM105 92H104V93H105ZM108 92H109V95H113V94L115 95V93H113V92L111 93V91H108ZM122 92H123V91H122ZM122 92H120V93L122 94ZM132 92H133V91H132ZM200 92H199V93H200ZM216 92H217V90H216ZM216 92L213 91V94H214V95L211 94L210 97H212V95H213V97H215L216 95H218V93L215 95ZM228 92H229V91H228ZM242 92H243V91H242ZM10 93H11V92H10ZM18 93H20V92L18 91ZM32 93H33V92H32ZM32 93H30V95H33ZM63 93H64V92H63ZM65 93H64V95L67 94V93H66V94H65ZM81 93H82V91H81ZM84 93H85V91H84ZM84 93H82V95H83ZM90 93H91V91H90ZM96 93H98V92H95V96L97 95ZM101 93H103V91H102ZM104 93H103V94H104ZM124 93H126V91H125ZM139 93H140V92H139ZM141 93H142V92H141ZM219 93H221V91H220ZM247 93H248V91H247ZM256 93H257V92H256ZM260 93H261V92H260ZM260 93H259V94H260ZM36 94H38V93H36ZM46 94H47V92H46ZM57 94L59 95V92L56 93L55 95H57ZM86 94H87V93H85V95H86ZM103 94L101 95V94L98 93V95H99V99H102V97L104 98ZM105 94H106V93H105ZM129 94H130V93H129ZM145 94H146V93H145ZM222 94H223V93H222ZM226 94H227V92H226ZM242 94H243V93H242ZM259 94H258V95H259ZM261 94H262V93H261ZM261 94H260V95H261ZM5 95L7 96L6 93H5ZM8 95H9V94H8ZM10 95H11V94H10ZM17 95H18V94H17ZM77 95H79V94H77ZM77 95H75V96H77ZM80 95H81V94H80ZM85 95H84V96H85ZM88 95H89V93H88ZM98 95H97V96H98ZM106 95H107V94H106ZM114 95H113V97L115 98ZM116 95H117V94H116ZM118 95H119V93H118ZM207 95H208V94H207ZM223 95H224V94H223ZM223 95H221V96H223ZM232 95H234V94H232ZM232 95H231V96H232ZM235 95H237V94L235 93ZM238 95H239V94H238ZM238 95H237V97L235 96L236 99H237L238 97L241 98L240 96H244L245 98L247 97V96H245L246 94H245V95H241V91H240V96H238ZM247 95H248V94H247ZM262 95H264V94H262ZM2 96H3V95H2ZM22 96H23V95H22ZM24 96H25V95H24ZM24 96H23V97H24ZM39 96H40V95H39ZM60 96H61V95H60ZM68 96H70V95H68ZM68 96H67V99H68V98H72V96H71V97H68ZM84 96H83V97L80 96V97L83 98V100L85 99L86 102H88V101H89L88 99H89L90 96H89V97L86 96V97H88L87 99H86ZM101 96H102V97H101ZM120 96H122V95H120ZM120 96H116V97H120ZM130 96H131V95H130ZM143 96H144V95H143ZM143 96H142V97H143ZM205 96H206V95H205ZM208 96H209V95H208ZM208 96H207V97H208ZM224 96H225V95H224ZM227 96H228V98H229L230 100H228V98L226 99V97H224V99H222L223 97H222V98L219 97V99L222 100L221 102H223V103L225 102V105H224L223 103H221L222 105L220 104V106H222L221 109L224 108L223 105L226 106V108H227L228 110H231V109H229V108H231L233 105L236 106V109H239V108H237L236 102H237L238 100H242V99H244V98L237 99V101L235 102V104L232 102V105L230 106L229 101H231L232 99H234V97L232 96V98H231V97L229 96V94H227ZM3 97H4V96H3ZM7 97H8V96H7ZM10 97H12V99H14L15 97H18V96H15L14 98H13V96H10ZM33 97H34V96H33ZM35 97H36V96H35ZM46 97H47V96H46ZM48 97L50 98V95H49ZM63 97H65V96H63ZM111 97H112V96H111ZM111 97H109V98H111ZM113 97H112V99H113ZM142 97H141V98H142ZM146 97H147V96H145V98H146ZM190 97L192 98V100L195 99V100H194L195 102L192 101V100H190ZM207 97H206V98H207ZM217 97H218V96H216V98H217ZM249 97H250V96H249ZM249 97H248V99L251 98V97H250V98H249ZM253 97H255V96H252V98H253ZM258 97H259V100H262V99H260V96H257V99H258ZM261 97H263V96H261ZM0 98H1V97H0ZM4 98H5V97H4ZM20 98H21V96H20ZM29 98H30L29 100H34V99H32V97H29ZM52 98H53V97H52ZM77 98H78V97H77ZM81 98H80L79 100L82 101ZM124 98H125V96H124ZM129 98H130V97H129ZM252 98L250 99V101H252V100L254 99V98H253V99H252ZM1 99H3V98H1ZM17 99H18V98H17ZM25 99H27V98H25ZM36 99H37V98H36ZM50 99H51V98H50ZM60 99H62V97L59 98L58 100H60ZM65 99H66V98H65ZM65 99H64V100H65ZM75 99H76V98H75ZM92 99H97V98H91V101H92ZM99 99H97V100H99ZM104 99H106L105 101L103 100V101L106 103L107 98H104ZM118 99H120V98H118ZM118 99L116 98V100H118ZM122 99H123V98H122ZM197 99H198V98H197ZM208 99H209V98H208ZM248 99H245V102H247ZM257 99H256V100H257ZM10 100H11V98H10V99L8 98V101H10ZM18 100H19V99H18ZM21 100H22V99H21ZM39 100H40V98H39ZM39 100L37 99V101H39ZM53 100H54V99H53ZM53 100H51V102H52ZM58 100H57V101H58ZM62 100H63V99H62ZM62 100H61V101H62ZM68 100H69V99H68ZM85 100H84V101H85ZM87 100H88V101H87ZM130 100H131V99H130ZM137 100H138V99H137ZM139 100H140V99H139ZM149 100H150V99H149ZM209 100H210V99H209ZM209 100H208V101H209ZM215 100H216V99H215ZM215 100H214V101H215ZM217 100H218V98H217ZM223 100H224V101H223ZM246 100H247V101H246ZM5 101H6V99H5ZM5 101H4V102H5ZM8 101H7V103H8ZM11 101H12V100H11ZM11 101H10V102H11ZM27 101H28V100H27ZM40 101H42V100H40ZM54 101H56V99H55ZM61 101H60V102H61ZM66 101H67V100H65V102H66ZM77 101H78V100H77ZM93 101H95V100H93ZM99 101H100V100H99ZM109 101H111V100H109ZM109 101H108V102H109ZM114 101H115V99H114ZM142 101H143V100H142ZM150 101H151V100H150ZM202 101H203V100H202ZM206 101H207V100H206ZM206 101H205V102H206ZM208 101H207V103H208ZM211 101H212V100L209 101V104H211ZM253 101H254V100H253ZM2 102H3V101H2ZM12 102H13V101H12ZM12 102H11V103H12ZM14 102H15V101H14ZM14 102H13V103H14ZM16 102H17V101H16ZM30 102H32V101H30ZM34 102H35V100H34ZM34 102H33V103H34ZM58 102H59V101H58ZM58 102L56 103L57 105L60 104V102H59V103H58ZM70 102H71V100H70ZM70 102L68 101V102H66V103H70ZM78 102H79V101H78ZM95 102H96V101H95ZM101 102H102V100H101ZM104 102L101 103V104H105ZM116 102H118V101H115V103H116ZM123 102H124V101H123ZM137 102H138V101H137ZM240 102H242V101H240ZM243 102H244V101H243ZM257 102H258V100H257ZM261 102H262V101H261ZM261 102H259V104L262 105ZM263 102H264V100H263ZM7 103H6V105H8ZM17 103H18V102H17ZM17 103H15L16 105H15V104H12V105H13V106L15 105L14 107L16 108V106L18 105ZM62 103L64 104V101H63ZM62 103H61V104H62ZM80 103H81V105H80V104H79V105H80V106H83V105H82L83 102H80ZM97 103H98V102H97ZM97 103H96V104H97ZM118 103H119V102H118ZM124 103H125V102H124ZM132 103H133V102H132ZM143 103H144V101H143ZM201 103H202V102H201ZM207 103H206L205 105H207ZM219 103H220V102H219ZM238 103H239V102H238ZM247 103H248V102H247ZM254 103H255V101H254ZM3 104H5V103H3ZM35 104H36V102H35ZM40 104H41V103H40ZM48 104L50 105V101H49ZM51 104H52V103H51ZM61 104H60V105H61ZM73 104H75V103L73 102ZM84 104H86V103L84 102ZM98 104H99V103H98ZM98 104H97L96 106H94V108L97 107V106H99ZM106 104H107V103H106ZM108 104H109V103H108ZM111 104H112V103H111ZM111 104H109L108 106H111ZM125 104H126V103H125ZM144 104L147 105L146 103H144ZM209 104H208V105H209ZM213 104H214V106H212ZM213 104H211V106L209 105V106L211 107V109L216 110L217 108H220L219 105H218V107H217V105H216V104H218L217 101H216L215 103L213 102ZM259 104L257 103V105L261 107V105H259ZM263 104H264V103H263ZM24 105H25V106H29V110L31 109V108H30V105H28V104H27V105L24 104ZM52 105H53V107H55V106L58 107V106H59V105L57 106V105H54V104H52ZM79 105H76V106H79ZM87 105H89V104L87 103ZM92 105H93V104H91V105H89V106H92ZM113 105H114V103H113ZM119 105H120V104H119ZM119 105L116 104L114 107H118ZM142 105H143V104H142ZM159 105H160V106H159ZM163 105H164V104H163ZM167 105H166V106H167ZM208 105H207V107H208ZM215 105H216V106H215ZM241 105H242V103H241ZM243 105H244V104H243ZM243 105H242V106H243ZM249 105H250V103H249ZM255 105H256V104H255ZM1 106H2V105H0V107H1ZM4 106H5V105H4ZM8 106H9V105H8ZM10 106H11V105H10ZM13 106H11V107L14 109ZM18 106H19V105H18ZM34 106H35V105H34ZM36 106H37V105H36ZM36 106H35V107H36ZM47 106H48V105H47ZM76 106L74 105V106H72V107L74 108V107H76ZM89 106H87V107L90 108ZM108 106H107V107H106V105H105V106H102V107H103L102 110H103L104 107H105V109H106L107 111H108L109 109H112V110L115 112V110H114L115 108H114V107H113V108H109ZM123 106H124V105H123ZM148 106H149V105H148ZM238 106H240V105L238 104ZM242 106H241V107H242ZM250 106H251V105H250ZM262 106H263V105H262ZM11 107H10V109H11ZM22 107H23V106H21L20 109H23ZM60 107H61V106H60ZM62 107L64 108V106H62ZM62 107H61V108H62ZM65 107H66V106H65ZM84 107H85V106H84ZM84 107H83V108H84ZM149 107H150V106H149ZM149 107H148V109H149ZM182 107H183V108H186V109H185V110H182V109H183ZM245 107H246V104H245ZM252 107L254 108V104L251 106V108H252ZM1 108H2V107H1ZM1 108H0V109H1ZM5 108L8 109V107H6V106H5ZM26 108H27V107H26ZM43 108H44V107H43ZM61 108H60V109H61ZM69 108H70V104H69ZM69 108L66 107V108H65V111H66V109H67V112H69V111H68ZM98 108H100V106H99ZM107 108H109V109H107ZM129 108H130V105H129ZM143 108L146 109V107H143ZM242 108H244V106H243ZM247 108H248V106H247ZM249 108H250V107H249ZM249 108L247 109V114H248L247 116H248V117L251 116V114H250L251 111H253V113L255 112V115H258V114H256V113H257V109H259V107H258V108L255 107L256 110H255V111H254V110H251L250 112H249L248 110H250L251 108H250V109H249ZM253 108H252V109H253ZM3 109H4V108H3ZM7 109H6V111L3 110V112H4V111L7 112V111L10 110V109H8V110H7ZM13 109H12V110H13ZM20 109H19V111H20ZM24 109H25V108H24ZM24 109H23V110H24ZM37 109H38V107H37ZM41 109H42V108H41ZM46 109H48V108H46ZM60 109H59V110H60ZM81 109H82V108H81ZM92 109H93V106H92ZM117 109L119 110V108H117ZM150 109H151V111H152V108H150ZM161 109H162V108H161ZM164 109H165V108H164ZM203 109H204V108H203ZM206 109H207V108H206V106H205V109H204V110H206ZM211 109H210V110H211ZM221 109H220V110H221ZM12 110H10V114H11V111H12ZM25 110H27V109H25ZM33 110H35V108H33ZM33 110H32V112H34L35 115H36V114L38 115V113H35L36 110H35V111H33ZM50 110H52V109H50ZM55 110L57 111V108H56ZM74 110H75V109H74ZM79 110H80V108H79ZM79 110H78V107H77V110H76V111H79ZM89 110H90V109H89ZM89 110L87 109L86 111H85V110H84V111H85V112H88ZM95 110H96V109H95ZM95 110H94V111H95ZM98 110L100 111V109H97V111H98ZM106 110H105V112H107ZM112 110H111V111H112ZM118 110H117V111H118ZM123 110H124V108H123ZM123 110H122V112H123ZM126 110H127V109H126ZM136 110H137V109H136ZM142 110H143V109H142ZM154 110H156V109H154ZM166 110H165V111H166ZM208 110H209V108L207 109V112L210 111V110H209V111H208ZM214 110H212V111H214ZM218 110H219V109H218ZM218 110H217V111H214V112L217 113V112H219ZM223 110H225V108H224ZM223 110H222V113H223V112H224V113L221 115V117H222V116H225V115H224V114H225V111H223ZM232 110H233V108H232ZM232 110H231L230 113H233ZM240 110H241V108H240ZM244 110H245V109H244ZM261 110H262V108H261ZM261 110H258V111H259V112H258V113H259V117H260V115H261V114H260V111H261ZM0 111H2V109H1ZM14 111H15V110H14ZM17 111H18V109H17ZM21 111H22V110H21ZM21 111H20V112H21ZM39 111H40V110H39ZM56 111L53 110L54 114H55ZM72 111H73V110H72ZM76 111H75V112H76ZM94 111H93V112H94ZM145 111H148V110H144V112H145ZM149 111H150V110H149ZM233 111L235 112L236 110H233ZM245 111H246V110H245ZM245 111H243V112L246 113ZM3 112H2V114H3ZM15 112H16V111H15ZM28 112H29V111H28ZM41 112H42V111H41ZM51 112H52V111H51ZM63 112H64V111H62V113H63ZM75 112H74V113H75ZM81 112H82V111H81ZM85 112H84V114H85ZM93 112L90 111V113H92V114H94V113H95L96 115L99 114V112H98V113H96V112L93 113ZM100 112H101V111H100ZM108 112H109V111H108ZM124 112H125V111H124ZM142 112H143V111H142ZM166 112H167V111H166ZM207 112H206V111H203V113H206L205 115H209V116H210V114L207 113ZM237 112L240 113L239 110H238ZM241 112H242V111H241ZM261 112H263V111H261ZM17 113H18V112L14 113V114L12 113V114L15 115V114H17ZM22 113H24V112H21L20 115H19V113H18V115H19V116H22ZM26 113H27V112H26ZM26 113H25V114H26ZM82 113H83V112H82ZM103 113H104V112H103ZM118 113H119V112H118ZM118 113H116V114H118ZM120 113H121V111H120ZM135 113H136V112H135ZM145 113H146V112H145ZM145 113H144V114H145ZM195 113H196V115H195ZM197 113H198V114H197ZM210 113H212V112L210 111ZM215 113H213V114H215ZM6 114H7V113H6ZM56 114H58L59 117L61 116V114L59 115V113H57V112H56ZM56 114H55V115H56ZM64 114L67 115L68 113H67V114L64 113ZM64 114H62V115H64ZM70 114H72V112H70ZM70 114H69V116H70ZM79 114H80V112H79ZM95 114H94V115H95ZM100 114H101V116H103L102 113H100ZM104 114L106 115V113H104ZM112 114H113V113H112ZM116 114H114V116H115ZM124 114H125V113H124ZM126 114H127V113H126ZM133 114H134V113H133ZM136 114H137V113H136ZM136 114H135V115H136ZM146 114H150V113H146ZM151 114H152V113H151ZM201 114H200V115H201ZM220 114H221V113H220ZM234 114H235V113H234ZM234 114H233V115H234ZM263 114H264V112H263ZM4 115H5V113H4ZM18 115H17L16 118H18ZM27 115H29V114H27ZM27 115H25V116H27ZM73 115H74V114H73ZM77 115H78V114H77ZM94 115H90V117L93 116V117L95 118L96 116H94ZM109 115H111V114H109ZM159 115H160V114H159ZM165 115H166V116H165ZM189 115H188V116H189ZM203 115H204V114H203ZM215 115H217V114H215ZM233 115H232V117H233ZM236 115H237V114H236ZM244 115H246V114H244ZM244 115H243V114H240V115H237V117H238V116H239V117H240V116H244ZM253 115H254V114H253ZM253 115H252V117H253ZM0 116H1V115H0ZM6 116H8V114H7ZM10 116H11V115H10ZM31 116H32V115H31ZM31 116H30V117H31ZM49 116H50V115H49ZM86 116H88V115L86 114ZM98 116H99V115H98ZM107 116H108V115H107ZM117 116H118V115H116V117H117ZM121 116H125V115H121ZM201 116H202V115H201ZM201 116H200V117H201ZM211 116H212V114H211ZM262 116L264 117V115H262ZM14 117H15V116H14ZM22 117H23V116H22ZM22 117H20V118H22ZM30 117H28V118H30ZM39 117H40V115H39ZM61 117H62V116H61ZM65 117H66V116H65ZM65 117H64V118H65ZM71 117H72V116H71ZM80 117H81V116H79V118H80ZM93 117H92V118H93ZM119 117H120V116H119ZM127 117H128V115H127ZM131 117H132V116H131ZM134 117L137 118V117H139V116H134ZM140 117H141V115H140ZM186 117H187V116L184 115V119H185L186 121L189 120V119L186 118ZM189 117H190V116H189ZM200 117L198 116V120H199ZM214 117H215V116H212V118H214ZM217 117H219V114L217 115ZM221 117H220V118H221ZM229 117H230V116H229ZM237 117H236V118H237ZM239 117H238V118H239ZM244 117H245V116H244ZM248 117H247V118H248ZM254 117H255V119L258 118V120H259V117H258V116H257V117L254 116ZM263 117H260V118H263ZM20 118H18V119L20 120ZM32 118H35V117L32 116ZM36 118L38 119V117H36ZM68 118H69V117H68ZM68 118H66L67 120L62 118V119H60V121L62 120V122L64 123V122H65L64 120H66V121L68 122ZM92 118H91V119H92ZM105 118H106V116H104V119H105ZM194 118H195V117H194ZM194 118H191V119H194ZM206 118H207V120H208V118H210V117L207 116ZM212 118H211V120H208V121L211 122V123H209L210 126L214 123V122H213L214 119H212ZM234 118H235V117H234ZM4 119H5V118H4ZM22 119H23V118H22ZM39 119H40V118H39ZM84 119H85V118H84ZM99 119H101V118L99 117ZM113 119H114V118H113ZM118 119H119V118H118ZM123 119H125V118L123 117ZM141 119H142V118H141ZM184 119H182V120H184ZM204 119H205V117H204ZM204 119H203V117H202V120H204ZM222 119H223V118H221V120H222ZM255 119H254V121H256ZM263 119H264V118H263ZM263 119H262V120H263ZM6 120H7V119H6ZM6 120H5V121H6ZM14 120H15V119H14ZM24 120H25V118H24ZM75 120H76V119H75ZM79 120H80V119H79ZM88 120H89V119H88ZM95 120H96V119H95ZM114 120H115V119H114ZM116 120H117V118H116ZM139 120H140V119H139ZM142 120H144V119H142ZM185 120H184V121H185ZM198 120L196 119L195 122H197ZM200 120H201V118H200ZM200 120H199V121H200ZM202 120H201V121H202ZM216 120H217V119H216ZM216 120H215V121H216ZM225 120H226V119H224V122H225ZM231 120H233V119L231 118ZM246 120H247V119H246ZM246 120H245V121H246ZM248 120H250V119H248ZM248 120H247V121H248ZM262 120L260 119L259 122H264V120H263V121H262ZM21 121H22V120H21ZM29 121H30V122H29ZM31 121H32L31 119H30V120L28 119V121H27V122H28V125H29V123H31ZM36 121H37V120H36ZM36 121L33 122V124L35 123V125H33L35 128H37V126H36V124H37ZM38 121H39V120H38ZM38 121H37V122H38ZM69 121H70V120H69ZM85 121H86V120H85ZM96 121L98 122V118H97ZM99 121H100V120H99ZM109 121H111V120H109ZM109 121H108V122H109ZM120 121H121V119H120ZM124 121H125V120H124ZM124 121L122 120V122H124ZM184 121H183V122H184ZM190 121H191V120H190ZM190 121H189V123H190ZM192 121H194V120H192ZM205 121H206V120H205ZM222 121H223V120H222ZM237 121H238V120H236V122H237ZM239 121H240V123H241V125L239 124L240 127H241L243 122H241V120H239ZM243 121H244V119H243ZM247 121H246V122H247ZM0 122H2V118H1V121H0ZM3 122H4V121H3ZM3 122H2V123H3ZM22 122H23V121H22ZM22 122H21V123H22ZM76 122H77V121H76ZM80 122H81V121H80ZM80 122H78V123H80ZM83 122H84V121H82V123H83ZM86 122H87V121H86ZM92 122H94V121H92ZM105 122H107V120H105ZM105 122H104V123H105ZM112 122L114 123V121H112ZM118 122H119V120H118ZM183 122H182V123H183ZM195 122H192L193 124L191 123V124H192V128L196 125ZM229 122H230L231 125H232V121L229 120ZM233 122H234V123H233L234 126H236L237 123H236V125H235V121H233ZM250 122H251V121H250ZM4 123H5V122H4ZM4 123H3L2 126H4ZM6 123H7V121H6ZM14 123H15V122H14ZM16 123H17V121H16ZM18 123H19V122H18ZM18 123H17V124H18ZM24 123H25V121H24ZM70 123H71V121L69 122L68 125H70ZM84 123H85V122H84ZM94 123H95V122H94ZM94 123H92V126H90V127L93 128V126H94V127L96 128L97 125H98V123H97V125H96V123H95V124H94ZM132 123H133V121H132ZM140 123H141V122H139V125H140ZM184 123H185V125L183 124V127L181 126L182 124H181V125L177 124V125L181 126L184 130H185V128H186V129H187L186 131L188 132V131H189L188 128L191 127V126H189V127L187 128L188 124H187L186 122H184ZM200 123H201V122H200ZM202 123H204V121H202ZM202 123H201V124H198V125H199V129L197 128L198 130H200V129L203 127V126H202ZM205 123H207V121H206ZM217 123L220 124L221 122L219 123L218 120H217ZM230 123H229V124H230ZM253 123H255V122H252V123H251V124H252L251 127H250L251 130L249 129L250 132H251L252 129H253V125H254V126H258V125H260L259 123H258V125H255V124H253ZM0 124H1V123H0ZM17 124H16V125H17ZM49 124H50V123H49ZM64 124H65V123H64ZM72 124H73V123H72ZM99 124H100V122H99ZM116 124H117V123H114V125H116ZM121 124H122V123L119 124V127H121V126H120ZM124 124H125V123H124ZM209 124H208V125H209ZM222 124H223V123H222ZM225 124H226V126H227V124H228L227 121L224 123V125H225ZM229 124H228V125H229ZM262 124L264 125V123H262ZM13 125H14V124H13ZM20 125H21V124H20ZM22 125H23V124H22ZM25 125L28 127L27 123H25ZM31 125H32V123H31ZM54 125H55V124H54ZM56 125H57V124H56ZM103 125H104V124H103ZM103 125L101 124L102 127H103ZM114 125H113V126L109 125V126H111V128H112V127L114 128ZM122 125H123V124H122ZM130 125H131V124H130ZM134 125H135V123H134ZM139 125L137 124V126H139ZM150 125L153 126V127H155V128L152 127L155 131H154L153 129H152L153 131L151 130V128H150L151 126H150ZM189 125H190V124H189ZM193 125H194V126H193ZM200 125H201L202 127H201ZM203 125H204V124H203ZM206 125H207V124H206ZM206 125H205V126H206ZM208 125H207V126H208ZM213 125H214V124H213ZM213 125H212V126H213ZM231 125L229 126L228 131L230 130V127L233 126V125H232V126H231ZM248 125H250L249 122H248ZM2 126L0 125V127H2ZM7 126H10V127L12 128V122H11V125L8 124ZM26 126H25V127H26ZM66 126H67V125H66ZM70 126H71V125H70ZM72 126H73V128L75 127L74 124H73ZM80 126H81V125H80ZM98 126H99V125H98ZM106 126H107V125H106ZM106 126H104V128H106ZM109 126H108V128H109ZM131 126H132V125H131ZM135 126H136V125H135ZM170 126H171V127H170ZM185 126H186V127H185ZM207 126H206V127H207ZM210 126H209V127H210ZM220 126H221V125H219V126L216 125V129H217L218 127H220ZM234 126H233V127H234ZM245 126H246V125H245ZM16 127H17V126H15V129L18 128V127H17V128H16ZM27 127H26V128H27ZM30 127H31V126H30ZM30 127H29V128H30ZM78 127H79V126H78ZM78 127H77L76 129H78ZM82 127H83V126H82ZM82 127H81V128H82ZM90 127H89V128H90ZM102 127H100V128H102ZM128 127H129V126H128ZM184 127H185V128H184ZM209 127H208V128H209ZM213 127H214V126H213ZM221 127H222V126H221ZM221 127H220V130H222ZM237 127H238V125H237L236 127H234V129L237 128ZM258 127H259V126H258ZM260 127H261V126H260ZM3 128H4V127H3ZM5 128H6V127H5ZM52 128H53V127H52ZM67 128H68V126H67ZM87 128H88V127H87ZM95 128H94V129H95ZM104 128H103V129H104ZM116 128H118V127H116ZM124 128H125V127H124ZM136 128H137V127H136ZM195 128H196V127H195ZM195 128H194V129H195ZM204 128H205V127H203L202 129H204ZM208 128H205L204 130H206V129H208ZM210 128H211V127H210ZM241 128H242V127H241ZM244 128H245V127H244ZM248 128H249V127L245 128V129H248ZM263 128H264V126H263ZM1 129H2V128H1ZM12 129L14 130V128H12ZM18 129H21V128H18ZM27 129H28V128H27ZM30 129H31V131H32V129H34V128L31 127ZM30 129H29V132H27V130L25 129V130H26L25 133H30V132H31ZM38 129H42V125H41L40 122L38 123ZM58 129H59V128H58ZM65 129H66V128H65ZM68 129H69V128H68ZM70 129H71V128H70ZM74 129H75V128H74ZM76 129H75V134H76V132L79 131V129H78V131H77ZM97 129H99V128H97ZM103 129H102V130H99V131H101V133H102ZM127 129H128V128H127ZM131 129L134 130L132 127H131ZM149 129H150V130H149ZM171 129H172V130H171ZM189 129L191 130V128H189ZM194 129H192V130L189 131L188 133H191V134H192V132H194V131H193ZM202 129L200 130V131L202 132L201 135H203L204 133H207L206 131L210 130V129H208V130H206V131L203 132ZM224 129H225V131H227V130H226V127H224ZM224 129H223V131H224ZM242 129H243V128H242ZM242 129H241V131H242ZM245 129H244V130H245ZM254 129H255V128H254ZM254 129H253V132H254ZM256 129H258V128H256ZM259 129H262V128H259ZM49 130H50V129H49ZM49 130H48V131H49ZM80 130H81V129H80ZM82 130H84V129H82ZM88 130H89V129H88ZM107 130H112V129H105V131H107ZM125 130H126V129H125ZM211 130H212V128H211ZM218 130H219V128H218ZM220 130H219V131H220ZM235 130H236V129H235ZM237 130L239 131L238 128H237ZM244 130H243V134L245 133ZM249 130H248V131H249ZM262 130H263V129H262ZM262 130H261V131H262ZM2 131H4V130L2 129ZM7 131L10 132L11 129H10V131H9V129H8ZM18 131H19V130H18ZM20 131H22V133H24L23 130H20ZM72 131H74V130H71V131H68V132H64V131L58 130L57 132L54 131V133H55V136L58 138V140L60 139L59 141H61L62 138L66 139V140H68V141H69V140L71 141V140H73V137H74V133H73ZM86 131H87V130H86ZM96 131H97V130H96ZM96 131H95V132H96ZM105 131H103V132H105ZM116 131H117V130H116ZM120 131H122V130H120ZM120 131H119V132H120ZM130 131H131V130H130ZM149 131H151V132H149ZM219 131H218V134H217V135H219V134L221 133V132H219ZM223 131H222V132H223ZM231 131H232V132H231ZM241 131H239V132H241ZM255 131H256V130H255ZM8 132H7V133H8ZM13 132L15 133V131H13ZM32 132H33V131H32ZM32 132H31V133H32ZM114 132H115V131H114ZM133 132H134V131H133ZM152 132H154V133H152ZM174 132H175V133H174ZM183 132H184V131H183ZM183 132H181V133H183ZM230 132L233 133V129L230 130L228 133H230ZM253 132H252V133H253ZM257 132H258V131H257ZM0 133H1V132H0ZM7 133H6V136L8 135ZM16 133H17V130H16ZM19 133H20V132H19ZM39 133H40V132L38 131V134H39ZM50 133H51V131H50ZM81 133H82V131H81ZM81 133H80V134H81ZM96 133H99V132H96ZM112 133H113V132H112ZM148 133H149L150 136L148 135ZM150 133H151V134H150ZM166 133H165V135H166ZM184 133H185V132H184ZM195 133H196V132H195ZM198 133H199V132H198ZM210 133H211V132H210ZM216 133H217V132H216ZM225 133H226V132H225ZM235 133H236V132H234V135H235ZM237 133H238V132H237ZM237 133H236V134H237ZM247 133H248V132H247ZM247 133L244 134L245 137L247 136V135H246ZM254 133H255V132H254ZM254 133H253V134H254ZM258 133H259V132H258ZM262 133H263V132H262ZM3 134H4V133H2L1 135H3ZM9 134H11V133H9ZM38 134H37V135H38ZM77 134H78V133H77ZM82 134H84V133H82ZM85 134H86V133H85ZM88 134H89V132H88ZM122 134H123V133H122ZM131 134H132V133H131ZM131 134H129V135H131ZM196 134H197V133H196ZM212 134H214V133H212ZM212 134H211V135H212ZM241 134H242V133H241ZM250 134H251V133H250ZM259 134H261V133H259ZM259 134H258V136H259ZM263 134H264V133H263ZM263 134H262V135H263ZM4 135H5V134H4ZM4 135H3V136H4ZM14 135H15V134H14ZM22 135H23V134H22ZM32 135H33V134H32ZM35 135H36V134H35ZM90 135L93 136V135H94V132H93L92 134H90ZM90 135H89V136H90ZM109 135H111V134H109ZM113 135H114V134H113ZM137 135H138V136H137ZM153 135H155V136H153ZM160 135H161V134H160ZM162 135H163V133H162ZM167 135H168V134H167ZM167 135H166V136H167ZM193 135H194V134H193ZM201 135H200V136H201ZM207 135H208V133H207ZM217 135H216V136H217ZM220 135H222L221 138H220V137H217V139L220 138V139L222 140L223 134H220ZM226 135H227V134H226ZM226 135H224L225 138H227V136H228V135H227V136H226ZM237 135L239 136L240 134H237ZM3 136H1V137H3ZM6 136H4V137H6ZM9 136L11 137V135H8L7 137H9ZM27 136H28V135H26L25 137H26L28 140H31V139L33 138V136H32V138L29 139L28 137H30L31 135L28 136V137H27ZM47 136H48V134H47ZM51 136H52V135H51ZM51 136H49V138H51V140H52V137H54V135H53L52 137H51ZM92 136H90L89 139H91ZM122 136H123V135H122ZM156 136H157V137H156ZM182 136H185V135L183 134ZM188 136H189V135H188ZM194 136H195V135H194ZM194 136H190V137H194ZM205 136H206V135H205ZM205 136H204V137H205ZM209 136H210V135H209ZM232 136H233V134H232ZM240 136H241V135H240ZM240 136H239V137H240ZM244 136H243V137H244ZM252 136H253V135H252ZM252 136L250 135V136H248V137L251 139ZM258 136H257V138H259ZM16 137H17V136L15 135V138H16ZM18 137H19V135H18ZM18 137H17L16 139H18ZM20 137H21V136H20ZM35 137H36V136H35ZM35 137H34V138H35ZM39 137H40V135H39ZM86 137H88V136H86ZM114 137H115V136H113V138H114ZM148 137H147V139H148ZM155 137H156V139H155ZM159 137H161V136H159ZM162 137H163V139H165V138H164L165 136H162ZM162 137H161V139H162ZM169 137L173 138V136H172L171 134H170ZM190 137H189V138H190ZM198 137H199V135L196 136V139H195L196 141L198 140V139H197ZM233 137H234V136H233ZM235 137H236V135H235ZM239 137H238V138H239ZM245 137H244V138H245ZM255 137H256V136H255ZM255 137H254V138H255ZM260 137H262V136H260ZM263 137H264V136H263ZM26 138H25V140H24V138H23V140L25 141V143H28V142H27L28 140H26ZM40 138L42 139V137H40ZM45 138H46V136L43 138V140H44ZM57 138H56V140H57ZM124 138H125V137H124ZM124 138L122 137V139H124ZM131 138H133L134 141H133V139H131ZM175 138L178 139V138H180V137H179V136H177V137L175 136ZM200 138H201V137H199V140H198V141H200ZM206 138H207V136L205 137V139H204V138H203V139H204V140H208V142H209V140L211 139V137H210V139H208V138L206 139ZM215 138H216V137H215ZM229 138H230V136H229ZM229 138H227V142H228V139H229ZM240 138H241L240 140H243V139H244V138L242 139V136H241ZM0 139H1V138H0ZM2 139H3V138H2ZM8 139H9V138H8ZM36 139L39 141V138L36 137ZM41 139H40V140H41ZM46 139H47V138H46ZM75 139H76V137H75ZM105 139H106V138H105ZM115 139H116V138H115ZM115 139H114V140H115ZM180 139H181V141H182V137H181ZM186 139H187V136L185 137V140H186ZM192 139H193V138H192ZM201 139H202V138H201ZM213 139H214V138H213ZM213 139L210 140V141H213ZM230 139H231V138H230ZM230 139H229V141L233 144L234 142H232ZM260 139H261V138H260ZM260 139H259V141H260ZM4 140L6 141L7 139L4 138ZM32 140H33V139H32ZM32 140H31V141H32ZM34 140H35V139H34ZM51 140H49V141H51ZM99 140H101V137H100ZM103 140H104V139H103ZM112 140H113V139H112ZM125 140H128V138L125 139ZM149 140H147V141H149ZM173 140H174V139H173ZM185 140H184V137H183V141H185ZM193 140H194V139H193ZM193 140H192V142H193ZM195 140H194V142H195ZM214 140H215V139H214ZM225 140H226V139H224L223 141H225ZM247 140H248V139H247ZM261 140H262V139H261ZM263 140H264V139H263ZM0 141H1V140H0ZM2 141H3V140H2ZM5 141H4V142H5ZM8 141H9V140H8ZM8 141H7V142H8ZM38 141L35 140V142H38ZM47 141H48V140H47ZM54 141H55V140H54ZM75 141H77V139H76ZM86 141H87V140H86ZM117 141H118V140H117ZM150 141H149V142H150ZM158 141H156V142H158ZM164 141H165L164 144H166V142H167L166 139H165ZM168 141H169V140H168ZM176 141H178V140H176ZM179 141H180V140H179ZM183 141H182V142H183ZM186 141H187V140H186ZM219 141H220V140H219ZM219 141H217V144H218ZM245 141H246V140H245ZM250 141L253 142V140H250ZM250 141L248 140V142H250ZM256 141H257V140H254V142L256 143V145H257V147H258V145H259L260 143H258V142H256ZM40 142H41V141H39V143H40ZM56 142H58V141H56ZM83 142H85V141H83ZM87 142H88V141H87ZM129 142H130V143H129ZM170 142H171V146H173L172 144H174V143L172 142V139H171ZM182 142H179L180 146H181V143H182ZM188 142H189V141H188ZM194 142L191 144V141H190L189 144H190V145H194ZM200 142H203V143L206 142V143H207V141H202V140H201ZM215 142H216V141H214V143H215ZM225 142H226V141H225ZM225 142H224V143H225ZM242 142L244 143V141H242ZM242 142H241V143H242ZM251 142H250V143H251ZM260 142L263 143V141H260ZM2 143H3V142H2ZM16 143H17V142H16ZM29 143H30V142H29ZM29 143H28V144H29ZM44 143H45V140H44ZM44 143H42V144H44ZM47 143L49 144V142H47ZM116 143H118V142H116ZM116 143H112V144L115 145ZM126 143H127V142H126ZM138 143H140V142H138ZM146 143L148 144V142H146ZM146 143H145V141H144V144H143V143H142V144L145 145ZM150 143H151V142H150ZM154 143H155V142H154ZM177 143H178V142H177ZM184 143H185V142H183L182 144L185 145V148H186V146H187V147H190V146H188L189 144H188L187 142H186V144H184ZM198 143H199V142H198ZM203 143H202V144H203ZM209 143H210V142H209ZM211 143H212V144H211ZM211 143H210V146L213 145V142H211ZM219 143H222V142L220 141ZM231 143H228V144L231 145ZM235 143H236V141H235ZM235 143H234V144H235ZM250 143H245V144H247V145L249 146ZM12 144H13V143H12ZM54 144H55V142H54ZM54 144H53V146H54ZM80 144H82L81 141H80ZM94 144H95V142H94ZM94 144H93V145H94ZM99 144H100V142H99ZM120 144H121V142L119 141V144H116L115 146H113V148L116 147V146H118V145H119V146H122V145H120ZM123 144H125V143H123ZM142 144H141V145H142ZM155 144H157V143H155ZM160 144H161V142H160ZM200 144H201V143H200ZM202 144H201V145H202ZM207 144H208V143H207ZM217 144H215L216 147H217ZM228 144L226 143V145H228ZM234 144H233V145H234ZM263 144H264V143H263ZM2 145H4V143L1 144L0 146L2 147ZM8 145H9V144H7V143L5 142V146H8ZM10 145H11V144H10ZM13 145H14V144H13ZM23 145H24V146H27V145H25V144H23ZM31 145H32V144H31ZM34 145H35V144H34ZM34 145H33V146H34ZM38 145H39V144H38ZM60 145H61V144H60ZM83 145H84V143H83ZM93 145H92V146H93ZM97 145H98V144H97ZM136 145H137V144H136ZM157 145L159 146V144H157ZM157 145H155L156 147L153 146V145H152V147L147 145V146H148V150H149V147H150V149L153 148V147H155V150H156V149H157ZM167 145H169V142L167 143ZM176 145H177V144L175 143V146H176ZM218 145H220V144H218ZM223 145H224V144H223ZM226 145H225V146H226ZM230 145H229V147H232V146H233V145H232V146H230ZM236 145H237V144H236ZM236 145H235V146H236ZM261 145H262V144H260V146H261ZM28 146H29V145H28ZM28 146H27V147H28ZM43 146H44V145H43ZM50 146H51V145H50ZM53 146H52V147H53ZM55 146H56V145H55ZM62 146L64 147V145H62ZM62 146H61V147H62ZM80 146H81V145H80ZM119 146H118V147H119ZM123 146H127V144H125V145H123ZM123 146H122V147H123ZM138 146H139V145H137V148H139V149L142 147V146H141V147H140V146L138 147ZM162 146H163V141H162ZM175 146H174V147H175ZM194 146H195V145H194ZM197 146H198V145H197ZM205 146H206V144H205ZM207 146H208V145H207ZM213 146H214V145H213ZM213 146H211V148H212ZM221 146H222V144H221ZM225 146H224V147H225ZM238 146H239V145H237V147H238ZM242 146L246 147L244 144H243ZM3 147H4V146H3ZM3 147H2V148H3ZM18 147H19V146H17V148H18ZM39 147H40V146H39ZM47 147H48V146H47ZM97 147H98V146H97ZM133 147H134V146H133ZM144 147H145V146H143L142 148H144ZM159 147L161 148V146H159ZM159 147H158V148H159ZM163 147H166V145L163 146ZM181 147H183V146H181ZM198 147H200V146H198ZM203 147H204V145H203ZM216 147H214V149H215ZM224 147H223V148L221 147V148H219V149H224ZM226 147H227V146H226ZM229 147H227V148H229ZM244 147H241V148L246 149V150H252V152L254 153V150H253V149H254L255 147L253 148V145H251L252 148L249 146L251 149H248V147H246V148H244ZM257 147H256V148H257ZM261 147H262L261 149H264V146H261ZM5 148H6L7 150H9L7 147H5ZM9 148H10V147H9ZM11 148H13V146H12ZM17 148H16V149H17ZM19 148H20V147H19ZM19 148H18V149H19ZM25 148H26V147H25ZM25 148H22V150L25 149ZM37 148H38V147H37ZM45 148H46V147H45ZM45 148H44V149H45ZM50 148H51V147H50ZM57 148H59V144H58ZM134 148H135V147H134ZM137 148H135V149H137ZM160 148L157 149V150L160 151ZM177 148H179V147H177ZM185 148H184V149H185ZM190 148H191V147H190ZM190 148H189V150H190ZM227 148H225V149H227ZM238 148H239V147H238ZM238 148H237V149H238ZM16 149H15V150L13 149V150L16 151ZM28 149H29V148H28ZM34 149H35V148H34ZM81 149H82V148H81ZM89 149H91V147H89ZM92 149H93V147H92ZM95 149H96V147H95ZM114 149H115V148H114ZM122 149H125V147L122 148ZM122 149L120 148V149H119V152H118V149H115V150L118 152V154H121V155H122V153L126 151V150H124L123 152L120 153V150L122 151ZM130 149H131V150H130ZM144 149H146V148H144ZM144 149H143V150H144ZM169 149H170V148H169ZM171 149H172V148H171ZM171 149H170V150H171ZM200 149H202V148H200ZM200 149H198V150H200ZM206 149H210V148H206ZM225 149H224V150H225ZM233 149H235V151H236V148H233ZM233 149H231V151H232ZM239 149H240V148H239ZM239 149H238V151H239ZM243 149H242V151H243ZM259 149H260V148H259ZM11 150H12V149H11ZM45 150H46V149H45ZM52 150H53V149H52ZM56 150L60 151L59 149H56ZM61 150H62V149H61ZM76 150H78V149H76ZM100 150H101V149H100ZM115 150H114V152H115ZM137 150H138V149H137ZM146 150H147V149H146ZM148 150H147V151H148ZM162 150H164V153H165V151L167 152V149H166V148H163ZM162 150H161V151H162ZM174 150H175V148H174ZM174 150H173V151H174ZM192 150H194V149H192ZM211 150H213V149H211ZM216 150H217V148L215 149V152H214V153H216ZM224 150H222V151H224ZM228 150H229V149H228ZM240 150H241V149H240ZM246 150H244L245 153H247ZM257 150H258V148H257ZM2 151H5V150L2 149ZM26 151H27V150H26ZM30 151H31V150H30ZM34 151H36V150H34ZM64 151H65V149H64ZM64 151H63V153H64ZM66 151H67V150H66ZM85 151H86V150H85ZM93 151H94V149H93ZM96 151H97V150H96ZM96 151H95L94 153H97ZM112 151H113V150H112ZM135 151H136V150H135ZM139 151H140V150H139ZM139 151H136V152H138V153H140V154H141V153H144V151H141V152H139ZM152 151H153V150H152ZM180 151L183 152L181 149H180ZM203 151H204V150H203ZM258 151H260V150H258ZM258 151H257V152H258ZM8 152H9V151H8ZM47 152H48V151H47ZM51 152H53V151H51ZM56 152H57V151H56ZM61 152H62V151H61ZM61 152H58V153H61ZM68 152H69V151H68ZM68 152H67V153H68ZM70 152H71V151H70ZM72 152L77 153V152L74 151V150H72ZM98 152H100V151H98ZM117 152H115V153H117ZM153 152H155V151H153ZM156 152H157V151H156ZM168 152H169V150H168ZM178 152H179V151H178ZM211 152H213V151H211ZM217 152L220 153L219 150H218ZM229 152H230V151H229ZM233 152H234V150H233ZM233 152H230V153H231V156H232L233 154H235L237 151L234 152V153H233ZM240 152H241V151H240ZM240 152H239V153H240ZM248 152H249V151H248ZM255 152H256V151H255ZM260 152H261V151H260ZM260 152H259V156H260ZM5 153H7V152H5ZM12 153H13V152H12ZM12 153H11V155H12ZM44 153H45V151H44ZM44 153H43V154H44ZM82 153H83V151H82ZM146 153L148 154V152L145 151V153L142 154V158H141V157H140V158L143 159V157L145 156ZM149 153H150V155L153 154V153L151 152V150H150ZM151 153H152V154H151ZM159 153H160V155H161V154L164 155V153H161V152H159ZM176 153H177V151H176ZM179 153H180V152H179ZM179 153H178V154H179ZM185 153H188L187 149H186V152H185ZM192 153H193V151H192ZM226 153H228V152L226 151ZM230 153H228V156H229V157H230ZM250 153H251V151H250ZM0 154H1V153H0ZM8 154H9V153H8ZM25 154H26V153H25ZM29 154H30V153H29ZM34 154H35V153H34ZM39 154H40V153H39ZM39 154H38V155H39ZM53 154H55V153H53ZM77 154H78V153H77ZM79 154H81V150L79 151ZM97 154H98V153H97ZM99 154H102V153L100 152ZM104 154H105V153H103V156H105ZM133 154H135V153L133 152ZM168 154H170V152H169ZM178 154H177V155H178ZM188 154H189V153H188ZM195 154H197V153H195ZM212 154H213V153H210V155H209V154H208V155H204L205 160L207 159L206 156H211ZM223 154H224V155H223ZM223 154L221 153V155H223L222 157H224V156L227 155V154H225V152H224ZM248 154H249V153H248ZM261 154H262V153H261ZM30 155H31V154H30ZM59 155H61V154H59ZM70 155H71V154H70ZM72 155H73V157H76V158H78V157L80 156V155H75L74 153H72ZM121 155H120V156L118 155L119 158L121 157ZM123 155H124V154H123ZM135 155H136V154H135ZM135 155H134V156H135ZM154 155H156V153H155ZM154 155H153V156H154ZM158 155H159V154H158ZM158 155H157V156H158ZM160 155L158 156V160H157L158 162L161 161V160H162L161 158L163 157V155H162V157H161ZM170 155H172V154H170ZM179 155H180V154H179ZM184 155H185V154H184ZM184 155L182 154V157H183ZM198 155H200V153L197 154L196 156H198ZM216 155H217V154H216ZM219 155H220V154H219ZM237 155H239V154H237ZM250 155L252 156L253 154L251 153ZM256 155H258V154H256ZM28 156H29V155H28ZM48 156H49V155H48ZM125 156H128V155H124V162H127V160H129V159L125 160V158H126ZM134 156H133L134 160H137L139 154L137 155L136 158H135ZM153 156H152V157H153ZM157 156H155V157H157ZM165 156H166V154H165ZM167 156H168V155H167ZM173 156H174V155H172V157H173ZM213 156H215V155H212V157H210V158H211V159L214 158ZM228 156H226V157L228 158ZM254 156H255V153H254V155H253V158H254ZM263 156H264V154H263ZM5 157H6V156H5ZM8 157H9V156H8ZM11 157H12V156H11ZM13 157H15V155H14ZM62 157H63V155H62ZM62 157H61V158H62ZM67 157H68V156H67ZM73 157H72V158H73ZM93 157H94V156H93ZM99 157H100V155H99ZM130 157H132V155H131ZM159 157H161V158H159ZM168 157H169V156H168ZM177 157H178V156H176L175 159H176V162H177V161L180 162V163H178V164H180L179 166H181V162H182L183 160L186 162V161H187L186 159H188V158L185 156L186 159H183L184 157L182 158L183 160L180 158V159L182 160V161H181L180 159L177 160ZM179 157H181V156H179ZM198 157H199V156H198ZM215 157H216V156H215ZM219 157H221V156H219ZM226 157H225V158H226ZM233 157H234V159H236V158H235V155H233V156L230 157V158H233ZM239 157H240V155H239ZM246 157H247V156H246ZM255 157H256V156H255ZM40 158H41V157H40ZM63 158L65 159V157H63ZM69 158H71V157H69ZM72 158H71V160H72ZM76 158H75V160H76ZM127 158H128V157H127ZM140 158H138V159L140 160V162H141V161L144 162V159H146L145 161H147L148 156H147V157L145 156L143 160H141ZM150 158H151V157H150ZM165 158H166V157H165ZM173 158H174V157H173ZM194 158H195V157H194ZM194 158H193V161H195V160L197 159V158H195V159H194ZM202 158H203V156H202ZM208 158H209V157H208ZM210 158H209V159H210ZM230 158H229V159H230ZM237 158H238V157H237ZM240 158H241V157H240ZM240 158H239V159H240ZM242 158H243V156H242ZM242 158H241V159H242ZM251 158H252V157H251ZM30 159H32V157H31ZM30 159H29V160H30ZM34 159L37 160L38 157H37V159H36V158H34ZM43 159H44V158H43ZM58 159H60V158H58ZM82 159H83V158H82ZM90 159H91V158H90ZM90 159H89V160H90ZM94 159H95V158H93V160H94ZM98 159H99V158H98ZM152 159L155 161L157 158H156V159L152 158ZM152 159H151V160H152ZM159 159H161V160H159ZM167 159H168V158H167ZM167 159H164V160H167ZM189 159H190V158H189ZM209 159H207V161H208ZM216 159H217V158H216ZM241 159H240V160H241ZM244 159H245V157H244ZM249 159H250V157H249L247 160H249ZM254 159H256V158H254ZM257 159L259 160V157H258V156H257ZM257 159H256V160H257ZM260 159H261V156H260ZM5 160H6V159H5ZM26 160H27V159H26ZM29 160H28L27 162H29ZM41 160H42V158H41ZM77 160H78V159H77ZM77 160H76V163L79 161V160H78V161H77ZM87 160H88V159H87ZM89 160H88V162H89ZM91 160H92V159H91ZM93 160H92L91 163H92V164L94 163L95 166H96V163H95ZM99 160H100V159H99ZM120 160H121V159H120ZM122 160H123V159H122ZM122 160H121V162H123ZM130 160L133 161V159H130ZM130 160H129V161H130ZM170 160H172V159H170ZM170 160H169V161H170ZM173 160H174V159H173ZM191 160H192V158H191ZM200 160L202 161L201 158H200ZM205 160H204V162H205ZM225 160H226V159H225ZM231 160H232V159H231ZM240 160H238V161H240ZM242 160H243V159H242ZM242 160H241L242 163L240 162V164H239L240 166H241V164L246 163V162H244V161H242ZM258 160H257V161H258ZM37 161H38V160H37ZM58 161H59V160H58ZM58 161H57V162H58ZM61 161L64 162V164H65V161H66V160L63 161V160L61 159ZM61 161H60V162H61ZM73 161H74V159H73ZM82 161H84V160H82ZM96 161H97V160H96ZM100 161H101V160H100ZM116 161H117V160H116ZM129 161H128V162H129ZM132 161H131V162H132ZM154 161H153V163H154ZM157 161H155V163H154L155 165H156V162H157ZM184 161H183V162H184ZM196 161H197V160H196ZM201 161H200V162H201ZM228 161H229V160H228ZM236 161H237V159H236ZM238 161L236 162L237 165H238ZM261 161H262V160H261ZM30 162H31V161H30ZM30 162H29V163H30ZM97 162H98V161H97ZM101 162H102V161H101ZM114 162H115V160H114ZM124 162H123V166H124ZM138 162H139V161H138ZM147 162L149 163L150 161L148 160ZM176 162L173 161L172 163H174V165H175ZM185 162L182 163L183 166H185V165L187 164V162H186V164H185ZM188 162H190V161H188ZM202 162H203V161H202ZM208 162L210 163V161H208ZM212 162H213V161H212ZM216 162H221V161H216ZM248 162H249V161H248ZM248 162H247V164H248ZM252 162H253V161H252ZM252 162H251V163H252ZM258 162H259V164H260V161H258ZM9 163H10V162H9ZM29 163H28V165H30ZM34 163H35V162H34ZM37 163H38V162H37ZM66 163H67V161H66ZM76 163H75V166H77ZM102 163H103V162H102ZM102 163L99 162L100 165H103V167H105V166H104L105 164H104V163L102 164ZM133 163H134V161H133ZM135 163H136V161H135ZM145 163H146V162H144V164H145ZM151 163H152V161H151ZM169 163H170V162H169ZM206 163H207V162H206ZM222 163H223V162H222ZM222 163H221V164H222ZM253 163H256V162H253ZM31 164H32V163H31ZM47 164H48V163H47ZM62 164H63V163H62ZM78 164H79V163H78ZM106 164L108 165V163H106ZM112 164H113V162H112ZM115 164H116V166H118L117 163H115ZM115 164H113V165H115ZM126 164H127V163H126ZM139 164H140V163H139ZM161 164H163V163H161ZM178 164H176V165L178 166ZM188 164H189V163H188ZM213 164H215V163L213 162ZM213 164H212V165H213ZM247 164H246V166H248V168H249V165H250V164H249V165H247ZM262 164H263V166H264V163H263V162H262ZM34 165H35V164H34ZM45 165H46V164H45ZM50 165H51V164H50ZM52 165H53V164H52ZM56 165H58V164H55V167H56ZM65 165H66V164H65ZM65 165H63V167H64ZM97 165H98V164H97ZM113 165H112V166H113ZM129 165H130V164H127L126 167L129 166ZM131 165H133V164H131ZM135 165H136V164H135ZM148 165H150V166H149V168L147 167V169H146V167L144 166V167H145V170H147V171H149L150 169H152L151 164L149 163ZM176 165H175V166H176ZM218 165H219V163H218ZM222 165H224V164H222ZM226 165H227V164H226ZM226 165H224V166L226 167ZM232 165H234V164L232 163ZM235 165H236V164H235ZM235 165H234V167H236ZM239 165H238V166H239ZM243 165H244V164H243ZM252 165H255V164H251V166H252ZM260 165H261V164H260ZM1 166H2V165H1ZM35 166H36V165H35ZM46 166H47V165H46ZM48 166H49V165H48ZM92 166H93V165H92ZM112 166H109L108 169H107L106 167H105V168H106V170H111V169H109V168H111ZM156 166H157V165H156ZM175 166H174V168H175ZM179 166H178V168H180ZM183 166H181V167H182L183 170L185 171L187 165H186V167H183ZM196 166H197V165H196ZM214 166H215V165H214ZM214 166H212V167H214ZM219 166H220V165H219ZM238 166H237V167H238ZM240 166H239V167H240ZM251 166H250V167H251ZM4 167H5V166H4ZM36 167H37V166H36ZM49 167H50V166H49ZM63 167H62V169H63ZM69 167H70V166H69ZM79 167H80V166H79ZM101 167H102V166H101ZM132 167L134 168V166H132ZM132 167H130V168H132ZM138 167H139V166H138ZM144 167L141 166L139 170H141V168L144 169ZM159 167H160V166H159ZM190 167H191V164H190ZM200 167H201V165H200ZM216 167H218V166L216 165ZM220 167H221V166H220ZM227 167H228V166H227ZM237 167H236V169H235V171L237 170L236 173H238V170H239V169H237ZM244 167H245V165H244ZM256 167H257V166H256ZM256 167H255V168H256ZM0 168H1V167H0ZM2 168H3V167H2ZM59 168H60V167H59ZM59 168H57V169L60 170L61 168H60V169H59ZM73 168L75 169V167H73ZM81 168H82V167H81ZM84 168H87V167H86V164H85V167H84ZM88 168H89V170L87 171V173L91 171V170H90L91 167H88ZM95 168H96V167H95ZM105 168H104V170H105ZM130 168L128 167V169H130ZM133 168H132V169H133ZM160 168H161L160 171H162L163 167H160ZM169 168H170L171 172L174 171V173H175V177H173V178H175V179H176V176H178V173L184 172V171H181L182 168H180V169H181L180 171H179V169H178L179 172H176L177 170L175 171V170L172 169L171 167H169ZM188 168H189V166H188ZM188 168H187V169H188ZM191 168H192V167H191ZM194 168H195V166H194ZM198 168H199V167H197V168H195V169H198ZM222 168H223V167H222ZM240 168H243V166H241ZM260 168H261V167H259V169H260ZM50 169H51V168H50ZM54 169H55V168H53V171H54V173H56V172H55L56 170H54ZM74 169H72V171H73ZM91 169H93V168H91ZM117 169L120 170V168H117V167H116V169H115V168L113 169V172H115L114 170H117ZM122 169L124 170V168H122ZM122 169H121V172H120L121 174L118 173V175H119V174H120V175L124 174V180H125V173H124V172L122 173ZM134 169H138V168H134ZM143 169H142V170H143ZM148 169H149V170H148ZM153 169H155L154 166H153ZM176 169H177V168H176ZM192 169H193V168H192ZM195 169H193V171H194ZM226 169H227V168H226ZM245 169L247 170L246 167H245ZM249 169H250V168H249ZM249 169H248V171H249ZM252 169H253V170H250V171H254V168H252ZM256 169H258V167H257ZM256 169H255V170H256ZM262 169H263V168H262ZM51 170H52V169H51ZM51 170H50V172H51ZM58 170H57V172H58ZM79 170H80V169H79ZM93 170H94V169H93ZM102 170H103V168H102ZM106 170H105V171H106ZM139 170H134V171L132 170V172H134L133 175H135L136 178L139 179V182H140V183H141L142 180H143V181L146 180V182H142V183H143V184L145 183L144 185H146V184L149 185L148 182H150L151 179L148 181L147 179H149V178H147V177H149V176H147V174L144 175V173H147V172H146L145 170H143V171H145V172L142 171V173H141V172L138 173ZM156 170H157V169H156ZM158 170H159V169H158ZM168 170H169V169H168ZM230 170H231V169L228 168V173L231 172ZM246 170H244V171H246ZM260 170H261V169H260ZM42 171H44V170H42ZM65 171H66V170H65ZM74 171H75V170H74ZM85 171H86V170H85ZM96 171H97V170H96ZM96 171H95V172H96ZM105 171H104V172H105ZM128 171H129V170H128ZM135 171H137V172H135ZM150 171H151L150 173L152 174V170H150ZM188 171H189V169H188ZM190 171H191V170H190ZM193 171H192V172H193ZM198 171H199V170H198ZM225 171H227V170H225ZM240 171H241V170H239V172H240ZM244 171H243V172H244ZM248 171H247V173H248ZM263 171H264V170H263ZM91 172L93 173V171H91ZM91 172H90V173H91ZM95 172H94V173H95ZM98 172H101V171L98 170ZM108 172H109V171H107L106 174L109 175V178H111V179H112V182L115 184L116 182H114V181H115L116 179L114 178L115 180H113V178H112L113 176H111V174H112L111 172H112V171L109 172V173H111V174H108ZM132 172H130V174H131ZM156 172H157V171H156ZM186 172H187V170H186ZM199 172H200V171H199ZM241 172H242V171H241ZM241 172H240L239 174H241ZM259 172H260V171H259ZM44 173H45V172H44ZM47 173H49V172H47ZM54 173H53V174H54ZM87 173H86V174H87ZM94 173H93V174H94ZM150 173H148V174H150ZM153 173H154V172H153ZM158 173H159V171L157 172V174H158ZM162 173H163V172H162ZM193 173H195V172H193ZM203 173H204V172H203ZM206 173H207V172H206ZM206 173H205V174H206ZM225 173H226V172H225ZM232 173H233V172H231V174H232ZM244 173H245V172H244ZM247 173H246V174H247ZM252 173L255 174L254 172H252ZM252 173H251V174H252ZM256 173H257V172H256ZM8 174H9V173H8ZM23 174H24V173H23ZM53 174L51 173V176H52ZM78 174H79V173H78ZM84 174H85V173H84ZM99 174H101V173H98V175H99ZM113 174H114V173H113ZM151 174H150V176H151L150 178H153V176H152ZM160 174H161V173H160ZM164 174H167V177H168V176H171V174L168 175V173H166V172H164ZM181 174H182V173H181ZM183 174L185 175V173H183ZM183 174H182V175H183ZM196 174H198V172H196ZM208 174H209V173H208ZM18 175H19V174H18ZM46 175L48 176V174H46ZM49 175H50V174H49ZM56 175H57V174H56ZM56 175H55V176H56ZM58 175H59V174H58ZM65 175H66V174H65ZM95 175H97V174L95 173ZM101 175H102V174H101ZM101 175H100V177H101ZM114 175H115V174H114ZM116 175H117V174H116ZM120 175H119L118 177H120ZM131 175H132V174H131ZM153 175H154V174H153ZM172 175H173V173H172ZM182 175L179 174V176H181V177H180L181 179H182V177L184 176V175H183V176H182ZM187 175H188V177L190 176L188 173H187ZM187 175H185L184 177H186ZM201 175H202V174H201ZM206 175H207V174H206ZM212 175H214V174H212ZM212 175H211V173H210V176H212ZM225 175H226V174H225ZM225 175H224V176H225ZM232 175H234V173H233ZM259 175H260L259 177H261V178H263V176H264V175L261 176V174H259ZM11 176H12V175H11ZM19 176H20V175H19ZM19 176H18V178H19ZM66 176H67V175H66ZM105 176H106V175H105ZM126 176H127V173H126ZM129 176H130V175H129ZM143 176H145L146 179H145V180L142 179V180L140 181L141 178H145V177H143ZM155 176H156V175H154V179H156ZM159 176H160V175L158 174V177H159ZM162 176H163V175H162ZM203 176H204V174H203ZM208 176H209V175H208ZM230 176H231V175H230ZM240 176H242V174L239 175V178L241 179ZM14 177H15V176H14ZM53 177H54V176H53ZM56 177H57V179H58V176H56ZM56 177H55V178H56ZM59 177H60V183H61V185L63 184V182H64V184H65V181H64V179H65V178H64V175H63V176H60V175H59ZM61 177H63L64 179L62 180ZM114 177H115V176H114ZM121 177H123V176H121ZM156 177H157V176H156ZM160 177H161V176H160ZM164 177H165V178H164ZM167 177H166V175H165V176L161 177V179H166V181L169 182V181L167 180ZM225 177H226V176H225ZM236 177H237V176H236ZM243 177H244V176H243ZM247 177H248V176L246 175V178H247ZM249 177H250V176H249ZM249 177H248V178H249ZM251 177H252V176H251ZM8 178H9V176H8ZM16 178H17V177H16ZM20 178H21V177H20ZM55 178H53V179H55ZM66 178H67V177H66ZM95 178H96V177H95ZM105 178H106V177L103 178V176H102V179H103V180H104ZM109 178H108V179H109ZM116 178H117V177H116ZM130 178H131V177H130ZM136 178L134 177V179H136ZM180 178H179V180H181ZM199 178H202V177H199ZM205 178H206V177H205ZM210 178H212V177H210ZM210 178H208L207 180H205V179L202 178V180H203V181H208ZM216 178H217V177H215V180H216ZM231 178H233V177H231ZM239 178H236V180H239ZM252 178H253V177H252ZM13 179H14V178H13ZM13 179L8 180V182L11 181V180H13ZM22 179H23V177L21 178V180H22ZM49 179H50V178H49ZM92 179H93V178H92ZM96 179H97V178H96ZM99 179H100V178H98V181L95 180V179H94V180H95L96 182H100ZM102 179H101V180H102ZM137 179L135 180L136 182H137ZM154 179H153V181H155ZM169 179L172 180L171 177H170ZM213 179H214V177H213ZM213 179H212V181H215V180H213ZM242 179H243V178H242ZM253 179H255V178H253ZM18 180H19V179H18ZM18 180L15 179V180H14L15 182H13V183H16V181H18ZM21 180H19V185H21V184L23 185V183H24V182L22 183ZM37 180H38V179H37ZM61 180H62V181H61ZM69 180H70V179H69ZM69 180H68V181H69ZM84 180H86V179L84 178ZM105 180H107V178H106ZM105 180H104V181H105ZM121 180H122V179H121ZM124 180H123V182L125 183L126 180H125V181H124ZM132 180H133V179L131 178V181H132ZM156 180H158V179H156ZM184 180H186V178H184ZM189 180H191V179L189 178ZM189 180H186V181H189ZM200 180H201V179H200ZM200 180H199V181H200ZM202 180H201V181H202ZM236 180H235V181H236ZM243 180H245V179H243ZM247 180H249V179H247ZM53 181H54V180H53ZM56 181H57V180H56ZM87 181H88V180H87ZM90 181H91V180H90ZM107 181H109V180H107ZM117 181H118V180H117ZM153 181H151V182H152L151 184L154 185V189H155V187H156L155 185H157L158 181H155V182H157L156 184H154ZM159 181H160V180H159ZM161 181H162V180H161ZM175 181H177V180H175ZM201 181H200V182H201ZM217 181H218V180H217ZM220 181H221V180H219L218 183H219ZM240 181H241V180H240ZM240 181H237V182H240ZM253 181H255V180H253ZM253 181H252V182H253ZM257 181H258V180H257ZM262 181H264V179H263ZM1 182H2V181H1ZM11 182H12V181H11ZM20 182H21V183H20ZM32 182H33V181H31L30 184H31ZM45 182H47V181H45ZM54 182H55V181H54ZM70 182H71V180H70ZM109 182H111V181H109ZM136 182H132V183H135V184H136ZM139 182H137V184H138ZM162 182H163V181H162ZM173 182H174V180L172 181V183H173ZM190 182H191V181H190ZM200 182H199V183H200ZM209 182L211 183V181H209ZM215 182H216V181H215ZM241 182H242V181H241ZM244 182H245L247 185H248V183H249V182H246V180H245ZM252 182H250V183L252 184ZM255 182H256V181H255ZM25 183H26V182H25ZM25 183H24V184H25ZM58 183H59V180H58ZM58 183H54V184L56 185V184H58ZM60 183H59V186H61ZM71 183H73V181H72ZM91 183H92V185H93V183H94V184H95L94 186H98V185H96V183H95L94 181H93V182L91 181ZM106 183H108V182H106ZM130 183H131V182H130ZM174 183H175V182H174ZM183 183H184V182H183ZM197 183H198V182H197ZM202 183H205V182H202ZM218 183H215L214 186H215V185L217 186ZM222 183H223V182H222ZM250 183H249V184H250ZM0 184H1V183H0ZM16 184H17V183H16ZM28 184H29V183H28ZM32 184H33V183H32ZM108 184H109V183H108ZM108 184H107V187H108ZM116 184H117V183H116ZM122 184H123V183H122ZM125 184H126V183H125ZM127 184H128V181H127ZM137 184H136V185H137ZM163 184H164V183H163ZM166 184H168V183H166ZM175 184H176V183H175ZM180 184H182V183H180ZM219 184H220V183H219ZM246 184H244V185L246 186ZM260 184H262V183H258V185H260ZM2 185H3V183H2ZM85 185H86V184H85ZM85 185H84V186H85ZM92 185H91V186H92ZM109 185H113V184L111 183V184H109ZM120 185H121V184H120ZM133 185H134V184H133ZM140 185H141V184H140ZM140 185H139V186H140ZM144 185H143V186H144ZM158 185H160V182L158 183ZM161 185H162V184H161ZM164 185H165V184H164ZM169 185H170V184H169ZM169 185H168V188H173V186H175V185H173L172 187H169ZM176 185H177V184H176ZM197 185H198V184H197ZM204 185H207V184H204ZM210 185H211V184H210ZM220 185H222V184H220ZM254 185H255V184L253 183V186H254ZM256 185H257V184H256ZM4 186H5V184H4ZM4 186H3V187H4ZM10 186H11V185H8V184H7V187H8V188H7V191H8V189H9ZM25 186H26V184H25ZM33 186H34V185H33ZM70 186L72 187V185H70ZM70 186L68 187V188H69V189H68L69 193L71 192V191H70ZM84 186H82V187H84ZM124 186H125V185H123V187H124ZM143 186H140V189H144ZM165 186H166V185H165ZM170 186H171V185H170ZM214 186H213V187H214ZM262 186H263V185H262ZM3 187H2V188H3ZM15 187H16V186H15ZM17 187H18V186H17ZM28 187H29V186H28ZM34 187H35V186H34ZM34 187H33V189H34ZM42 187H43V186H42ZM73 187H74V184H73ZM111 187H112V186H111ZM118 187H119V186H118ZM125 187H126V186H125ZM131 187H133V189H135V191L137 190V189H136L137 186L135 187V185H134V186H131ZM134 187H135V188H134ZM141 187H142V188H141ZM150 187H151V186H148V189H149ZM166 187H167V186H166ZM197 187H198V186H197ZM217 187H219V186H217ZM221 187H223V186H221ZM221 187H220V188H221ZM246 187H247V186H246ZM248 187H249V186H248ZM250 187H251V186H250ZM250 187H249V188H250ZM254 187L256 188V186H254ZM260 187H261V186H259L258 188H260ZM4 188H5V187H4ZM25 188H26V187H25ZM38 188H39V187H38ZM38 188H37V189H38ZM49 188H50V187H49ZM62 188H63V187H62ZM76 188H77V187H76ZM92 188H93V187H92ZM94 188H95V187H94ZM103 188H104V187H103ZM151 188H152V187H151ZM157 188H158V187H157ZM157 188H156V189H157ZM164 188H165V187H164ZM164 188H163V189H164ZM199 188H200V186H199ZM12 189H13V188H12ZM23 189H24V188H23ZM26 189H27V188H26ZM28 189H30V188H28ZM28 189H27V191H29ZM37 189H35V190H37ZM43 189H44V188H43ZM50 189H51V188H50ZM57 189H59V191H60V188H57ZM71 189H72V188H71ZM79 189H80V188H79ZM82 189H83V191L85 190L84 188H82ZM109 189H111V188H109ZM123 189H124V188H123ZM123 189L121 190V192L123 191ZM146 189H147V188H146ZM163 189H162V190H163ZM173 189H174V188H173ZM175 189H176V186H175ZM181 189H182V188H181ZM181 189H180V190H181ZM184 189H185V186H184ZM191 189H192V188H191ZM201 189H202V193H203L204 190H206V189L203 190V188H201ZM201 189H200V190H201ZM208 189H210V188H208ZM263 189H264V187H263ZM2 190H3V189H2ZM5 190H6V189H5ZM13 190H15V189H13ZM17 190H18V189H17ZM39 190H41V188H40ZM39 190H38V191H39ZM61 190H62V192H59V196H62V194L64 195V193H63L64 188L61 189ZM65 190H67V187H66ZM98 190H99V189H98ZM105 190H108V189L106 188ZM118 190H119V189H118ZM138 190H139V187H138ZM164 190H165V189H164ZM164 190H163V191H164ZM167 190H168V189H167ZM171 190H172V189H171ZM185 190H186V189H185ZM257 190H258V189H257ZM259 190H260V189H259ZM7 191H6V192H7ZM24 191H25V190H24ZM24 191H21V195H24V194L22 193V192H24ZM45 191H46V190H45ZM57 191H58V190H57ZM119 191H120V190H119ZM135 191L133 190V192H135ZM156 191L159 192V190H156ZM165 191H166V190H165ZM181 191H182V190H181ZM187 191H188V189L186 190V192H187ZM191 191H193V190H191ZM206 191H207V190H206ZM212 191H213V190H212ZM217 191H218V190H217ZM217 191H216V192H217ZM260 191H261V190H260ZM2 192H3V191H2ZM8 192H9V191H8ZM13 192H14V191H13ZM16 192H17V191H16ZM29 192L31 193V192H32V189H30ZM42 192H43V190H42ZM42 192H41V193H42ZM50 192H51V191H49V194H50ZM65 192H66V191H65ZM72 192H73V191H72ZM86 192H89V188H88V191H87V189H86L85 193H86ZM92 192H93V191H92ZM92 192H89V193L91 194ZM104 192H105V191H104ZM111 192H112V191H111ZM114 192H116V191H114ZM121 192H119V193H121ZM137 192H139V191H137ZM189 192H190V191H189ZM197 192H199V191H197ZM208 192H209V191H207V192L204 191V193H208ZM210 192H211V191H210ZM213 192H214V191H213ZM216 192H215V193H216ZM262 192H263V190H262ZM34 193H35V192H34ZM41 193H39V194L41 195ZM44 193H45V192H44ZM56 193H57V192H56ZM60 193H62V194H60ZM66 193H67V192H66ZM80 193H83V192H80ZM135 193H136V192H135ZM140 193H141V192H140ZM146 193H147V192H146ZM146 193L142 192L141 194H143V195L146 196ZM148 193H149V192H148ZM148 193H147V194H148ZM164 193H165V192H164ZM164 193H162V194H164ZM167 193H169V192H167ZM172 193H175V192H172ZM172 193H171V194H172ZM176 193H177V192H176ZM178 193L180 194L179 191H178ZM178 193H177V194H178ZM184 193H185V192H184ZM211 193H212V192H211ZM242 193H243V192H242ZM11 194H12V192H11ZM13 194H14V193H13ZM27 194H28V193H27ZM35 194H36V193H35ZM46 194H47V192H46ZM87 194H88V193H87ZM102 194H103V193H102ZM117 194H118V192H117ZM177 194H176V195H177ZM187 194H188V193H187ZM187 194L185 193V195H187ZM190 194H192V192L189 193V195H190ZM193 194H194V193H193ZM193 194H192V195H193ZM199 194H201V193H199ZM208 194H210V193H208ZM212 194H213V193H212ZM245 194H246V193H245ZM248 194H249V193H248ZM251 194H252V193H251ZM253 194H254V193H253ZM263 194H264V193H263ZM17 195H18V197H14V195H12V196H13V198H16V199L18 198V199H20V197H19L20 194L17 193ZM17 195H16V196H17ZM25 195H26V194H25ZM28 195H29V194H28ZM37 195H38V194H37ZM37 195H36V196H37ZM51 195H52V194H51ZM74 195H75V193H74ZM95 195H97V193H96ZM100 195H101V194H100ZM151 195H152V194H151ZM151 195H150V196L148 195V197H150V199H151ZM156 195H157V194H156ZM174 195H175V194H174ZM181 195H184V194L182 193ZM185 195H184V196H185ZM213 195H214V194H213ZM242 195H243V194H242ZM242 195H241V197H242ZM4 196H7V195L5 194ZM38 196H39V195H38ZM41 196H42V195H41ZM44 196H45V194L43 195V197H44ZM46 196H48V195H46ZM49 196H50V195H49ZM49 196H48V197H49ZM67 196H68V194H67ZM70 196H71V195H70ZM76 196H77V195H76ZM79 196H80V194H79ZM79 196H78V197H79ZM82 196H83V195H82ZM84 196H85V195H84ZM89 196H90V195H89ZM91 196H94V195H91ZM91 196H90V198H93V197H91ZM104 196H106V193L104 194ZM104 196H103V197H104ZM140 196H141V195H140ZM152 196H153V195H152ZM162 196H163V195H162ZM178 196H180V195H178ZM187 196H188V195H187ZM210 196H211V195H210ZM251 196L255 197L254 195H251ZM22 197H24V196H21V199H22ZM29 197H30V196H29ZM29 197H27V199H28ZM39 197H40V196H39ZM43 197H41V198H43ZM62 197H63V196H62ZM68 197H69V196H68ZM86 197H87V195H86ZM97 197H98V195H97ZM99 197H100V196H99ZM103 197H102V199H103ZM138 197H139V196H138ZM141 197H144V196H141ZM146 197H147V196H146ZM158 197H161V195L158 196ZM166 197H167V196H166ZM180 197L183 198L182 196H180ZM203 197H204V195H203ZM230 197H231V196H230ZM253 197H252V198H253ZM259 197H260V196H259ZM41 198L38 200L39 202H37V203H41V201L43 200V199H41ZM45 198H46V197H45ZM45 198H44V199H45ZM51 198H53V196L49 197L50 201H51ZM57 198H59V197H57ZM71 198H73V197L71 196ZM71 198H70V199H71ZM84 198H85V197H84ZM87 198H88V197H87ZM144 198H145V197H144ZM144 198H143V199H144ZM153 198H154V197H153ZM153 198H152V199H153ZM171 198H172V197H171ZM171 198H170V199H171ZM176 198H177V197H176ZM188 198H189V196L187 197V199H188ZM190 198H192V197L190 196ZM195 198H196V196H195ZM195 198H194V199H195ZM197 198H198V196H197ZM204 198H208V196L206 197V195H205ZM204 198H203V200H204ZM226 198H227V197H226ZM235 198H236V197H235ZM239 198H240V196H239ZM245 198H246V197H245ZM247 198H248V197H247ZM250 198H251V197H250ZM252 198H251V200H252ZM256 198H257V196H256ZM5 199H6V197H5ZM5 199H4V200H5ZM11 199H12V198H11ZM18 199H17V200H18ZM21 199H20V200H21ZM49 199H48V200H49ZM60 199H61V198H59L57 202H59ZM65 199H69V198H64V200H65ZM75 199H76V198H75ZM80 199H81V198H79V200H80ZM99 199H100V198H99ZM105 199H107V198L105 197ZM109 199H111V198H108L107 200H109ZM114 199H115V197H114ZM116 199H117V198H116ZM116 199H115V201H117ZM141 199H142V198H141ZM141 199H140V202H142ZM147 199H148V198H147ZM147 199H144V200H146V202H147ZM162 199H164V198H162ZM165 199H166V198H165ZM172 199L174 200L175 198H172ZM187 199L185 200V198H183V200H181L180 205L183 204L184 200H185V202H186ZM192 199H193V198H192ZM198 199H200V197H199ZM218 199H219V197H218ZM230 199H231V198H230ZM236 199H237V198H236ZM6 200H7V199H6ZM17 200H15L16 204L12 201L16 206H17V202H18ZM23 200H26V199H23ZM32 200H33V199H32ZM46 200H47V198H46ZM53 200H54V199H53ZM55 200H56V199H55ZM62 200H63V199H62ZM91 200H94V199H91ZM91 200L89 199V201H90V203H89V201L86 199V201H88L87 205L90 206V204L92 203ZM132 200L135 201V199H132ZM136 200L139 201V198L136 199ZM159 200H160V198H159ZM188 200H189V199H188ZM203 200H202V201H203ZM208 200H209V199H207V200H205V201H208ZM211 200H213V199H211ZM216 200H217V198H216ZM225 200H226V199H225ZM231 200H232V199H231ZM233 200H234V199H233ZM240 200H241V199H240ZM240 200H239V201H240ZM251 200H250V201H251ZM10 201H11V200H10ZM10 201H9V202H10ZM33 201H34V200H33ZM50 201H49V203H50ZM72 201H73V200H72ZM76 201H77V200H76ZM80 201H81V202H84V204L86 205L85 201H82V199H81ZM98 201H99V200L97 199V201H96V202H97V205L100 204V203H98ZM103 201H104V199H103ZM111 201H113V200H111ZM111 201H107V202H108L109 204H111ZM157 201H158V199H157ZM168 201H169V200H168ZM182 201H183V202H182ZM189 201H190V200H189ZM189 201H187L186 203L188 204ZM192 201H193V200H192ZM214 201H215V200H214ZM214 201H213V202H212V201H209V202H210V204H211V202H212V205H213ZM219 201H221V200H219ZM229 201H230V200H229V198H228V201L226 200V202H229ZM234 201H235V200H234ZM244 201H246V200H244ZM248 201H249V200H248ZM250 201H249V202H250ZM257 201H259V200H257ZM257 201H256V202H257ZM12 202H11V203H12ZM27 202H28V201H27ZM30 202H31V201H30ZM30 202H29V203H30ZM44 202H45V201L43 200V201H42V205H43ZM57 202H56V203H57ZM60 202H61V201H60ZM60 202H59V203H60ZM66 202L68 203L67 200H66ZM77 202H78V201H77ZM77 202H76V203H77ZM81 202L78 203V206H80L79 204H83V203H81ZM94 202H95V201H94ZM105 202H106V201H105ZM107 202H106V203H107ZM117 202H118V201H117ZM132 202H133V201H132ZM146 202H144V203H146ZM150 202H151V201H150ZM150 202H149V203H150ZM152 202L154 203V201H152ZM152 202H151V203H152ZM155 202H156V200H155ZM159 202H161V200H160ZM162 202H163V200H162ZM164 202L167 203V201H165V200H164ZM164 202H163L162 204L160 203L161 206H164V205H163ZM175 202H176V201H175ZM177 202H180V200L177 201ZM193 202H194V204H196V203H195V200H194ZM193 202H190L191 205H192ZM217 202H218V201H217ZM217 202H216V204H217ZM222 202H223V200H222ZM222 202H221V203H222ZM232 202H233V201H232ZM232 202H230V203H232ZM33 203H34V202H33ZM37 203H36V204H37ZM53 203H54V202H52L51 204H53ZM61 203H62V202H61ZM67 203H65V204H67ZM137 203H139V202H137ZM151 203H150V204H151ZM172 203H173V202H172ZM186 203H185V204H186ZM207 203H208V202H207ZM218 203H219V202H218ZM234 203H236V202H234ZM242 203H243V200H242ZM250 203L252 204V202H250ZM258 203H259V202H258ZM263 203H264V202H263ZM1 204H2V203H1ZM5 204H6V203H5ZM22 204H23V203H22ZM44 204H45V203H44ZM47 204H48V203H47ZM54 204H55V203H54ZM57 204H58V203H57ZM68 204H70V203H68ZM68 204H67V207H70L71 205L69 206ZM71 204L74 205L75 203H74V204L71 203ZM84 204H83V206H84ZM102 204H103V203H102ZM102 204H101V205H102ZM112 204L114 205V203H112ZM121 204H122V203H121ZM127 204H128V203H127ZM135 204H136V203H135ZM135 204H130V205H128V206H132V205H135ZM174 204H175V203H174ZM194 204H193V205H194ZM201 204H203V203H201ZM219 204H220V203H219ZM240 204H241V203H240ZM240 204H239V205H240ZM243 204L245 205V203H243ZM2 205H3V204H2ZM8 205H9V204H7V206H8ZM11 205H12V204H11ZM15 205H14V206H15ZM18 205H19V203H18ZM23 205H24V204H23ZM28 205H31V204H28ZM42 205L40 204V206H42ZM61 205H62V204H61ZM75 205H76V204H75ZM155 205H157V202H156ZM171 205H173V204H171ZM171 205H169L168 207H170ZM180 205H177L176 209H178V206H180ZM183 205H184V204H183ZM203 205H206V207H207L208 204H206V202H205ZM203 205H200L199 208H200L201 206H203ZM214 205H215V204H214ZM217 205H218V204H217ZM221 205H222V204H221ZM221 205H220V206H221ZM224 205L227 206L228 203H227V204H224ZM230 205H232L231 207H234V208H235V207H236L235 205H238V204L236 203V204H234V205H233V204H230ZM230 205H229V206H230ZM0 206H1V205H0ZM5 206H6V205H5ZM16 206H15V208H16ZM19 206H20V205H19ZM21 206H22V205H21ZM24 206H25V205H24ZM32 206H33V205H32ZM37 206L39 207V204H38ZM44 206H46V205H44ZM49 206H51V205H49ZM53 206H54V207L47 208V209H53V208H55V207L57 208L58 205H56V206L53 205ZM81 206H82V205H81ZM81 206H80V208H81ZM93 206H95V203H94ZM93 206H92V208H91L92 210L95 209V208H97V207H94V208H93ZM102 206H104V204H103ZM115 206H116V205H115ZM141 206H142V205H141ZM145 206H146V205H145ZM147 206H149V204H148ZM150 206H151V208H153L152 205H150ZM165 206H166V204H165ZM165 206H164V207H165ZM184 206H186V205H184ZM226 206H222L221 208H223V207L226 208ZM229 206H228V207H229ZM246 206H247V204H246ZM249 206H250V205H249ZM8 207H9V206H8ZM11 207L14 208L13 206H11ZM11 207L9 208L10 210L12 209ZM17 207H18V206H17ZM28 207H29V206H27V208H28ZM35 207H36V206L34 205V208H35ZM42 207H43V206H42ZM42 207H41V208H42ZM58 207H59V206H58ZM67 207H66L65 209L68 210ZM73 207H74V206H72V208H73ZM76 207H77V205H76ZM84 207H86L85 209L87 210V212H88V211H91L90 207H87V206H84ZM117 207H118V206H117ZM119 207H120V206H119ZM138 207H140V206L138 205ZM142 207H143V206H142ZM166 207H167V206H166ZM182 207H183V206H182ZM204 207H205V206H204ZM241 207H242V206H241ZM243 207H244V206H243ZM0 208H1V207H0ZM18 208H19V207H18ZM21 208L23 209V207H21ZM32 208H33V207H32ZM32 208H30L29 210H33ZM56 208H55V209H56ZM78 208H79V207H78ZM78 208H75V210L78 209ZM88 208H89L90 210H88ZM98 208H101V207H99V205H98ZM132 208H133V206H132ZM132 208H129V209H125V208H124V210H129V211L131 212V209H132ZM134 208H135V207H134ZM151 208H150V209H151ZM159 208H160V205H159ZM179 208H180V207H179ZM187 208H188V210H189V207H186V210H187ZM192 208H193V207H191L190 209H192ZM202 208H203V207H202ZM209 208H210V205H209ZM221 208H220V209H221ZM234 208H231V211L233 210V211L235 212L236 209H234ZM236 208H237V207H236ZM239 208H240V207H239ZM2 209H3V207L1 208V210H2ZM9 209H8V210H9ZM59 209H60V208H59ZM83 209H84V208H83ZM102 209H103V213H104V212H105V211H104V208H102ZM102 209H100V210L102 211ZM115 209H116V208H115ZM148 209H149V208H148ZM148 209L145 210V211H149ZM181 209H182V208H181ZM194 209H195V208H194ZM204 209H205V208H204ZM207 209H208V207H207ZM210 209H211V208H210ZM228 209H229V208H228ZM228 209H227V210H228ZM237 209H238V208H237ZM244 209H247V208L244 207ZM1 210H0V211H1ZM5 210H6V209H5ZM12 210H13V209H12ZM12 210H11V211H12ZM18 210H19V209H18ZM18 210H17V211H18ZM20 210H21V209H20ZM20 210H19V211H20ZM63 210H64V209H63ZM70 210H71V209H70ZM75 210H74V209L72 210V212H74L72 215L75 214ZM97 210H98V209H97ZM116 210H117V209H116ZM122 210H123V209H122ZM124 210H123V213H122V214H126V213H127V215H128V212L126 211V213H124ZM137 210H139V208H137ZM140 210H141V209H140ZM154 210H156V209H154ZM179 210H180V209H179ZM182 210H183V209H182ZM182 210H181V212H182ZM186 210H185V211H186ZM215 210H217V209H215ZM215 210H214V211H215ZM222 210H223V209H222ZM229 210H230V209H229ZM238 210H239V209H238ZM247 210H248V209H247ZM257 210H259V209L257 208ZM11 211H9V212L12 214L14 211H13V212H11ZM15 211H16V210H15ZM34 211H35V210H33V212H34ZM65 211H66V210H65ZM65 211H63V212H61V213L64 214ZM78 211H79V209H78ZM82 211H83V210H82ZM82 211H81V212H82ZM106 211H107V210H106ZM108 211H109V210H108ZM119 211H120V210H119ZM151 211H152V210H150L149 212L152 213ZM156 211H158V210H156ZM168 211H169V210H168ZM173 211H174V210H173ZM202 211H203V210H202ZM209 211H210V214H211V210H209ZM209 211H208V212H209ZM218 211L220 212V210H218ZM233 211H232V213H234ZM236 211H237V210H236ZM240 211H241V209H240ZM3 212H4V211H1V213H3ZM7 212H8V211H7ZM24 212H25V210H24ZM54 212H55V211H54ZM66 212H67V211H66ZM84 212H85V214H84ZM93 212L96 213L97 211H94V210H93ZM99 212H100V211H99ZM111 212H112V211H111ZM132 212H133V210H132ZM135 212H136V211H135ZM143 212H144V211H143ZM191 212H192V211H191ZM198 212H199V211H198ZM204 212H207V210H205ZM208 212H207V213H208ZM224 212H225V211H224ZM227 212H228V211H227ZM237 212H238V211H237ZM237 212H235V214H236ZM244 212H246V211H244ZM34 213H35V212H34ZM37 213H38V212H37ZM78 213H80V212H77L76 214H78ZM88 213H89V212H88ZM95 213H94V214H93V213H91V214L89 213L90 217H88V218H89V219H91V218L93 219L94 217H91V216H92V214L95 216ZM101 213H102V212H101ZM113 213H114V212H113ZM118 213L120 214L121 212H118ZM118 213H116V214L118 215ZM144 213H145V212H144ZM147 213H148V212H147ZM147 213H145V214H147ZM163 213L166 214V212H163ZM177 213H178V211H177ZM183 213H184V211H183ZM217 213H218V212H217ZM246 213H247V212H246ZM246 213H245V214H246ZM5 214H6V213L4 212L3 214H0V215L2 216V215H5ZM8 214H9V213H8ZM19 214H20V213H19ZM39 214H40V213H39ZM65 214H66V213H65ZM68 214H69V212H68ZM81 214L87 215V214H86V211H83V213H81ZM105 214H106V213H105ZM105 214H104V215H105ZM153 214H154V213H153ZM160 214H161V213H160ZM181 214H182V213H181ZM196 214H197V211H196ZM203 214H204V213H203ZM219 214H220V213H219ZM223 214H225V213H223ZM229 214H230V212H228V215H229ZM240 214H241V213H240ZM247 214H248V213H247ZM16 215H17V213H16ZM44 215H45V214H44ZM44 215H43V216H44ZM60 215H61V214H60ZM69 215H70V214H69ZM69 215H68V217H70ZM79 215H80V214H79ZM79 215H78V216H79ZM89 215H87V216H89ZM96 215H97V214H96ZM98 215H100V214H98ZM101 215H102V214H101ZM109 215H112V214H109ZM113 215H114V214H113ZM113 215L111 216L112 219L115 218V217H113ZM120 215H121V214H120ZM120 215H118V216H120ZM127 215H126V216H127ZM129 215H130V214H129ZM139 215H140V213L137 214V216H139ZM148 215H149V214H148ZM208 215H209V214H208ZM208 215H207V216H208ZM228 215H227V216H228ZM231 215H232V214H231ZM237 215H238V214H237ZM241 215H242V214H241ZM1 216H0V217H1ZM7 216H8V215H6L5 218H7ZM32 216H33V215H32ZM35 216H36V215H35ZM65 216H66V215H65ZM74 216H75V215H74ZM102 216H103V215H102ZM126 216L124 215V217H126ZM131 216L133 217V216H135V214H134V215H130V217H131ZM140 216H141V215H140ZM151 216H153V215H151ZM157 216H158V215H157ZM161 216H162V215H161ZM161 216H160V217H161ZM192 216L194 217L195 215L192 214ZM198 216L201 217L200 215H198ZM233 216H234V215H233ZM235 216H236V215H235ZM71 217H73V216H71ZM81 217L83 218V215H81ZM85 217H86V216H85ZM100 217H101V216H100ZM105 217H106V215H105ZM120 217L123 218V215L120 216ZM162 217H164V216H162ZM189 217H190V214H189ZM195 217H196V216H195ZM204 217H205V216H204ZM210 217H211V216H210ZM218 217H220V218H217V219H221V221L223 222V220H224L223 217H224V216L222 217V215H220V216H218ZM221 217H222V218H221ZM228 217H229V216H228ZM243 217H244V216H243ZM246 217H247V216H246ZM9 218H10V216H9ZM33 218H35V217H33ZM57 218H58V217H57ZM73 218H74V217H73ZM76 218H80V216L77 217V215H76ZM86 218H87V217H86ZM107 218H109V217H107ZM107 218H105V219L107 220ZM128 218H129V217H128ZM128 218H127V217L124 218V219H126V220H125L124 222L121 221V223H122V224H123V223L125 224V222L127 221ZM133 218L135 219V217H133ZM133 218H132V220H134ZM149 218H150V217H149ZM154 218H155V217H154ZM154 218H152V219H154ZM196 218L198 219V217H196ZM211 218H212V217H211ZM213 218H215V217H213ZM226 218H227V217H226ZM230 218H231V217H230ZM230 218H229V219H230ZM235 218L238 219L237 217H235ZM235 218L232 217L231 219H235ZM1 219H4V218L1 217ZM10 219H11V218H10ZM30 219H32V218L30 217ZM46 219H48V218L46 217V218L44 219V221H43V222L41 221V223H40V222H36V221H35L36 218H35L34 221H35L36 223H38L39 231H41L40 229H42L43 232H45V231H44V228H45L46 230L49 231V228H46V226H44V224L48 225V224L45 222ZM50 219H51V216L49 217L48 220H50ZM74 219H75V218H74ZM84 219H85V218H84ZM84 219H83V220H84ZM92 219H91V220H92ZM94 219H96V218H94ZM100 219H101V218H100ZM116 219H117V217H116ZM118 219H120V218H118ZM124 219H123V220H124ZM136 219H137V218H136ZM136 219H135L134 221H135V222L138 221V222H140V224H141V221H140L141 219H140V220H139V219L136 220ZM170 219H171V218H170ZM182 219H183V218H182ZM185 219H186V218H185ZM201 219H204V218H201ZM201 219H200V223H201ZM229 219H227L229 222H231V221H232V222L236 221V220L233 221V220H229ZM242 219H243V218H242ZM59 220H60V219H59ZM80 220H82V219H80ZM87 220H88V219H87ZM108 220H109V219H108ZM108 220H107V221H108ZM128 220H130V219H128ZM154 220H155V222L152 221L153 223H152L151 225H153L154 223H156V221H158V220H160V219L157 217V218L154 219ZM179 220H181V219H179ZM192 220H193V219H192ZM208 220H211V219H208ZM7 221H8V218H7V220L5 221V223H7ZM28 221H30V220L28 219ZM46 221H47V220H46ZM53 221H54V220H52V222H53ZM61 221H62V220H61ZM65 221H66V220H65ZM89 221H90V220H89ZM92 221H94V220H92ZM96 221H97V220H96ZM111 221H112V220H111ZM115 221H116V220H115ZM130 221H131V220H130ZM130 221H128L129 224L132 222V221H131V222H130ZM143 221H145V219H144ZM148 221H149V220H148ZM148 221H147V222H148ZM169 221H170V220H169ZM175 221H178V220H175ZM175 221H174V223L177 224ZM219 221H220V220H219ZM243 221H244V220H243ZM0 222H1V223H0V224H1L0 227L3 226V225L5 224V223H4V224L2 223L3 220H2V221L0 220ZM11 222H12V220L9 221V223H11ZM35 222H34V224H35ZM44 222H45V223H44ZM55 222H56V218H55ZM55 222H54V223H55ZM83 222H84V221H83ZM99 222H100V221H99ZM138 222H136V223H138ZM147 222H146V223H147ZM158 222L161 223V221H158ZM158 222H157V223H158ZM162 222H163V221H162ZM184 222H185V221H184ZM184 222H183V223H184ZM190 222H193V221H190ZM190 222L188 223V226H189L190 224L192 225V223H190ZM194 222H195V221H194ZM194 222H193V225H195ZM197 222H198V221H197ZM197 222H196V225L198 224ZM222 222H219L218 224L220 225V223H222ZM225 222H227V221H225ZM225 222H224V223H225ZM232 222H231V224H232ZM9 223H8V226H9ZM14 223H15V221H14ZM30 223H32V221H30ZM39 223L41 224V226H42V224L44 223V224H43L44 227H43V226L40 227V226H39V225H40ZM56 223H57V222H56ZM56 223H55V225L58 226L59 223H58V225H57ZM61 223H64V224H65V222H61ZM112 223H113V222H112ZM112 223H111V224H108V225L113 226ZM117 223H119V222L117 221ZM117 223H115V224H117ZM126 223H127V222H126ZM133 223H134V222H133ZM136 223H135V224H136ZM150 223H151V222H148V225H150ZM183 223H180V224L182 225ZM227 223H228V222H227ZM227 223H226V225H223V226H225V228H226V226L228 225ZM235 223H236V222H235ZM243 223L245 224V222H243ZM27 224H28V223H27ZM34 224H32V225H33L34 227H36V226H35L36 224H35V225H34ZM52 224H53V223H52ZM72 224H73V223H72ZM80 224H81V223H80ZM101 224H102V223H101ZM103 224H105V223H103ZM113 224H114V223H113ZM115 224H114V225H115ZM124 224H123V225L120 224L121 230H122L123 232H124V230L122 229V226H124V228H125V225H124ZM129 224H128V225H129ZM140 224H139V226H140ZM161 224H162V223H161ZM161 224H160V225H161ZM166 224H167V223H166ZM172 224H173V223H172ZM175 224H174V225H175ZM180 224H179V225H180ZM236 224H237V223H236ZM236 224H235V225H236ZM32 225H31V226H32ZM49 225H50V224H49ZM62 225H63V224H62ZM68 225H69V224H68ZM68 225H67V226H68ZM73 225H74V224H73ZM83 225H84V223H83ZM106 225H107V224H106ZM145 225H147V224H144V226H145ZM177 225H178V224H177ZM193 225H192V226H193ZM219 225L215 224L214 226H215V228H216V226H219ZM229 225H230V224H229ZM232 225H233V224H232ZM235 225H233L232 227L235 228V227H234ZM238 225H240V224H238ZM6 226H7V225H6ZM11 226H12V225H11ZM53 226H54V225H53ZM65 226H66V224H65ZM67 226H66V227H67ZM85 226H86V225H85ZM96 226H97V225H96ZM98 226H99V225H98ZM111 226H108V227L111 228ZM118 226H119V225H118ZM126 226H127V225H126ZM198 226H200V225H198ZM211 226H212V225H211ZM220 226H221V225H220ZM12 227H13V226H12ZM47 227H48V226H47ZM51 227H52V226H51ZM63 227H64V226H63ZM66 227H65V228H66ZM89 227H90V226H89ZM113 227H115V226H113ZM132 227H134V229H135L134 224H133ZM136 227H137V226H136ZM140 227H141V226H140ZM164 227H165V226H164ZM175 227H177V226L175 225ZM179 227H180V226H179ZM181 227H183V225H182ZM185 227H187V226L185 225ZM189 227H190V226H189ZM189 227H188V228H189ZM207 227H208V226H207ZM227 227H229V226H227ZM230 227H231V225H230ZM232 227H231V230H232ZM244 227L246 228L245 225H244ZM3 228H5V227L3 226ZM3 228H2V230H1L0 232H2V231L4 230ZM8 228H9V227H8ZM8 228L6 229L7 231H8ZM52 228L55 229V230H57V229L59 228V226H58L57 228H56V227H55V228L52 227ZM72 228H73V227H71L70 229L72 230ZM118 228H119V227H118ZM126 228H127V227H126ZM128 228H129V227H128ZM137 228H138V227H137ZM148 228H149V227H148ZM197 228H198V227H197ZM199 228H200V227H199ZM205 228H206V227L202 228L204 232H202V230H201V228H200V229H199L200 232L198 231L199 234H200V233H205ZM209 228H210V227H209ZM215 228H212V227H211V229H215ZM221 228H222V229H221ZM221 228H220L221 230H225V229H223V227H221ZM236 228H238V227L236 226ZM236 228H235V229H236ZM239 228H240V227H239ZM241 228H242V227H241ZM241 228L239 229V231L241 230ZM12 229H14V228H12ZM12 229H11V231H12ZM32 229H33V228H32ZM35 229H36V228H35ZM35 229H33L34 232H36ZM53 229H52V230H53ZM66 229H68V228H66ZM93 229H94V228H93ZM115 229L118 230L117 228H114V229H112V230L115 231ZM130 229H131V228H130ZM142 229H143V225H142L141 229H139V230L143 231ZM152 229H153V228H151V227L149 228V230H152ZM159 229H161V228H159ZM159 229H158V230H159ZM172 229H173V228H172ZM183 229H185V228H183ZM183 229H181V230H182L181 233H182V232L184 233V231H186L187 228H186L184 231H183ZM190 229H191V228H190ZM195 229H196V228H195ZM217 229H219V228H217ZM217 229H216V230H217ZM235 229H233V230H235ZM243 229H244V228H243ZM27 230H29V229H27ZM33 230H32V232H33ZM52 230H50L49 232H52ZM62 230H63V229H62ZM119 230H120V228H119ZM132 230H133V228L131 229V231H132ZM136 230H137V229H136ZM136 230H135V231L133 230V233H135ZM139 230H138V233H139ZM145 230H148V229L146 228ZM153 230H155V229H153ZM153 230H152V233H153V232L155 233V231H153ZM206 230H207V229H206ZM208 230H209V229H208ZM227 230H229V228H228ZM231 230H229V231H231ZM7 231H6V232L3 231V232L5 233V234H4V233H3V234H4V236H6V240L9 239L8 236H9V234H10V233L8 234ZM9 231H10V230H9ZM37 231H38V229H37ZM59 231H60V230H59ZM63 231H64V230H63ZM63 231H62V232H63ZM69 231H70V230H69ZM73 231H75V230L73 229ZM127 231H128V229L126 230V233H125V232H124V233H123V232H119V233H118V231H116V232H117L116 235H118V234L120 235V233H121V236H122V234H128V235H129V234H133V233H131L130 231H128L129 233H127ZM168 231H169V230H168ZM174 231H175V230H174ZM177 231H179V229H177ZM188 231L190 232V230H188ZM193 231H194V230H193ZM195 231H196V230H195ZM213 231H215V230H213ZM229 231H228V232H229ZM241 231H242V230H241ZM247 231H248V230H247ZM23 232H24V231H23ZM41 232H42V231H41ZM49 232H48V233H49ZM62 232H61V233H62ZM67 232H68V231H66V233H67ZM70 232H71V231H70ZM144 232H145V231H144ZM148 232H151V231H148ZM148 232L146 233L147 235H149ZM170 232H171V230H170ZM191 232H192V231H191ZM196 232H197V231H196ZM196 232H195V234H196ZM198 232H197V233H198ZM216 232H217V231H216ZM222 232H223V231H222ZM222 232H221V233H222ZM225 232H226V231H225ZM225 232H223V233H225ZM228 232H227V233H228ZM232 232H234V231H232ZM235 232H236V230H235ZM235 232L232 233V235L234 234L235 237L238 238L239 235L236 236ZM6 233H7L8 235H7ZM28 233H29V232H28ZM36 233H37V232H36ZM39 233H40V232H39ZM39 233H37V234H39ZM45 233H46V232H45ZM55 233H56V231H55ZM61 233H60V234H61ZM138 233L136 232V234H137L138 236H140V234H138ZM140 233H141V232H140ZM164 233H165V232L163 231V234H164ZM171 233H172V232H171ZM192 233H194V232H192ZM209 233H211V232L209 231ZM209 233H208V234H209ZM214 233H215V232H214ZM223 233H222V234H223ZM227 233H225V237H226L227 235L229 236V234H227ZM237 233H239V232H237ZM243 233H244V232H243ZM0 234H1V233H0ZM31 234H32V233H31ZM33 234H34V233H33ZM60 234H59V235H60ZM69 234H70V233H69ZM71 234L73 235V233H71ZM142 234H143V236H144L145 233L142 232ZM146 234H145V235H146ZM160 234H161V233H159V235H160ZM163 234H162V236H164ZM186 234H187V233H185V238H186ZM199 234H198V235H199ZM211 234H212V233H211ZM226 234H227V235H226ZM230 234H231V232H230ZM241 234H242V233H240V236H241ZM10 235H11V234H10ZM34 235H35V234H34ZM43 235H44V236H43ZM49 235H50V234H49ZM89 235H90V234H89ZM137 235H136V236H137ZM151 235H152L151 238H154V237L157 238V237L155 236V235H157V233H156L155 235H153V234H151ZM151 235H150V236H151ZM165 235H166V234H165ZM171 235H172V234H171ZM177 235H178V234H176V237H177ZM192 235H193V234H192ZM198 235H197V237H198ZM206 235H207V233L205 234V237H206ZM223 235H224V234H223ZM234 235H233V236H234ZM245 235H247V234H245ZM2 236H3V235H2ZM26 236H27V235H26ZM28 236H29V235H28ZM28 236H27V238L29 239ZM31 236L33 237V239L35 238V236H33V235H31ZM42 236H43L44 238H42L41 240L45 239L46 234H42ZM51 236H52V238H53V235H51ZM51 236H50V237H51ZM60 236H61V235H60ZM103 236H104V235H103ZM121 236H120V237H121ZM131 236L134 237V235H131ZM136 236H135V237H136ZM138 236H137L136 239L139 238ZM143 236H141V238H139V239H142ZM153 236H154V237H153ZM173 236H175V234H174ZM181 236H182V235H181ZM207 236H209V235H207ZM228 236H227V238H228ZM247 236H248V235H247ZM259 236H260V235H259ZM261 236H262V235H261ZM7 237H8V239H7ZM48 237H49V236H48ZM54 237H56V234H55ZM105 237H106V236H105ZM116 237H117V236H116ZM125 237H127V235H126ZM128 237H129V236H128ZM128 237L125 238V239H130V238H131V237H130V238H128ZM146 237H148V236H146ZM146 237H145V238H146ZM164 237H165V239H164V238H161V237L158 236V238H161V239L164 240V242H165L167 236H164ZM187 237H191V235L189 236V235L187 234ZM205 237H204V240H206ZM211 237H212V240H213L214 237H213V236H211ZM221 237H222V236H221ZM223 237H224V236H223ZM230 237L232 238V236H230ZM235 237H233V238H235ZM10 238H12V237H10ZM38 238H39V237H38ZM58 238H59V237H57V240H58ZM76 238H77V237H76ZM101 238H102V236H100V239H99V238H98V239L101 240ZM158 238H157V239H158ZM191 238H192V237H191ZM193 238H194V239H193V242H195V243H196V242L198 243V241L201 242V240L194 241V240H195L194 235H193ZM198 238H199V239H200V238L203 239V237H201V236L198 237ZM207 238H208V237H207ZM231 238H229V239H231ZM248 238H252V237H249V236H248ZM261 238H262V237H261ZM2 239H3V237H2ZM4 239H5V238H4ZM12 239H14V237H13ZM15 239H16V238H15ZM18 239H20V238H18ZM47 239H48V238H47ZM103 239H104V238H103ZM122 239H124V237H122ZM131 239H132V238H131ZM131 239H130V240H131ZM136 239H135V238L132 239L133 242H134V240H136ZM210 239H211V238H210ZM222 239H223V238H221L220 241H221V243H224L223 241H226V240H223V241H222ZM253 239H254V238H253ZM0 240H1V239H0ZM37 240H38V239H37ZM45 240H46V239H45ZM45 240H44V244H45ZM51 240H52V239H51ZM54 240H56V238L53 239V241H54ZM57 240H56V241H57ZM92 240H94V239L92 238ZM105 240H106V239H105ZM105 240L102 241V242L105 244L104 247H106V245L108 244L107 241L109 240V238H108V240H106V243H105ZM118 240H119V239H118ZM130 240H129V241H130ZM148 240H149V238H147V242L151 241V240H149V241H148ZM154 240H155V239H154ZM159 240H160V239H158V241L156 240L155 242H159V244H160V245L162 244L161 246H163V241L161 240V241H162V242H161V241H159ZM169 240H170V239H169ZM189 240H190V239H189ZM196 240H197V239H196ZM208 240H209V239H208ZM233 240H235V239H233ZM251 240H252V239H251ZM9 241H10V240H8V243L6 242L8 245L11 244V243H14V242H11V243H10ZM21 241H22V240H21ZM59 241H60V240H58V242H59ZM94 241H95V240H94ZM120 241H121V240H119V242H120ZM125 241H127V240H125ZM125 241H124V243L126 244ZM137 241L139 242V240H136V242H137ZM141 241H142V240H141ZM145 241H146V240L144 239V242H145ZM152 241H153V239H152ZM171 241H172V240H171ZM171 241H170V243H168L169 246H170V244H171ZM176 241H177V240H176ZM176 241H175V240L172 241V242H175V243H173V245L177 243ZM218 241H219V239H218ZM218 241L216 240L214 243H215V244L217 243L216 245H218V244H219ZM228 241H230V240H227L226 242H228ZM237 241H238V239H237ZM242 241H245V240L243 239ZM246 241H247V240H246ZM3 242H5V241H3ZM26 242H27V241H25V243H26ZM30 242L32 243L31 240H30ZM33 242H34V241H33ZM41 242H43V241H41ZM46 242H48V241H46ZM91 242H92V241L90 240V243H91ZM96 242H97V241H95V243H96ZM98 242H99V241H98ZM100 242H101V241H100ZM102 242H101V243H102ZM111 242H112V241H109V243H111ZM117 242H118V241H117ZM117 242H116V243H117ZM121 242H123V240H122ZM136 242H135V243H136ZM160 242H161V243H160ZM166 242H167V241H166ZM168 242H169V241H168ZM189 242H191V241H189ZM204 242H205V241H204ZM207 242H208V241H207ZM230 242H231V241H230ZM230 242H229V243H230ZM232 242H233V241H232ZM247 242H248V241H247ZM249 242H250V241H249ZM252 242H253V241H252ZM254 242H255V241H254ZM254 242H253V243H254ZM258 242H259V241H258ZM6 243H5V244H6ZM19 243H20V242H19ZM21 243L24 244V240H23V242H21ZM21 243H20V244H21ZM37 243H39V242H37ZM37 243H36V246L39 245V244H37ZM49 243H50V239H49ZM51 243H52V242H51ZM55 243H56V242H55ZM55 243L53 242V245H54V246H55ZM101 243H100V244H101ZM103 243H102V244H103ZM113 243H115V242H113ZM139 243H140V242H139ZM153 243H154V241H153ZM178 243L180 244L179 240H178ZM184 243H185V242H184ZM191 243H192V242H191ZM208 243H209V242H208ZM221 243H220V244H221ZM245 243H246V242H245ZM256 243H257V242H256ZM261 243H262V242H261ZM7 244H6V245H7ZM28 244H29V243H28ZM44 244H43V245H44ZM57 244H58V243H57ZM118 244H119V243H118ZM125 244H124L125 247H127V246H128V247H131L130 244L133 245L134 243H131V242H130V244H129L128 241H127V244H126V245H125ZM142 244H143V243L141 242V245H142ZM144 244H146V243H144ZM147 244H150V243H147ZM147 244H146V245H147ZM159 244H158V246H160ZM181 244H182V243H181ZM199 244H200V243H199ZM215 244H213V246H214ZM232 244H233V245H236V244L238 245L239 243H237V242L235 241V243H232ZM243 244H244V243H243ZM243 244H242V245H243ZM17 245H18V244H16V247H17ZM26 245H27V243H26ZM43 245L41 244V246H43ZM51 245H52V244H50V245L48 244V249L50 248V249L52 250V248L50 247ZM53 245H52V247H54ZM62 245H63V244H62ZM67 245H68V244H67ZM97 245H98V244H97ZM97 245L94 246V249L97 247ZM108 245H109V244H108ZM108 245H107V249L109 248ZM119 245H121V244H119ZM122 245H123V243H122ZM129 245H130V246H129ZM141 245H140V247H141ZM150 245H151V244H150ZM154 245H155V244H154ZM183 245H184V244H183ZM206 245H208V244L206 243ZM221 245H222V244H221ZM224 245H225V247H226L227 244L224 243ZM233 245H232L233 248L238 249L239 245H238V247L236 246L237 248L234 247ZM240 245H241V243H240ZM242 245H241V246H242ZM244 245H245V244H244ZM244 245H243V246H244ZM248 245H251V243L248 244ZM260 245H261V244H260ZM28 246H29V245H28ZM30 246H31V245H30ZM46 246H47V245H46ZM63 246H64V245H63ZM92 246H93V245H92ZM92 246H90V247H92ZM99 246H100V245H99ZM102 246H103V245H102ZM102 246H100V247H102ZM109 246H111V245H109ZM117 246H118V245H117ZM155 246H157V245H155ZM158 246H157V247H158ZM169 246H166V247L171 248V246H170V247H169ZM174 246H175V245H174ZM208 246H209V245H208ZM213 246H212V247H213ZM229 246H230V244H229ZM256 246H257V245H256ZM258 246H259V245H258ZM261 246H262V245H261ZM19 247L21 248L22 246L19 245ZM31 247H32V246H31ZM37 247H38V246H37ZM44 247H45V245L43 246V249L46 250L47 247H46V248H44ZM90 247H89V248H90ZM111 247H113V245H112ZM114 247H115V246H114ZM119 247H122V246H119ZM136 247H138L137 244H136ZM142 247H143V245H142ZM148 247H149V246H148ZM166 247H165V248H166ZM191 247H192V246H191ZM206 247H207V246H206ZM210 247H211V246H210ZM210 247H208V249H209ZM214 247H216V246H214ZM214 247H213V248H214ZM225 247H224V249H225ZM227 247H228V245H227ZM230 247H231V246H230ZM244 247H245V246H244ZM248 247H249V246H248ZM250 247H251V250H252L253 247H252V246H250ZM254 247H255V246H254ZM262 247H264V246H262ZM3 248H5V247H3ZM6 248H7V247H6ZM10 248H11V247H10ZM10 248H9V249H10ZM13 248L16 250L15 246H14ZM24 248L26 249V252H27V254H28V253H29V252H28V251H29V250H28L29 247H27V246L25 247V245H24ZM24 248L20 249V250H19V253H20V251L23 250ZM33 248H34V246H33ZM40 248H41V247H40ZM92 248H93V247H92ZM102 248H103V247H102ZM102 248H101V249H102ZM117 248H118V247H117ZM122 248H123V247H122ZM131 248H132V249H135L134 246L131 247ZM149 248H150V247H149ZM149 248H148V249H149ZM159 248H160V247H158L157 250H159ZM162 248H163V247H162ZM192 248H193V247H192ZM203 248H204V247H203ZM203 248H202V250H203ZM217 248H219V246L216 247V249H217ZM221 248H222L221 250H224V249H223V245L221 246ZM240 248H241V247H240ZM260 248H261V247H260ZM31 249H32V248H30V250H31ZM34 249H35V248H34ZM38 249H39V248H38ZM41 249H42V248H41ZM50 249L47 250V251H50ZM53 249H54V248H53ZM94 249H91V250H93V252H92V254H89V255H91V259H92V257L94 256L93 253H95V252L97 253V252H98V251H95V252H94ZM97 249H99V247H98ZM97 249H96V250H97ZM103 249H104V248H103ZM109 249H111L112 251H114L112 248H109ZM123 249H125V248H123ZM138 249H139V247H138ZM142 249H143V248H142ZM142 249H141V250H142ZM144 249L146 250V248H144ZM151 249H153V246H152V245H151ZM155 249H156V247H155ZM166 249H167V248H166ZM173 249H174V248H173ZM199 249H200V248H199ZM211 249H212V248H211ZM219 249H220V248H219ZM246 249H247V248H246ZM249 249H250V248L247 249V252H248ZM258 249H259V248H258ZM258 249H257V250H258ZM0 250H1V249H0ZM2 250H3V249H2ZM4 250H6V249H4ZM27 250H28V251H27ZM35 250H36V249H35ZM111 250H109L107 253L111 254ZM115 250H116V248H115ZM117 250H118V249H117ZM135 250L137 251L136 253H138V250H137V249H135ZM160 250H161V249H160ZM160 250L158 251V253L160 252ZM163 250H164V248H163ZM175 250H176V249H175ZM184 250H185V249H184ZM204 250H205V248H204ZM225 250H227V248H226ZM240 250H242V248H241ZM259 250H260V249H259ZM262 250H263V251H262ZM262 250H261V251L264 252V248H262ZM6 251L9 252L10 250H6ZM23 251H24V254H25V253H26L25 250H23ZM31 251H32V250H31ZM31 251H30V252H31ZM57 251H59V250H57ZM60 251H61V250H60ZM99 251H101V250L99 249ZM103 251H104V250H102L101 252H103ZM105 251H106V250H105ZM119 251H120V250H118V252H119ZM132 251H133V250H131V252H132ZM143 251H144V250H143ZM146 251H147V250H146ZM149 251H150V250H149ZM154 251H155V250H154ZM178 251L180 252V251H182V250H178V249H177V252H178ZM205 251H206V250H205ZM228 251H229V252H230V251L232 252V249H231V250L229 249ZM228 251H227V252H228ZM236 251H237V250H236ZM243 251H244V252H243ZM243 251H242V252H243V255H244L246 252H245V250H243ZM255 251H256V250H255ZM3 252H4V251H3ZM10 252H11V251H10ZM12 252H13V251H12ZM35 252H36V251H35ZM45 252H46V251H45ZM54 252H55V251H54ZM54 252H53V253H54ZM123 252H124V250H123ZM125 252H127V251H125ZM131 252H129V253H131ZM144 252H145V251H144ZM169 252L172 253V251H169ZM174 252H175V251H174ZM174 252H173V253H174ZM184 252H185V251H184ZM197 252H198V251H197ZM203 252H204V251H203ZM208 252L210 253L209 250H208ZM212 252H213V250H212ZM220 252H221V251H220ZM220 252H219V253H220ZM224 252L226 253V251H224ZM224 252H223V253H224ZM233 252H235V251H233ZM239 252H240V251H239ZM252 252H253V254H254V256H253V255H252V256L255 258V255H256V260H259V257H258L257 255L260 256V253L258 252L259 254H256V253H254V251H251V254H252ZM262 252H261V253H262ZM6 253H7V252H6ZM14 253H15V252H14ZM14 253H13V255H14ZM16 253H17V252H16ZM33 253H34V252H33ZM33 253L31 252V254H33ZM39 253H40V252H39ZM58 253H59V252H58ZM58 253H57V254H58ZM90 253H91V252H90ZM96 253H95V255H96ZM99 253H100V252H99ZM107 253H106V255L108 256L109 254H107ZM114 253L116 254V251H115ZM142 253H143V252H142ZM148 253H149V252H148ZM150 253H151V252H150ZM162 253H163V252H162ZM171 253H169V254L172 255ZM175 253H176V252H175ZM182 253H183V252H182ZM186 253H188V252H186ZM201 253H202V252H201ZM206 253H207V252H206ZM206 253H205V254H206ZM221 253H222V252H221ZM223 253H222V254H223ZM240 253H241V252H240ZM4 254H5V253H4ZM4 254H3V255H4ZM11 254H12V253H11ZM11 254H8V255L11 257ZM17 254H18V253H17ZM27 254H26V255H27ZM36 254H38V253L36 252ZM41 254H42V255L44 254L43 257H44V256L46 257V256H47L46 254H48V253H44V251H43V253H41ZM102 254H103V253H102ZM115 254H114V255H115ZM131 254H132V253H131ZM139 254H140V253H139ZM144 254H145V253H144ZM152 254H153V253H151V255H152ZM179 254H180V253H178V255H179ZM194 254H195V253H193L192 255H194ZM205 254H204V255H205ZM207 254H208V253H207ZM211 254H212V253H211ZM233 254H234V253H233ZM236 254H237V252H236ZM236 254H234V255H236ZM248 254H249V253H248ZM248 254H245V255H244V256H245L244 258H243L242 256H241V257L239 256L240 258H238V256H236L235 259H236V258L239 259V260L242 259V258L245 259V258H246V255H248ZM0 255H2V254H0ZM15 255H16V254H15ZM22 255H23V254H22ZM26 255H25V256H26ZM34 255H35V254H34ZM42 255H41V256H42ZM73 255H74V254H73ZM106 255H105V258H106ZM114 255H113V257H116V258H115L116 260L114 259L115 262H116L118 257H117V256H114ZM117 255H118V254H117ZM129 255H130V254H129ZM134 255H136V254H134ZM142 255H143V254H141L140 256H142ZM180 255H182V254H180ZM180 255H179V257H180ZM183 255H184V254H183ZM189 255H190V254H189ZM192 255H191V256H192ZM216 255H217V253L215 254V252H214V256H216ZM223 255H225V257H227L226 254H223ZM223 255H222V256H223ZM227 255H228V254H227ZM234 255L231 254V256H233V257H234ZM240 255H241V254H240ZM262 255H263V254H262ZM262 255L260 256L261 258H262ZM4 256H6V255H4ZM4 256H2V257H4ZM32 256H33V255H31V257H32ZM38 256H39V254H38ZM78 256H79V255H78ZM85 256H86V255H85ZM85 256H84V257H85ZM96 256L98 257V256H100V255L97 253ZM96 256H95V257H96ZM120 256H121V255H120ZM124 256H125V254H124ZM136 256L138 257V255H136ZM145 256H146V254H145ZM153 256H154V255H153ZM155 256H157V255H155ZM185 256H186V254H185ZM185 256H183V257H185ZM194 256H195V255H194ZM194 256H193V257H194ZM205 256H207V255H205ZM217 256H218V255H217ZM0 257H1V256H0ZM2 257H1L0 259L3 260L4 258H2ZM13 257H14V256H13ZM13 257H11V258L13 259ZM28 257H30V254L27 256V258H28ZM31 257H30V258H31ZM35 257H36V258H35ZM35 257H34V258L32 257V258H33V259H37V256H35ZM39 257H40V256H39ZM39 257H38V258H39ZM45 257H44V259H45ZM55 257H56V256H55ZM71 257H72V256H71ZM102 257H104V256H102ZM108 257H111V255H109ZM113 257H112V258H113ZM130 257H131V256H130ZM143 257H144V256H143ZM146 257H147V256H146ZM160 257H161V256H160ZM174 257H175V256H174ZM174 257H172V258H174ZM183 257H182V258H183ZM187 257H188V255H187ZM187 257H186V258H187ZM201 257H202V256H201ZM209 257H210V256H209ZM223 257H224V256H223ZM247 257L250 258L251 256L248 255ZM257 257H258V259H257ZM15 258H16V259H15ZM19 258L21 259V255H19ZM56 258H57V257H56ZM72 258H74V257H72ZM89 258H90V256H89ZM99 258H100V257H99ZM105 258H104V259H105ZM138 258H139V257H138ZM189 258H190V256H189ZM191 258H192V257H191ZM203 258H204V256H203ZM205 258H207V257H205ZM251 258H252V257H251ZM261 258H260V259H261ZM17 259H18V257H14V260H15V261H16ZM39 259H40V260H39ZM39 259H38V260L41 261V258H39ZM44 259L42 258V261H43ZM67 259H69V258H67ZM67 259H66V260H67ZM83 259H84V258H83ZM102 259H103V258H102ZM104 259H103V261L106 263L107 259H105V260H104ZM128 259H129V261H130V258H128ZM131 259H132V258H131ZM140 259H142V258L140 257L139 260H140ZM147 259H148V258H147ZM158 259H159V258H158ZM160 259H162V257H161ZM165 259H166V258H165ZM168 259H169V258L167 257V260H168ZM209 259H211V258H209ZM213 259H216V258L213 257ZM224 259H225V258H224ZM231 259H232V258H231ZM246 259H247V258H246ZM263 259H264V256H263ZM14 260H13V261H14ZM21 260H22V259H21ZM66 260H65V261H66ZM70 260L72 261V259H70ZM78 260H79V259H78ZM86 260H87V258H86ZM86 260H85V261H86ZM88 260H89V261H92V260H90V259H88ZM109 260H113V259H111V258L108 259V262H112V261H109ZM120 260H121V261H120ZM125 260L128 261L127 259H125ZM137 260H138V259H137ZM144 260H146V259H144ZM148 260H150V259H148ZM151 260H152V259H151ZM169 260H170V259H169ZM178 260L182 261V260H181V257L178 258ZM178 260H177V261H178ZM189 260H191V259H189ZM189 260H188V261H189ZM203 260H204V259H203ZM203 260L201 259V262H203ZM207 260H208V258H207ZM219 260H220V259H219ZM252 260H253V258H252ZM252 260H250V262H252ZM256 260H255V261H256ZM0 261H1V260H0ZM15 261H14V262H15ZM18 261H19V259H18ZM18 261H17V263H19ZM33 261H34V260H33ZM33 261H32V263H33ZM53 261L56 262L57 260L55 261V259H54ZM58 261H59V260H58ZM58 261H57V262H58ZM68 261H69V260H68ZM68 261H67L65 264H67V263L70 264V263H71L70 261H69V262H68ZM74 261H75V260H73L72 262H74ZM83 261H84V260H83ZM94 261H95V258H94L93 262H94ZM98 261H99V260L97 259L96 262H98ZM118 261H119V262H124V261H122V258H119ZM134 261H135V260H134ZM134 261H130V262H133V263H134ZM155 261H156V260H155ZM172 261H173V260H172ZM174 261H175V259H174ZM177 261H175L176 264L178 263ZM209 261H210V260H209ZM214 261H215V260H212V262H214ZM217 261H218V260L216 259V263H217ZM224 261H225V260H224ZM231 261H232V260H231ZM237 261H238V260H237ZM261 261L264 262L263 260H261ZM14 262H12V264H14ZM25 262H26V261H25ZM27 262H30V260H28ZM57 262H56V263H57ZM59 262H60V261H59ZM76 262L78 263V262H80V261H76ZM115 262H114V263H115ZM149 262H150V261H149ZM159 262H160V261H159ZM170 262H171V261H170ZM212 262H211V263H212ZM253 262H254V260H253ZM257 262H258V261H257ZM21 263H22V261H21ZM32 263H30V264H32ZM36 263H37V262H36ZM39 263L42 264V262H39ZM39 263H38V264H39ZM86 263H88V262L86 261ZM105 263H104V264H105ZM124 263H126V262H124ZM124 263H123V264H124ZM128 263H129V262H128ZM136 263H137V262H136ZM140 263H142V262H140ZM152 263H153V260H152ZM160 263H161V262H160ZM164 263H165V262H164ZM181 263H182V262H181ZM189 263H190V262H189ZM192 263H193V262H192ZM198 263H199V262H198ZM203 263H204V262H203ZM240 263L242 264V262H240ZM240 263H239V264H240ZM247 263H248V262H247ZM255 263H256V262H255ZM255 263H254V264H255ZM259 263H260V261H259ZM19 264H20V263H19ZM33 264H34V263H33ZM72 264H73V263H72ZM74 264H76V263H74ZM78 264H79V263H78ZM81 264H82V263H81ZM96 264H97V263H96ZM99 264H100V263H99ZM101 264H102V263H101ZM108 264H109V263H108ZM115 264H117V263H115ZM118 264H119V263H118ZM120 264H121V263H120ZM131 264H132V263H131ZM134 264H135V263H134ZM142 264H143V263H142ZM153 264H154V263H153ZM173 264H174V262H173ZM179 264H180V262H179ZM186 264H187V263H186ZM204 264H206V263H204ZM213 264H214V263H213ZM231 264H232V263H231ZM234 264H235V263H234ZM237 264H238V263H237ZM248 264H249V263H248ZM257 264H258V263H257ZM260 264H261V263H260ZM263 264H264V263H263Z\"/></svg>","mask_w":264,"mask_h":264}]
</instances>
